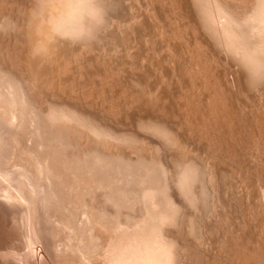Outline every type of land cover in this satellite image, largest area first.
<instances>
[{"label":"bare ground","instance_id":"6f19581e","mask_svg":"<svg viewBox=\"0 0 264 264\" xmlns=\"http://www.w3.org/2000/svg\"><path fill=\"white\" fill-rule=\"evenodd\" d=\"M114 1L115 0H15V1H13L14 3L12 4V5H10L11 4V0H10V2H9V0H0V30H2L3 31V29H6V30H4L6 33H7V31H10L9 33H13V37H15L14 39H13V41L15 40L16 41V44H14V46L13 47H11L10 45V47L8 46L7 48H5V49H7L6 50V55H5V58H7V60L6 61H8L9 62V64L7 65V64H5V66H6V68L4 67V66H2L3 65V63H1L2 61H0V199L2 200V199H4V200H26L30 195H31V197L30 198H32V194H35L36 192H38L39 193V191L41 190L42 191V188H40L38 185H41V182H39L38 183V181H37V179H38V174H40V173H44L45 171H47L46 169H48V167H49V170L50 169H52V170H50L51 172L50 173H48V174H51V175H49V176H51V177H53V172H58V169L57 170H55L54 169V166L55 165H52L53 166V168H52V166H51V163L53 162V159H54V161H56V159L55 158H53L52 159V161H51V159L50 158H52V157H50V158H46L45 157V154H44V157H45V160L46 159H48L49 161H43V160H41L42 159V156H41V159L39 158L40 157V155L38 154V158L40 159V161H42V163H38V162H36L37 160H38V158L35 156V157H33V154L30 152V151H35V149H34V147L35 148H37V149H39V145L41 144V143H43L42 141L40 142H37L36 141V143L38 144L39 143V145H37V146H39V147H37V146H35L34 144H33V146H31V149H28L29 150V153H28V156L26 155V154H23L24 156V158H25V155H26V157H28V159H29V161L28 162H30L29 164L28 163H26V168H28V167H32V161H33V163H34V161L36 162V166H40V168H38L39 170L41 169V170H43L44 169V172H38L39 170L38 169H36L35 168V166L33 165V167L31 168V170L32 169H34L33 171H30L31 172V174L34 172H36V175H37V177H35V179H36V183H35V179L33 178H31V174L29 175V173H28V171L30 170H28V169H25L24 168V170H22L21 172V176H19L18 174H16V176H15V169H14V172L12 171L11 172V170L10 169H8V168H13V167H15V166H18L17 165V160L19 161V156L17 157V155H15L14 153L13 154H10L11 156H15V157H17V158H15L14 156V158L13 157H11L12 158V160L13 159H17V160H11L12 162L11 163H9V161H8V163L6 162L7 161V158H5L4 156H3V151H4V138L6 137L5 136V134H3V132L5 133L6 131L5 130H3L2 128L4 127H2V124L4 123V125H5V123H6V121H7V125H8V122H9V126L11 127V125H10V123H12V126L14 127V126H18V125H20L21 123H22V120H20L21 122H19L18 123V121H19V119H23V121L24 120H28V121H25V122H23V124L24 125H22L21 124V126H25L26 127V124L28 125V127H29V125L30 124H32L33 123V121H35L34 119L31 121V119L32 118H34V115L32 116V118H31V114H29V116H30V119H29V116L27 117V116H25L24 115V112H25V110H27V109H24L23 107H24V105L27 103V102H29V96H32L33 95V97H36L37 95H39L40 96V93L42 92V90H43V92H45V90H44V88H48V87H50V90H52L53 91V89L55 88V87H61V89L63 90V88L62 87H67L66 85V81L69 79V77H71V67H73V63L75 62L76 64L74 65L76 68L74 69L75 71H73V69H72V71L75 73L74 75H72L73 77H71V80H72V83L74 84V82L76 81L77 82V79L79 80V78L85 73V74H87L86 75V77L88 76V74H89V72L90 71H92L91 69H93V70H95V68L97 69V68H100L101 69V67H102V64H101V67H96V65H99L100 66V64H95V67L92 65V67H94V68H91L90 70L88 69L89 67H90V65L92 64V63H96V56H94L95 55V53L97 52H95V51H92V50H95V49H92L93 47H92V44L91 43H93V41L96 39H98V41H104V40H102L103 39V37H106L107 39L109 38V36H112V35H114L113 33H114V30H113V32H112V29L113 28H118V31H116V32H118V34H120V33H122L121 35L123 36V38H122V36L120 35V37L119 36H117V37H119V38H121V40H128V38L129 37H132L133 35H134V32H137L136 31V29H138V31H139V27H140V25H141V27L142 26H144L145 24L143 23L144 21V19L146 18V16H145V18H143V20H141L142 19V17L144 16L143 14H146L145 12V10L146 9H144L143 11H141V10H139V11H141V13H143L144 11V13L141 15V13L138 15H132V11H135V9L136 8H131V7H133V6H131L128 2H130V1H127V3H126V0H121V2L122 1H125V3L127 4V5H129L128 7H130V10L131 9H133L132 11H130L131 12V14H129V16L130 15H132V17L130 16H128L129 18H130V20L127 22V19L128 18H126V21L124 20H122L123 22H118L119 21V18H118V21H114L112 18L114 17V19L116 20V18H115V16L116 15H114V13L113 14H111V11L115 8L114 6H115V4H118V3H120L119 2V0H117V2L118 3H116L115 2V4H114ZM135 1H137V0H134V1H132V2H135ZM138 1H140V0H138ZM149 1H151V0H149ZM148 1V2H149ZM159 1V0H158ZM164 2H165V0H163ZM171 1V0H170ZM175 1H178V0H175ZM186 1V0H185ZM197 1H200V3H199V5H201V4H203V5H201L202 7L204 6V9L202 10L201 9V11L203 12V14L202 15H198V17H202L203 16V18L204 19H202L201 17V19H202V21L204 20V22H203V24L205 25L204 27H207V29H210V28H212V30H210V31H213L215 34H217V35H214V36H218L217 38L218 39H220V38H222L223 39V41H225L224 42V46H226V47H228V48H225V47H223L222 49L224 50V51H227L228 52V50L229 49H232L233 51L232 52H230V50H229V52L227 53L226 52V54H232V56H233V54H234V58H236L235 60H237L236 61V63L238 62V61H243V62H239V65L241 64L243 67H245V69L247 70V68H246V66L248 67V69L249 70H247V71H250L251 72V75H249L250 74V72L249 73H247V75H249L247 78V80H248V82H249V84H251V86L253 87H255L256 85H258L259 84V82H261V81H263V77H264V0H252V1H250V2H248V4L246 5V4H244V6L242 5V7H240L241 5L240 4H242V3H240V4H238V5H240V6H236L235 5V2L233 3V1H235V0H233L232 1V3L236 6L235 8H232V5H230L231 3H230V1H226V0H222V1H220V0H197ZM204 1V2H203ZM223 1H226V3L227 4H229V6H231L229 9L227 8V7H229L227 4H224V2ZM240 1H243V0H236V2H240ZM245 1H248V0H245ZM17 4H16V3ZM144 2V1H143ZM146 2V1H145ZM152 2H154L153 0H152ZM151 2V3H152ZM156 2V1H155ZM167 2L168 3H166V5H173V6H175V4L174 3H169V1L167 0ZM172 2H174V1H172ZM179 2V1H178ZM177 2V3H178ZM181 2V6L182 7H184V5L186 4H182V1H180ZM180 2H179V6L178 7H181L180 6ZM183 2H184V0H183ZM187 2V1H186ZM193 1L191 0V3H192ZM195 3H196V1H194ZM202 2V3H201ZM244 2V1H243ZM10 3V4H9ZM124 3V4H125ZM131 3V2H130ZM140 3H142V2H140ZM150 3V2H149ZM187 3H189V1L187 2ZM198 3H197V5H198ZM247 3V2H246ZM14 4H16V6L14 5ZM124 4H122V5H124ZM134 4H137L136 2L134 3ZM157 4V3H156ZM190 4V3H189ZM121 5V4H120ZM120 6V7H123V6ZM127 5H124V6H127ZM143 5V7H144V4H142ZM148 5H151V4H148ZM148 5H146V3H145V6H147L148 7ZM165 5V4H164ZM163 5V6H164ZM178 5V4H177ZM198 5V7H200ZM225 5H227V7L225 6ZM138 6H141V5H139L138 4ZM137 6V7H138ZM153 6H155V4L153 5ZM151 7V8H153L154 10L155 9H157V8H154V7ZM173 6H169L170 8L171 7H173ZM186 6V5H185ZM194 6V5H193ZM114 7V8H113ZM119 7V5L117 6V8ZM119 7V10L121 9ZM128 7H126V8H128ZM135 7H136V5H135ZM142 6L140 7V8H138V9H141V8H143ZM156 7V6H155ZM188 7V9H189V6H187ZM191 8H192V4H191V6H190ZM196 8H197V6H195ZM234 7V6H233ZM113 8V9H112ZM159 8H161V7H159ZM164 8H166V7H164ZM175 9L177 8V7H174ZM173 8V11L175 12H177L178 14H179V16H177V17H180V16H182V15H180L181 13L183 14L184 12H182L183 10L186 12L187 10H186V8L185 9H179V10H181L180 11V13H179V11H177V10H175ZM194 8V7H193ZM123 10H124V7L122 8ZM129 9V8H128ZM138 9L136 10V11H138ZM168 9V8H167ZM230 9H233V10H230ZM239 9V10H238ZM241 9V10H240ZM123 10H122V12L120 11V13H118V12H115V14L116 13H118V14H122L123 13ZM154 10L152 11V10H150L151 12H154ZM164 10H166V9H164ZM170 10V9H169ZM172 10V9H171ZM170 10V11H171ZM190 10V9H189ZM187 11V13H186V15L185 14H183L184 16H183V18H184V20H181V19H183V18H179L180 19V21L179 22H181V21H183V23H184V21L185 20H187V17H185V16H187L188 15V20H189V14H188V12L189 13H192V12H190V11ZM195 10V9H194ZM196 10H198L199 11V8L198 9H196ZM116 11H118V10H116ZM126 11H128L127 9H126ZM138 11V12H139ZM149 11V12H150ZM159 11V10H158ZM167 11V10H166ZM13 12H16V14H18V15H13ZM148 12V13H149ZM156 12V11H155ZM175 12V14H177ZM195 12H197V11H195ZM195 12L193 11V13L195 14ZM147 13V14H148ZM160 13V12H159ZM165 13V12H164ZM171 13L172 14H174L172 11H171ZM124 14V13H123ZM122 14V15H123ZM133 14H136L135 12L133 13ZM152 14V13H151ZM150 14V15H151ZM155 14H157V12L156 13H154V15ZM177 14V15H178ZM199 14H200V12H199ZM110 15H114V16H110ZM122 15H120V16H116V17H120L121 18V16ZM142 17H141V16ZM150 15H148V16H150ZM153 15V14H152ZM158 15V14H157ZM156 15V16H157ZM160 15H161V13H160ZM168 15V14H167ZM124 16H125V14H124ZM170 16H172L171 14H170ZM173 16H176V15H173ZM193 16V15H192ZM111 17V18H110ZM141 17V18H140ZM151 17H153V16H150V17H148V19H146V20H152V19H149V18H151ZM166 17V16H165ZM168 17V16H167ZM166 17V18H167ZM177 17H175L176 19H178ZM194 17H196V16H194ZM156 18V17H155ZM154 18V19H155ZM174 18V19H175ZM192 18V17H191ZM122 19H123V17H122ZM163 19H164V17H163ZM168 19H169V17H168ZM172 19H173V17H172ZM173 19V20H174ZM175 19V20H176ZM157 20H158V18H157ZM174 20V21H175ZM194 20V19H193ZM196 20V19H195ZM198 20V19H197ZM200 20V19H199ZM120 21H121V19H120ZM143 21V22H142ZM148 21V22H149ZM152 21H154V20H152ZM156 21V20H155ZM154 21V23H155V25H156V22L158 23V21H156L155 22ZM163 21V20H162ZM171 21V20H170ZM177 21V20H176ZM126 22V23H125ZM142 22V23H141ZM146 22V21H145ZM159 22H161V20L159 21ZM168 22V21H167ZM185 22H187L188 23V21H185ZM195 22H198V21H194L193 23L195 24ZM162 23V22H161ZM164 23H166V22H164ZM169 23V22H168ZM182 23V22H181ZM190 23H192V20L190 19ZM202 23V22H201ZM115 24V26L113 27V25ZM134 24L136 25V27L134 26ZM143 24V25H142ZM153 24V23H152ZM176 24V23H175ZM197 24V23H196ZM200 24V23H199ZM148 25H150V24H148ZM148 25H146V26H148ZM165 24H163V26H164ZM181 26V24H178L177 26ZM183 25H185V24H183ZM187 25V24H186ZM139 26V27H138ZM146 26H144V28L146 27ZM152 26H154V24L153 25H151V29H153L152 28ZM157 26H159V25H156V27ZM163 26H161V27H163ZM188 26H190L189 25V23H188ZM197 26V25H196ZM113 27V28H112ZM134 27V28H133ZM140 27V28H141ZM161 27H159V28H161ZM165 27V26H164ZM166 27H167V25H166ZM182 27V26H181ZM191 27V26H190ZM189 27V28H190ZM195 27V26H194ZM194 27H192V28H194ZM203 27V28H204ZM112 28V29H111ZM135 30H133V29ZM173 28V27H172ZM179 28V27H178ZM184 28H186V26L184 27ZM192 28L190 29L191 31H194V30H197V28L196 29H194V30H192ZM201 28H202V26H201ZM141 29H143V27L141 28ZM141 29H140V31H141ZM146 29V28H145ZM150 29V30H151ZM156 29V28H155ZM155 29H153L154 30V33H156V31H155ZM157 29H158V27H157ZM156 29V30H157ZM165 28H163V29H161V30H159L158 29V35L160 36L163 32H165V33H167V31H165L164 30ZM169 29V28H168ZM171 29V28H170ZM177 29V28H176ZM176 29L174 28V30H175V32H176ZM214 29V30H213ZM116 30V29H115ZM131 30H133V35L132 34H130V33H132V31ZM149 30V29H148ZM164 30V31H163ZM178 30V29H177ZM184 30V29H183ZM182 30V31H183ZM131 31V32H130ZM147 31V30H146ZM145 31V32H146ZM159 31H161L162 33H160ZM188 31H189V29H188ZM209 31V30H208ZM1 32V31H0ZM112 32V35H110V33ZM151 32V31H150ZM174 32V33H175ZM199 32V31H198ZM202 32H206V31H203L202 30ZM9 33H7V36H8V34ZM142 33H143V31H142ZM171 33V32H170ZM182 33V32H181ZM187 33V32H186ZM189 33L191 34V32L189 31ZM193 33V32H192ZM194 33H196V35H197V32L195 31ZM207 33V32H206ZM206 33H204V34H206ZM211 33V32H210ZM5 34V33H4ZM3 34V35H4ZM109 34V35H108ZM116 34V33H115ZM137 34H139V33H137ZM137 34H135V35H137ZM145 34V33H144ZM200 34V33H199ZM198 34V35H199ZM207 34H209V33H207ZM2 34L0 33V36H1ZM6 35V34H5ZM131 35V36H130ZM134 35V36H135ZM141 35V34H140ZM147 35V34H146ZM153 35V34H152ZM156 35H157V33H156ZM163 35L164 34H162V37H163ZM181 34H179V37L181 38V36H180ZM185 35H188V34H185ZM184 35V36H185ZM195 35V34H194ZM197 35V36H198ZM201 35V34H200ZM144 36V35H143ZM151 36V35H150ZM154 36V35H153ZM167 36H168V34H167ZM166 36V34H165V37H167ZM190 36H192V34L190 35ZM185 37L186 39H189V38H191V37ZM196 36V37H197ZM206 36V35H205ZM212 36H213V33H212ZM115 37V36H114ZM114 37H112V39L114 38ZM141 37V40H142V35L140 36ZM139 37V38H140ZM164 37V38H165ZM171 37H173V36H171ZM178 37V38H179ZM192 37H194V36H192ZM195 37V38H196ZM201 37H204V36H201ZM208 37V36H207ZM2 38H4V37H1V39ZM6 38V37H5ZM116 38V37H115ZM138 38V37H137ZM153 37L151 36V39H152ZM156 38V37H155ZM154 38V39H155ZM175 38V37H174ZM177 38V39H178ZM198 39H200L199 37H197ZM210 38V37H209ZM216 38V39H217ZM9 39V38H8ZM105 39V38H104ZM106 39V40H107ZM111 39V38H110ZM118 39V38H117ZM132 39V38H131ZM134 39H136V36L134 37ZM134 39H132V42H131V40H129L131 43H133V41H135ZM147 39H149L148 41H151L150 40V38L148 37ZM157 39V38H156ZM169 39H170V37L168 36V38H166V40H168V43H169V45H171L170 44V41H169ZM182 39V38H181ZM208 39V38H207ZM211 40H212V38H210ZM215 39V38H214ZM215 39V40H216ZM5 40V39H4ZM6 40H7V38H6ZM121 40H118V41H120V42H123V41H121ZM140 39H138V41H139ZM146 40V39H145ZM162 40H165V39H163L162 38ZM175 40V39H174ZM192 40H193V38H192ZM195 40V39H194ZM197 40V39H196ZM210 40V41H211ZM1 41H3V39L1 40ZM112 41V40H111ZM116 41V40H115ZM114 41V42H115ZM138 41H136L137 43H138ZM142 41H144V40H142ZM141 41V43H144L145 44V42H142ZM161 41V40H160ZM173 41V40H172ZM187 41H191L190 39L189 40H187ZM207 41V40H206ZM223 41H220L219 43H221V44H223L222 42ZM128 42V41H127ZM123 42V45L124 46H126V49H128L127 47L128 46H130L129 48H131V49H133L134 47H132V45L133 46H135L134 44H136V42H134V44H131L130 45V42ZM140 42V41H139ZM158 42V41H157ZM156 42V43H157ZM167 42V41H166ZM166 42H165V44H166ZM2 43V42H1ZM0 43V44H1ZM4 43H5V41H4ZM3 43V44H4ZM10 43V42H9ZM106 43H108V42H106ZM128 44V46H127V44ZM156 43H155V45H156ZM163 45H164V43L163 42H161ZM167 43V44H168ZM175 43V42H174ZM190 43V42H189ZM191 43H194L195 45L196 44H198V43H196V41L194 42H192L191 41ZM188 44V45H191L189 48L190 49H192L193 47H195V46H193L192 44ZM203 43V42H202ZM219 43H217V44H219ZM11 44V43H10ZM19 44V45H18ZM98 44V43H97ZM101 44V43H100ZM100 44H98V45H100ZM102 44H104V42L102 43ZM110 44V43H109ZM116 43H113V45H115ZM122 44V43H121ZM126 44V45H125ZM144 44H142L143 46H144ZM147 44H149V43H147ZM151 44H152V42H151ZM151 44H150V46H151ZM162 44H161V46H162ZM180 44V43H179ZM178 44V45H179ZM186 44V43H185ZM208 44H210V43H208ZM216 44V45H217ZM73 45H76V46H73ZM110 45H112V44H110ZM123 45H121V47L123 46ZM138 45H139V43H138ZM137 44H136V46H138ZM155 45H153V46H155ZM159 45V44H158ZM174 45V44H173ZM173 45H171L170 47L171 48H173ZM177 45V46H178ZM203 45V44H202ZM207 45V44H206ZM215 45V46H216ZM3 45L1 44V47H0V53H3V54H5L4 52H1V48H2V51H5V50H3L4 48L2 47ZM6 46V45H5ZM101 46H103V45H101ZM108 46V45H107ZM107 46H105V44H104V48L105 47H107ZM123 46V47H124ZM139 46H141V45H139ZM149 46V47H150ZM161 46H158V47H161ZM167 45H164L163 47H165L164 48V50L163 51H167L168 49H166L167 47H166ZM176 46V45H175ZM180 46H181V44H180ZM186 46V47H187ZM193 46V47H192ZM199 46V45H198ZM214 46V47H215ZM218 46V45H217ZM222 46V45H221ZM99 47V46H98ZM112 47V46H111ZM117 47H118V50H120V49H122V50H120V51H122V52H124L123 54H125V53H130V52H128V50H124L125 48H120L119 49V46H115V47H113V48H111V50L109 51V49L108 48H110V47H108L107 49L105 48V51H104V53L107 51H109V56H112L113 54L111 53V55H110V52L113 50V49H116L117 50ZM162 47V48H163ZM169 47V46H168ZM187 47V48H188ZM192 47V48H191ZM12 48V49H11ZM101 48V47H100ZM99 48V49H100ZM137 48V47H136ZM146 48V47H145ZM155 48V47H154ZM161 48V49H162ZM171 48H169V49H171ZM178 48H180L179 46H178ZM178 48H177V50H178ZM182 48V47H181ZM188 48V49H189ZM197 48V47H196ZM210 48H212L211 46H210ZM216 48V47H215ZM88 49H92L91 51L92 52H94V55L91 53V56L93 55L94 57H95V59L93 58V56H92V58L94 59H91V58H89V57H86V58H89L90 60H87L86 58H85V56H84V54H86L87 53V55L89 56V53H90V50H89V52H87V50ZM103 49V48H102ZM102 49H101V51H102ZM138 49V48H137ZM150 49H152L151 47H150ZM166 49V50H165ZM174 49V48H173ZM189 49V50H190ZM195 49V48H194ZM209 49V48H208ZM218 49H220L219 48V46H218ZM217 49V50H218ZM226 49H228V50H226ZM116 50H113V51H115V52H117V53H115L114 55L116 56V57H110L109 58V56H107L108 58L107 59H110V60H114V58H117V57H121V56H117V54H119V52L120 51H116ZM130 50V49H129ZM134 50V49H133ZM136 50V49H135ZM139 51H140V49H138ZM137 50V51H138ZM142 50H143V48H142ZM155 50H156V48H155ZM184 50H185V48H184ZM216 50V51H217ZM223 50H221V51H223ZM97 52V58H99L98 56L100 55V54H98V53H103V52ZM112 51V52H113ZM131 51V50H130ZM149 51V50H148ZM169 52H170V50H168ZM173 51V50H172ZM210 51V50H209ZM215 51V50H214ZM106 52V53H107ZM122 52H120L121 54H122ZM133 51H131V53H132ZM136 52V51H135ZM135 52H134V54H135ZM141 52V51H140ZM144 52V51H143ZM142 52V53H143ZM151 52V51H150ZM158 52H160V50L158 51ZM158 52H156L157 53V57H158ZM169 52H167V53H169ZM176 52V50H174V53ZM178 52V51H177ZM185 52V51H184ZM191 52V55H190V59L188 60V63H183L184 65L183 66H185V64H186V67H187V72H188V76L191 78V80L189 79L188 81L189 82H194V80L197 78H199L200 76V74H199V72L198 71H200V70H202V69H200L201 67H203V66H201L200 68H199V70H197V68H196V65L198 66V64H197V62L196 61H193V58L194 57H192V51H190ZM208 52V51H207ZM213 52V51H212ZM137 54H139L138 52H136ZM146 53V52H145ZM164 53V52H163ZM173 53V56H172V53L170 52V56H172V58H170V56H169V59L171 60H173V62L175 61L174 59H176L177 60V58H176V53L174 54ZM178 53H180V52H178ZM195 53V52H194ZM214 53V52H213ZM212 53V54H213ZM217 53V52H216ZM218 53H219V51H218ZM221 53V52H220ZM223 53V52H222ZM121 54H119V55H121ZM122 54V55H123ZM134 54H133V56H134ZM141 54V53H140ZM144 54V53H143ZM146 54H155V52L154 53H146ZM162 53H160V55H161ZM165 54V53H164ZM181 54V53H180ZM179 54V55H180ZM203 54H205V53H203ZM104 55V54H103ZM106 55L107 54H105L104 56H105V59H102L103 58V56H102V60H101V62L100 63H104V65H103V69L102 70H95L96 71V73H95V71L94 72H90V74L92 73V75H93V73H94V76H95V74H102V75H100L101 77L100 78H102L101 80L100 79H98L97 77H95V78H93L90 74V78H91V80L90 81H92V82H94V81H97V80H99V82H101V83H99L98 81L95 83L96 85H97V83H99L100 85H97L98 87H96L97 88V90L94 88H92L93 86H94V84L91 82V84H89L90 86L92 85V87H90L91 88V93L93 94V96L94 97H92V98H96L97 97V95L99 96V97H97V98H100V96H101V94H102V92L101 91H99V89L98 88H101V89H103L102 91L104 92L105 91V89H106V91H108L107 89H111L112 90V92H113V90H115L114 88H115V86H116V88L118 87V89H120V87H121V89H120V92H118V90H115L116 92H114V94L115 93H118V94H115V95H117L118 96V98L115 96L114 97V95L112 94V92H111V94L113 95L111 98L113 99V101L111 100V98L109 97V96H111V95H106V96H108L107 98H106V96H104L103 94V96H101V98H100V100H97V99H93V101H95V103L96 102H98L97 103V105L99 106V105H101L100 103H102V105L100 106V107H98V108H100V110L102 111V112H105V111H107L108 109H103V108H108V107H114V108H117V107H119V106H117V107H115L116 105V102H117V104H121L122 105V107H120V108H123L122 110L120 109V111H121V113L123 112V114H124V116H122V117H124V118H120L119 116L120 115H122V114H118L117 116V118H118V120L119 119H122V122H121V120H120V122L119 123H117L118 125H119V127L121 128L120 130H119V128H117V130H115V128H114V130H112L113 128H110V127H108L109 126V124H108V126L107 125H105L106 124V122H105V124H103L102 122H104V120H106V119H102L101 117V121L102 122H100V123H98V121H95L94 122V119L93 118H95L94 116H91L92 114H91V112H90V115L89 116H85V113L86 114H88L87 112H88V110L85 112V110H82V111H80L82 108H81V105L79 104V106L78 105H76V103H75V105H68L69 103H72L74 100H75V102H77V101H79V100H77L76 101V99H75V97H74V95L72 94V93H74V94H76L77 96H76V98L78 97V95H79V99H80V96L82 95L83 97H84V99L82 100V98L83 97H81V104L83 103V102H85L86 103V105L87 106H89V107H93L94 106V104L92 103L93 101H92V99L91 100H88V101H86L87 100V97H89L88 99H90L91 98V96H92V94L90 93V91H89V85L87 84V85H85L86 83H87V81H86V83L85 82H83L84 81V78H82V80L80 79V81H82V82H80V81H78L79 83H75V85H73L71 82V84L73 85V86H71V90H69V88H67L69 91H68V93L70 92V94H71V96H72V98H73V101L71 102L70 100H69V102L66 104L65 102H63L62 104L60 103H55V104H51V108L50 107H47V105H46V107L49 109V111L48 112H46V110H48V109H46V107L44 108L43 106L44 105H41L40 104V101H41V98L40 99H37V98H35V99H37V100H40L39 101V103L38 104H40L41 106H42V109L45 111L44 113H43V110L41 111V106H40V108H39V106L37 107L36 106V103H34L31 99H30V104H31V101L33 102L32 104H33V107H32V109H33V111L35 110H38L39 109V112L40 113H43V114H40V113H36V112H38V111H34L35 112V115H37V116H35V117H39V114L41 115V118H39L40 120L42 119V116L45 114V117H47L46 118V120L45 121H47V124L49 123V121L48 120H51L50 121V124H51V122H55V123H53V124H56L57 125V129H59V132L62 134V130L65 128L66 129V127H69L70 125H72V124H74L73 126H71V129L70 128H67L66 129V133L68 134V130H71L70 132H72L74 129L73 128H76V135H78V143H77V138L75 139V138H73V137H76L75 135H73V133L71 134V135H73L72 136V138L71 139H75V140H73V141H76V143H77V145H76V150H78V151H74V152H78L76 155H74L75 157H76V159H73L74 160V162H75V160L76 161H78V162H81V160L83 159L84 161H86L85 159H87V161L89 160L88 158H87V156L88 157H90V160L91 159H93V157H94V161L92 160V161H88V162H90V164H87L88 166L89 165H91V162H92V164L94 163V162H98L97 164H99V163H101V166L103 167V165L106 167V170L109 168L108 167V165L109 166H111L112 164L114 165V167L115 168H117L116 166H122V170L124 171V169H125V171L124 172H127L128 171V173L130 172V170H132L129 174H130V178H128L129 177V175H127V174H124V175H121L122 177H126V176H128V177H126V179L128 180V181H130L131 183H134L135 185H136V183H139L140 181H137V180H139V179H143V177H144V179L146 178V176H143L144 174H145V172L143 171V170H145V169H143V168H150V169H146V172H147V170H150V171H148V172H151V173H149V174H151L150 176H152L153 175V173H156L155 171L158 169V170H160L159 171V175H160V173H161V175H160V178H161V176H162V178H161V181H163L164 180V182L162 183L163 184V186L161 187V190H158L157 188H158V186H161V185H158V183L160 182V179H159V175L156 173V175H157V179H159V182H157V184H156V181H154L153 183H154V185L155 186H157V188H155L154 189V187L152 186L153 185V183H152V185L150 186V185H148L149 183H147L145 180H149V179H145L144 181V183H145V185H144V183L143 184H137L136 185V188H134V184L131 186V185H129V184H131V183H129L128 181H125L121 176H120V179H119V181H121L122 179V181H125V184L123 185V186H126L128 183V185L127 186H131V188H129V190H131V191H129L128 190V192H127V188L126 187H123V189L125 188L126 190H123L122 189V192H118V191H120L121 189L120 188H122V187H120V184H119V187H117V189L116 188H114V189H116V190H113V191H115V192H112V193H114V195L112 196V198H115L114 200H116L117 198L119 199V200H116L115 202L117 203V201L119 202L121 199H123L124 198V196L127 194V193H129V195H131L132 194V192H133V190H137V193L134 191L133 193V198L135 199V197H134V195L135 194H138L139 193V191H138V185H141V187L142 188H140L139 187V189H141V195H142V201L144 200V202H145V199H146V201L149 199L151 202H152V204H151V202H150V204H151V206H149L148 204H149V201H148V203L147 202H145L146 203V212H144L145 214H142V212L143 211H145L144 209H143V211H140L141 212V214L139 215L138 213H136V214H138L139 216H136V214H135V219L133 218L134 216H128L127 215V213L125 214L126 215V221L125 220H123V221H125L126 223H127V226H125L124 224L122 225V226H125L126 228L127 227H132L134 230H137V229H141L140 231H142L143 232V230L144 229H148V228H145L144 227V221L145 220H147L146 221V223L148 224V219H149V221L151 222V220H152V222H151V228L150 229H152V223H153V221L154 220H159L158 222L160 223L161 221L162 222H164L165 223V225H164V223H163V225H164V227L166 226V223H167V220L169 219V221L168 222H170L171 221V219H176L175 221V223H174V220L173 221H171V222H173L174 223V225L176 224V226H174V227H176V232H177V234H176V232H175V235H173V234H171V232H170V236L171 235H173L172 237H174V236H176L177 235V238L180 240H178L177 241V243H179V244H173V241H172V244L173 245H176V247H177V245H178V247H177V249H178V251L175 249L176 247L175 246H173L174 247V249H175V252H173V251H171V249H172V247H171V243H169L168 242V240H169V232L167 231H165L164 230V228H163V226H158V227H153V229H154V231H153V229H152V231L153 232H155V237L156 238H154V233L150 230V232H149V230L148 231H145V233L144 234H140L139 232H138V234H137V231H134L132 228L131 229H126V228H124V227H121L120 226V228H124L123 230L125 231H123L122 229H120L118 226H119V223L120 222H122V221H120L119 220V218H120V216H118L117 214H121V212L120 213H114V215L111 213L110 214V212H111V210H109L108 208H110V209H114V207L113 208H111V206H108V208L107 207H105V206H107L106 204L107 203H110V198H111V196L110 195H112V193L109 195V188H111V191H112V186L111 187H109V184H111L112 183V181L110 182V183H107L108 184V190H107V196L105 197V198H108L109 196V198L108 199H105V198H103V200L105 199V201L104 202H106V204H105V206L103 205V207L102 208H105V210L106 209H108V210H106V213L108 214H106V216L108 217V216H110V215H112L111 217L113 218V220H115L114 219V217L116 218L117 216L119 217H117L118 218V224H115L116 222H117V220H115L116 222L115 223H113L115 226L116 225H118V226H116V227H112V229L113 230H117V229H114V228H119L120 229V232L122 233V235L123 236H127L128 234V230H129V236H127V237H120V236H122L121 234H119L118 233V231H119V229L117 230V233L120 235V236H118V235H116L114 232H113V235L115 234L117 237H119V238H117L115 235V237L117 238H113L114 240H118V239H120L121 240V238H126V242L125 243H127V241H129V245H131V244H133V245H131V247L130 246H126V244L123 246V244H121V243H124V242H122V240L120 241V245H119V248H117L118 249V255H113V254H109V252L110 251H112L111 249H113V247H114V245L116 244V245H118L117 243L118 242H115V244L113 245L112 244V242H114V241H111L110 239H112V238H110L109 239V241H107V239H106V242H108V243H106L105 241L104 242H101L99 239L100 238H102V237H98V236H95V234H93V236L91 235V237H94L95 236V238H99L98 240L100 241H98L97 243H102V244H100V245H103L104 243H106L105 245H107L106 247H107V249H104L103 248V250H107V251H102V252H104L105 253V255L107 254V257H108V260H107V258H105L104 256V254H103V256H102V253H101V255H100V258H102L103 257V259H106V260H102V262L104 263L105 261V263L104 264H106L107 263V261H108V263L107 264H264V183L262 184V182L264 181L263 179L261 180V174H258L257 175V178H256V180L258 181V182H255L254 181V177L252 176V175H254L255 176V173H253V172H251L250 171V174H248V175H246V174H241L240 172H238V170L237 171H233L232 169L230 170V171H232L231 172V174H230V171H225V169H227V168H223L224 166V164L223 163H226V161L224 162V158H225V156H223V153H225L223 150H225V148L227 147V149L229 148V150H232L233 149V152L235 153V149L237 150L238 148H236V147H238V145H240V144H242V142H241V140H243V142L245 141L244 140V138H243V136L245 137V139H247L246 138V136H247V133L245 134V132H244V130L246 129V123H247V121H248V110L246 111V113H247V117L245 118V119H247L245 122H244V117L245 116H243L242 114H240L239 112L237 113V111L238 110H234V109H232V108H234L233 106H234V104H235V102H233V97H231V98H227V97H229V96H231L232 95V91H234L233 90V86L232 85H234L233 83L231 84L230 82H229V77L231 78V76L232 75H234V74H236V71H233L232 70V68H231V70L230 69H228V71H220V70H222V69H220L219 70V68L217 69L216 67H215V69L217 70L216 72L217 73H215V71H213L214 69L212 68V69H209V70H211V73L213 74V76L216 74L217 75V77H216V75L214 76V78L216 77V79H218L217 81H218V83L216 84V83H210V82H208V80H204V82H203V80H202V78H201V84H202V86L201 85H199L200 83L199 82H197L196 84H198L199 85V87H201V88H203V89H201L202 91H204V92H206L205 91V89L204 88H206V90L208 89V91L210 90V93H206V94H203V97L202 98H200V99H198V102H199V100H201L200 101V104H201V102L203 101H208V100H210V102L208 101V103L207 104H205V102H204V106H207V110H206V108L205 107H202L201 105V107L199 106V108H200V110H198V107L196 106V105H194V103L191 101V99L192 98H194V97H192L191 99L190 98H188L189 96H190V94L188 95L187 94V90L186 89H188L187 87H186V89H185V87H184V91H186V93L185 94H187L188 96H185V95H183V96H185V98L187 97V99H186V101H184L185 99H184V97H183V99L180 97V99H181V101H184V104H183V113H185V116H186V118H187V120H184V119H186L185 118V116H183V114H182V116L184 117L183 118V120L184 121H186V123L187 122H190V124L189 123H185L186 125L185 126H189V125H191V127L190 128H192V125H193V121L194 120H196V117L195 118H193L194 116H197L196 114H194V111H198V112H200L201 111V108H202V113H198V115L199 116H201V119L200 118H198L196 121H194V122H197L198 120H202L203 121V124H201L202 122H200V123H198V124H201L200 126L198 125V129H200V128H202L201 130H204L205 129V131L208 133V135L210 136H212V138H213V141H210V142H208V144H212L213 143V145H208L207 144V141H206V144L209 146L208 148H205L204 147V149H206V150H204L203 148H200V149H203L205 152L207 151V149H209L210 148V152H206L207 153V155H203L204 156V158L202 159V158H200V159H202V160H204V163L203 162H201L200 161V163H203V169H200V167L199 166H201V165H199L198 163V165L196 164V163H194V161L196 162V160H193V158L192 157H194V156H190L192 159H190V158H188L189 156V153H187L186 151V154H184L183 153V155H181V153L180 154H178L179 156H180V158H178V159H174L175 160V164L177 165L178 163V166H179V171H178V166L177 167H173V168H176L177 169V174H175V173H173V174H175V176H173V175H171V174H169V173H171V172H169V171H172L173 172V170L174 169H172V167L169 165V163L170 162H172V161H170L171 159H169V158H171L174 154H172V152H169L168 150H170V149H168L167 151L169 152V154L171 153L172 154V156L171 157H169V158H167V156H166V159L168 160V162L169 163H166L165 162V160H163L162 158L160 159H158L157 157H156V155H155V157L153 156H151V155H149L150 157H148V154H149V150L150 149H148V151H146V153L148 152V154L146 155H143V153H141V157L139 156L140 155V152H138V154H136L138 157V160H134L133 161V159L131 158H127L126 157V154H124V152H123V150H122V147L123 146H125V144L126 145H128L129 143H130V141H131V144L133 143L132 141L134 140V137L138 140V138L140 137L141 138V136H139L138 137V135L137 136H135V134H134V132H131V130H133V131H136L135 130V128L133 129H131V126H132V124H133V126H135L136 124H134V123H132L133 121H135L136 123L138 122L139 124V126H138V128L140 129V128H143L142 130H148L147 132H151V133H154L155 135H159V136H161L163 139H161V137H160V139L161 140H163L162 141V143L164 142H166V145H167V147L169 146V148H176V149H181V148H183L184 150H185V148L187 147V145H185V142H184V140H185V138L182 136V135H180L182 132H184L187 128H189V127H187V128H185V130L183 129H178V127H176V128H174L173 126H175V125H173V126H171L170 125V123L168 122L169 120H167V118H165V116L167 115H170V114H167L168 113V111H167V109H168V107L169 108H172V106H170V105H168V102L169 101H167V100H169V99H167L168 98V96H167V94H169V95H171L170 93H167L166 91H162V92H158V94L157 93H154L155 92V89L153 90H149V91H147V93L145 94V92H146V88H150V85H149V87H147L148 86V84L150 83V82H148L147 80H146V78H148V77H146L147 76V74H149L148 72V68L150 67L149 65V67L147 68V67H145V68H147V73L146 74H144L143 72H146V69L142 72L139 68L140 67H137V66H135L134 67V65L137 63L136 61V63L134 62V65L132 64V62H131V64L133 65H131V64H127L128 66H131V68L132 67H134V68H138L139 70H140V72H142L143 73V75H146V76H144V77H146L145 78V80L148 82V84H147V86H143V84H145L144 82H143V84L141 83V85L143 86V88L145 87V92H144V90L142 91V92H144V94L142 93H138L137 91V89H136V91L134 90V88H132L133 90L131 91V90H129L130 89V84L132 83V81L130 82L129 81V85H127L126 84V78H125V74H124V78H125V82H124V80H121L122 78V75H119V76H117V74H120L121 73V70H120V73H119V70L117 71V70H115V71H117V72H115L114 70H112V69H114L115 68V66H117V67H119V66H121V65H116V64H118V63H116L115 65L114 64H112V65H114L113 67H112V69L110 70V63L108 62V61H105V60H107L106 59ZM113 55V56H114ZM129 56L131 55V57H133L132 56V54H128ZM169 55V54H168ZM168 55H167V57H168ZM176 55V56H175ZM193 55H195L196 56V54H193ZM214 55V54H213ZM212 55V56H213ZM218 55V57L220 56L219 54H217ZM239 56L240 58L239 59H237L238 57H236V56ZM136 56V55H135ZM142 56V55H141ZM152 56V55H151ZM150 56V57H151ZM174 56H175V58H174ZM181 56H183V55H181ZM186 56H187V54H186ZM207 56V55H206ZM215 56V55H214ZM223 56H226V55H223ZM1 57V56H0ZM131 57H127L126 55L124 56V58H129V59H131ZM139 56H137V58H138ZM142 57H144L145 58V56H142ZM152 57H154V56H152ZM164 57V56H163ZM166 56H165V58L167 59V60H169L168 58H167ZM180 57V56H179ZM228 57V56H227ZM86 60H85V59ZM183 58V57H182ZM213 58V57H212ZM215 58V57H214ZM213 58V59H214ZM230 58V57H229ZM122 59V58H121ZM125 59V61L127 62V60ZM140 59H142V58H140ZM153 59V58H152ZM164 59V58H163ZM179 59V58H178ZM195 59V58H194ZM207 59H208V57H207ZM212 59V60H213ZM220 59H221V57H220ZM222 59H223V57H222ZM221 59V60H222ZM1 60V59H0ZM3 61L5 60V59H2ZM92 60H93V62H92ZM116 60H119V59H115L114 61H116ZM131 60H133L134 61V58H132ZM148 60V63H149V60L150 59H147ZM153 60H156V59H153ZM152 60V61H153ZM158 60V59H157ZM160 60V59H159ZM166 60V61H167ZM184 60H186L185 58H184ZM196 60V59H195ZM201 60V59H200ZM204 60V59H203ZM202 60V61H203ZM205 60H206V57H205ZM204 60V61H205ZM216 60H218V58L216 59ZM215 60V61H216ZM230 60V59H229ZM234 59H233V61H235ZM95 61V62H94ZM97 61H98V59H97ZM113 61V62H114ZM121 61H123V60H120V63H121ZM145 61H146V59H145ZM145 61H144V59L143 60H141V62L143 63V67L146 65V64H144L145 63ZM178 61H181V60H178ZM208 61V60H207ZM223 61H225V60H223ZM223 61L221 62V64L223 63ZM227 61V60H226ZM7 62V63H8ZM111 62V61H110ZM117 62V61H116ZM119 62V61H118ZM129 62V63H130ZM147 62V61H146ZM154 62H157V61H154ZM160 62V61H159ZM158 62V63H159ZM169 62V61H168ZM172 61H170V63H171ZM172 62V63H173ZM196 62V63H195ZM213 62H214V60H213ZM218 62H220V60L218 61ZM228 62V61H227ZM227 62H224V63H226L225 65L227 66ZM72 63V64H71ZM125 63V62H124ZM142 63H141V67H142ZM150 63H152V62H150ZM157 63V64H158ZM164 63H166L165 61H164ZM169 63V64H170ZM172 63L170 64L171 65V67L169 66V68L170 69H172V70H175L178 66H176V64H177V62H175L173 65H175L176 67H173L172 68ZM208 63V62H207ZM211 63V62H210ZM209 63V64H210ZM235 63V62H234ZM243 63V64H242ZM110 64V65H109ZM159 64H161V63H159ZM168 64V65H169ZM200 64V63H199ZM205 64V63H204ZM216 64V63H215ZM218 64V63H217ZM220 64V65H221ZM229 64V63H228ZM232 64V63H231ZM238 64V63H237ZM236 64V65H237ZM111 65V66H112ZM124 65L125 64H123V66H121V67H119V69H123V68H125L124 67ZM151 65V64H150ZM154 65H156V63L154 64ZM153 65V66H154ZM165 65V64H164ZM168 65L166 66V67H168ZM180 65V64H179ZM207 65V64H206ZM206 65H204V66H206ZM211 65V64H210ZM209 65V66H210ZM224 65V64H223ZM223 65H221V66H223ZM230 65V64H229ZM233 65V64H232ZM244 65H246V66H244ZM7 66H9V67H11V70L12 71H10V68L9 69H7ZM109 68H108V67ZM212 66H214V65H212ZM220 66V67H221ZM142 67V68H143ZM151 67H152V65H151ZM150 67V68H151ZM155 67H157V65L155 66ZM155 67H154V69H155ZM158 67H159V65H158ZM162 67H163V63H162ZM180 67V66H179ZM199 67V66H198ZM231 67V66H230ZM229 67V68H230ZM3 68H5V69H7V70H9L10 72H12V73H14L15 74V77H11L10 79H7L8 80V83H7V80H6V78H8V77H10V76H12V75H14V74H11L10 75V73H8V77H7V75H6V73L7 72H9V71H6L5 69L3 70ZM74 68V67H73ZM130 68V67H129ZM153 68V67H152ZM151 68V69H152ZM160 68H161V66H160ZM160 68H159V70H160ZM208 68V67H207ZM210 68H211V66H210ZM225 68H228V67H225L224 66V69ZM239 69L241 68L242 69V67H238ZM237 68V70H239ZM115 69H117V68H115ZM162 69H164V68H162ZM168 69V68H167ZM170 69L168 70L169 72H170ZM196 69V70H195ZM234 69V68H233ZM245 69H244V71H245ZM89 70V71H88ZM124 71H125V69H123ZM157 70V69H156ZM178 70H181V68L179 69H177V71ZM203 70H206V69H204L203 68ZM230 70V71H229ZM243 70V69H242ZM4 71H6V73L4 72ZM124 71H122V73L124 72ZM127 71V70H126ZM129 72H130V74H131V71L130 70H128ZM153 71H155V70H153ZM153 71H151V73L153 72ZM158 71V70H157ZM162 71H164L165 72V70H162ZM176 70L175 71H173V73L175 72H177ZM185 71V70H184ZM206 71H208V70H206ZM244 71H242L243 73H244ZM72 72V73H73ZM132 72H133V70H132ZM138 72V70L136 71V73ZM164 72H162V74L163 75H161V77H164L165 76V73ZM180 72V71H179ZM183 72V71H182ZM203 72V71H202ZM205 72V71H204ZM238 72V71H237ZM69 74V77L68 78H65V76H66V74ZM128 73V72H127ZM126 73V74H127ZM139 73V72H138ZM154 73V72H153ZM156 73V72H155ZM161 73V72H160ZM168 73V72H167ZM166 73V76L168 75ZM173 74V76H171V77H176V81H177V75L176 74ZM185 73H186V71H185ZM201 73V72H200ZM206 73V72H205ZM246 73H245V75H246ZM5 74V75H4ZM141 74V73H140ZM171 74V73H170ZM199 74V75H198ZM202 74V73H201ZM207 74V73H206ZM206 74H205V76H206ZM231 74V75H230ZM241 74V73H240ZM240 74H236V75H234V79H236L235 81H237V82H235V83H237L236 85H235V87L236 86H238L237 87V91H236V93H235V91H234V93L233 94H236V95H238V92H239V90H245L244 88H246V86L244 87V84L242 85L241 83H239L240 82V80L238 81V77H239V75ZM17 75V76H16ZM96 75V76H97ZM104 75V76H103ZM155 75V74H154ZM153 75V76H154ZM156 75H159L158 73L156 74ZM174 75H176V76H174ZM180 75V74H179ZM184 75V74H183ZM207 75H209V77L211 78L212 76H210V73L209 74H207ZM230 75V76H229ZM243 76H244V74H242ZM241 75V76H242ZM254 75V76H253ZM5 76V77H4ZM76 76H78L77 77V79H76ZM80 76V77H79ZM85 76V75H84ZM103 76V77H102ZM121 76V77H120ZM131 76V75H130ZM138 78H139V80H141L140 78V75L138 76V74L136 75ZM135 76V77H136ZM151 76V75H150ZM149 76V77H150ZM152 76V77H153ZM165 76V77H166ZM187 76V78H189ZM240 76V77H241ZM243 76H242V79L244 80V78H246V77H244L243 78ZM251 76H252V78H251ZM3 77H4V79L5 80H2L3 79ZM18 77V79H16ZM67 77V76H66ZM98 77H99V75H98ZM118 77V78H117ZM120 77V78H119ZM129 77V76H128ZM132 77H133V75H132ZM132 77H129L130 79L132 78ZM143 77V76H142ZM143 77V78H144ZM151 77V78H152ZM157 77V76H156ZM158 77H160V76H158ZM169 78V77H167V79L168 80H172V78ZM183 77V76H182ZM203 78H204V74H203V76H202ZM262 77V78H261ZM89 78V79H90ZM93 78V79H92ZM129 78H127V79H129ZM150 78V79H151ZM154 78V77H153ZM185 78V77H184ZM207 78V77H206ZM238 78V79H237ZM259 79V80H261V81H255V85H253L252 83L254 82V81H251V80H253V79ZM89 79L88 78H86V80H88L89 81ZM94 79H97V80H94ZM129 79V80H130ZM135 79H137V78H135ZM134 79V80H135ZM160 79V78H159ZM162 79H164V78H162ZM166 79V78H165ZM179 79H181V75H180V78ZM178 79V83H179V80ZM196 79V81H198ZM205 79V78H204ZM208 79V78H207ZM233 79V78H232ZM70 80V79H69ZM73 80H74V82H73ZM132 80V79H131ZM144 80V81H145ZM149 80V79H148ZM152 80V79H151ZM170 80V81H171ZM187 80V79H186ZM186 80H184L185 82H186ZM214 79H212L211 81H213ZM246 80V79H245ZM244 80V81H245ZM4 81H6V83H5V85L3 86V82ZM89 81V82H90ZM123 81V82H122ZM155 81H158V80H155ZM154 81V82H155ZM161 80H159V82H160ZM181 81H183V79H181ZM181 81H180V83H181ZM183 81V82H184ZM188 81H187V83H188ZM244 81H243V83H244ZM127 82H128V80H127ZM139 82H141V81H139ZM172 82V81H171ZM184 82V83H185ZM214 82H215V80H214ZM248 82H245L246 84L248 83ZM68 83V82H67ZM69 83V84H70ZM83 83H85V84H83ZM161 83V82H160ZM166 83V82H165ZM169 83V81L165 84L166 85V88L167 87H169V86H167V84ZM172 83H175L174 81L172 82ZM230 83V84H229ZM257 83V84H256ZM262 83V82H261ZM68 84V85H69ZM70 84V85H71ZM151 84V83H150ZM159 84V83H158ZM195 83H190V85H188V86H190L189 88L191 89V86L192 85H194ZM245 84V85H246ZM263 84H264V81H263ZM8 85V86H7ZM70 85L68 86V87H70ZM118 85H120V87L118 86ZM137 85H139V84H137ZM141 85H139L138 86V88L141 86ZM153 85H154V83H153ZM156 86H154L155 88H157V86H158V88H160V90L162 89V87H164L163 86V84L161 83V84H159V85H157V84H155ZM160 85H162L161 87H160ZM175 85V84H174ZM176 85H177V83H176ZM175 85V86H176ZM179 85V84H178ZM181 86H183L182 84H180ZM260 85V84H259ZM2 86L3 87H5L4 89L2 88ZM6 86H7V88L8 89H6ZM54 88H53V87ZM86 86H88V89H86L87 87ZM127 86H129V88L127 87ZM131 86H132V84H131ZM136 86V85H135ZM134 86V87H135ZM141 86V87H142ZM174 86V87H175ZM186 86H187V84H186ZM225 86H227L228 88H226ZM232 86V87H231ZM243 86V87H242ZM250 86V87H251ZM260 86H262V85H260ZM264 86V85H263ZM51 87L53 88V89H51ZM77 87V88H76ZM86 87V88H85ZM95 87V86H94ZM114 87V88H113ZM193 87H195V85L193 86ZM229 87H230V89H229ZM251 87V88H252ZM172 88H173V86H172ZM179 87H177V89H178ZM196 88H198V86L196 85ZM231 88H232V91H231ZM243 88V89H242ZM248 88V87H247ZM260 88L261 89H263V87H259V86H256L255 87V90H257V92H259V97H260V94H262L263 93V91L262 90H260ZM49 89V88H48ZM57 89V88H56ZM88 90L89 92L87 93V95H86V91L84 92V91H82V90ZM92 89L93 90H95V92H92ZM100 89V90H101ZM165 88H163V90H164ZM170 89V88H169ZM180 89V88H179ZM190 89H188L189 90V92H193L192 91V89H194L195 90V88H192L191 90ZM218 89L220 90L219 92H217L218 91ZM8 90V91H7ZM16 90H18V91H16ZM57 90H59V89H57ZM56 90V91H57ZM62 90H60V91H62ZM65 90H66V88H65ZM65 90H63V92H64V94L63 95H65L66 94V96H68V93H65ZM110 90V91H111ZM158 90V89H157ZM173 90H175V89H173ZM181 90H183V88L181 89ZM198 90V89H197ZM200 90V91H201ZM227 90H229L226 94L224 93V92H226ZM236 90V89H235ZM250 90H252V89H250ZM254 90V91H255ZM5 91V92H4ZM6 91H7V93H6ZM14 91H16V93H19V94H17L18 95V97H15V96H17L15 93H14ZM82 91V92H81ZM96 91L98 92V93H96ZM133 91H135V92H133ZM141 91V90H140ZM153 91V92H152ZM172 91V90H171ZM246 91V90H245ZM244 91V92H245ZM253 91V92H254ZM262 91V92H261ZM5 93V95L6 94H12L11 92H13V94H15V95H13V98H16V100H19V99H21L19 102H20V104L22 103V107H21V105H19L18 103V101H16L15 99H12V97L10 96L9 97V99L10 100H8L3 94ZM47 92V91H46ZM48 92H49V90H48ZM66 92H67V90H66ZM83 92H84V94L86 95V96H84V94H83ZM99 92H101V93H99ZM137 92V93H136ZM173 92V91H172ZM175 92H176V90H175ZM175 92H174V94H175ZM182 92V91H181ZM188 92V93H189ZM196 92V91H195ZM204 92H201V93H204ZM224 93V94H222V93ZM243 92V93H244ZM249 92V91H248ZM251 92V91H250ZM256 91H255V93H257ZM28 93H29V95H28ZM53 93H54V91H53ZM96 93V97H95V94ZM105 93V92H104ZM239 93H241V92H239ZM245 93H247V92H245ZM244 93V94H245ZM27 94V95H26ZM32 94V95H31ZM43 95H44V93H42ZM41 94V95H42ZM47 94L48 93H45V95L47 96ZM55 94H56V92H55ZM57 94H58V92H57ZM56 94V95H57ZM148 94V95H147ZM177 94H181V93H177ZM192 94V93H191ZM198 94H200V92H198ZM210 94V95H209ZM218 94H220V95H222V96H219ZM227 94L229 95V96H227ZM250 94V93H249ZM252 94L253 93H251V96H252ZM8 95H6V96H8ZM52 95H54V94H51V96ZM56 95H54V96H56ZM60 95V94H59ZM89 95V96H88ZM176 95V94H175ZM195 95H196V93H195ZM201 95V94H200ZM205 95H206V97H205ZM208 95L210 96L209 98L210 99H208L207 97H208ZM246 95V94H245ZM244 95V96H245ZM256 96H257V94H255ZM264 95V93L261 95V96H263ZM26 96H28L27 98H28V101H27V98H26ZM39 96H38V98H39ZM49 96V95H48ZM119 96H121V99H119ZM197 96V95H196ZM202 96V95H201ZM233 96V95H232ZM241 96V95H240ZM242 96H243V94H242ZM247 96V97H246ZM245 97L246 98H248V93H247V95H246ZM6 98V102L5 103H7V102H9V104L11 103V105H13L14 107V109H12V112H11V117H9L8 116V114L6 115L5 113H4V111L6 110H8V113H10L9 112V110H11L10 109V105H6V104H4V103H2V100H3V98ZM43 97V96H42ZM53 97V96H52ZM60 97V96H59ZM58 97V98H59ZM64 97V96H63ZM102 97H103V99H102ZM176 97V96H175ZM199 97V96H198ZM205 97V98H204ZM219 99H218V98ZM253 97V96H252ZM255 97V96H254ZM32 98V97H31ZM47 98H49V97H46V99ZM55 98V97H54ZM61 98V97H60ZM59 98V99H60ZM69 98V97H68ZM71 98V97H70ZM108 98H110V101L109 100H107ZM116 98H117V100H116ZM170 98H172V97H170ZM207 98V99H206ZM249 98H250V96H249ZM248 98V99H249ZM258 98V97H257ZM32 99H34V98H32ZM44 99V98H43ZM65 100V98H62V100ZM86 99V100H85ZM106 100V102L108 101V102H110L111 104H113V103H115V104H113V105H108L107 106V104H106V106L105 105H103V103L105 102V100ZM115 99V100H114ZM173 99H174V95H173ZM172 99V100H173ZM188 99H190L189 101H188ZM204 99V100H203ZM206 99V100H205ZM231 99V100H230ZM235 99V98H234ZM251 100H253L252 98H250ZM249 99V100H250ZM264 99V98H263ZM48 100V99H47ZM68 100V99H67ZM101 100H103L102 102H101ZM175 100V99H174ZM173 100V101H174ZM177 101H178V96H177V99H176ZM195 99H193V101H194ZM237 100H238V97H237ZM236 100V103L240 100V98H239V100L237 101ZM242 101H243V99H241ZM255 100V99H254ZM253 100V101H254ZM258 100H260V98L258 99ZM3 101H5V100H3ZM52 101V100H51ZM54 101V100H53ZM61 101V100H60ZM59 101V102H60ZM92 101V102H91ZM173 101H170V103H172ZM180 101V102H181ZM191 101V102H190ZM195 101H197V100H195ZM194 101V102H195ZM242 101H240V102H242ZM18 102V103H17ZM35 102H36V100H35ZM44 102H46V101H44ZM44 102H43V104H44ZM56 102H58V101H56ZM198 102H197V104H198ZM234 104H233V103ZM240 102H238V103H240ZM261 102V101H260ZM264 102V101H263ZM262 102V103H263ZM25 103V104H24ZM48 103V102H47ZM54 103V102H53ZM74 103V102H73ZM79 103V102H78ZM176 103H178V102H176ZM176 103L174 102V105H176ZM191 103H192V105H194L196 108H197V110H194V106L192 107V105H191ZM238 103H237V105H238ZM244 103L246 104L247 103V100H246V102H245V98H244ZM243 103V104H244ZM248 103H250L249 101H248ZM252 103V102H251ZM254 103L256 104V102L254 101ZM254 103H252L253 104V107H255V106H257V105H255ZM259 103V102H258ZM16 104H17V106L19 105V107L18 108H22V110H20V109H18V110H20L21 111V113H22V115L23 116H20L19 117V115H21V114H19V113H17V112H15V111H18V110H15L16 109ZM32 104H31V106H32ZM37 104V105H38ZM88 104H91V105H88ZM173 104V103H172ZM180 104H182V103H180ZM179 103H178V105H180ZM195 104H196V102H195ZM233 104V105H232ZM85 105V104H84ZM96 104H95V106H97ZM120 105V106H121ZM173 105V106H174ZM231 105V106H230ZM236 105V104H235ZM241 105V104H240ZM255 105V106H254ZM258 105H260V103L258 104ZM5 106V107H4ZM10 106V107H9ZM26 106V108H28V107H31L28 103L25 105ZM76 106H78L79 108H77ZM87 106H86V108H87ZM94 106V107H95ZM103 106V107H102ZM105 106V107H104ZM230 106V107H229ZM239 106V105H238ZM248 106V105H247ZM262 106V104L260 105V107ZM6 107H8L9 109H6ZM76 107V108H75ZM83 107V106H82ZM174 107H176V106H174ZM177 107H179V106H177ZM232 107V108H231ZM241 107V106H240ZM243 107V106H242ZM4 108V111L2 110ZM98 108H95L96 110H98L97 112H99V109ZM102 108V109H101ZM179 108H181V107H179ZM179 108H177V109H179ZM195 108V109H196ZM236 108V107H235ZM238 108V107H237ZM252 108V105H251V107H250V109ZM257 108H259V106L257 107ZM31 109V108H30ZM30 109H28V110H30ZM31 109V110H32ZM79 109V110H78ZM91 109V108H90ZM118 109V108H117ZM117 109H115V110H117ZM118 109V110H119ZM174 109V108H173ZM173 109H172V111H173ZM176 109V110H177ZM241 109V108H240ZM250 109H249V111H250ZM252 109H254V108H252ZM251 109V112H253V110ZM261 109V108H260ZM24 110V111H23ZM29 111V112H27V113H32L33 111ZM93 110H94V108H93ZM95 110V111H96ZM115 110L114 109H111V108H109V110H108V112H109V114L110 115H113V116H110V119H112L111 121H113V119L114 120H116V117H115V115L117 114V111L115 112ZM194 110V111H193ZM255 110H256V108H255ZM262 110H263V107H262ZM262 110H261V112H262ZM5 111V112H6ZM23 111V112H22ZM100 111V112H101ZM119 111V112H120ZM160 111H163V112H165V111H167V112H165L166 113V115L165 114H163V112H161V114H162V116L161 115H159V113H160ZM178 111V110H177ZM180 111V110H179ZM178 111V112H179ZM257 111H260V110H257ZM33 112V113H34ZM95 113V114H99V113ZM108 112H107V116L109 115L108 114ZM118 112V113H119ZM180 112H182V110L180 111ZM250 112V113H251ZM256 112V111H255ZM260 112V113H261ZM7 113V112H6ZM26 113V114H27ZM32 113V114H33ZM171 113V112H170ZM177 113V112H176ZM195 113H197V112H195ZM254 113V112H253ZM252 113V114H253ZM95 114H93V115H95ZM103 114H105V113H103ZM102 114V115H103ZM115 114V115H114ZM193 114H194V116H193ZM257 114V113H256ZM256 114H254V115H256ZM262 114V113H261ZM163 115H165V116H163ZM172 115V114H171ZM170 115V116H171ZM173 115H174V113H173ZM178 115V114H177ZM177 115H174V119H176V118H180V117H175V116H177ZM250 115V114H249ZM259 115V114H258ZM257 115V116H258ZM2 116L4 117L5 116V118H6V121L3 119V121H2ZM7 116H8V118H7ZM27 118H25V117ZM98 116V115H97ZM96 116V118H99V117H97ZM104 117L106 116V115H103ZM169 116V117H170ZM263 116V115H262ZM24 117V118H23ZM45 117H43L44 119H45ZM90 117H92V118H90ZM112 117V118H111ZM172 117V116H171ZM260 117H261V115H260ZM264 117V116H263ZM95 118V120H97ZM108 118H109V116H108ZM173 118H171V119H173ZM182 118V117H181ZM35 119H37V118H35ZM91 119H92V121H91ZM109 119V120H110ZM123 119L124 120H133L132 122H130V123H128V121L126 122H123ZM169 119V118H168ZM170 119V121L172 122V120ZM194 119V120H193ZM252 119V118H251ZM263 119V118H262ZM108 120V119H107ZM106 120V121H107ZM108 120V121H109ZM250 120V119H249ZM258 120H260V122L259 123H262L261 122V119L260 118H258ZM5 121V122H4ZM29 121H31V123L29 122ZM43 121V120H42ZM56 121H61V122H63L62 124H63V126L65 125V123H69L68 124V126H64L63 127V129L61 130L60 129V122H56ZM65 121V122H64ZM174 121V120H173ZM176 121H179L178 119L176 120ZM175 121V122H176ZM35 122H37V120L35 121ZM39 122V121H38ZM110 122V121H109ZM118 122V121H117ZM250 122V121H249ZM252 122V121H251ZM255 122H257V119H256V121ZM15 123H17V124H15ZM30 123V124H29ZM59 125H58V124ZM108 123V122H107ZM184 123V122H183ZM205 123H207V124H205ZM245 123V124H244ZM253 123V122H252ZM252 123H250V126H251V124ZM15 124V125H14ZM36 125L38 124V123H35ZM44 124H46V122L45 123H43V125ZM47 124H46V126H47ZM77 124V125H76ZM112 124H114L113 122H112ZM112 124H110V126L112 125ZM177 124V123H176ZM247 124H249V123H247ZM253 124H255V123H253ZM252 124V125H253ZM258 124V123H257ZM6 125V126H7ZM35 125V126H36ZM55 125V126H56ZM181 125V124H180ZM195 125V124H194ZM193 125V127H196V126H194ZM260 125V124H259ZM263 125V124H262ZM262 125H260V127L262 126ZM8 126V128H10ZM17 126L14 128V129H16L17 130ZM20 126V127H21ZM33 126V125H32ZM32 126H31V131H33L34 133L36 132V134H38V133H40V132H38L37 133V131H42V127L40 128V127H38L40 130H37V131H35L36 129H38V128H36L35 126L32 128ZM38 126V125H37ZM40 126V125H39ZM45 126V127H46ZM48 126H49V124H48ZM51 126V125H50ZM75 126H77V127H75ZM114 126V125H113ZM132 126V127H133ZM178 126H179V124H178ZM202 126V127H201ZM250 126H248V127H250ZM254 126V125H253ZM24 127V128H25ZM115 127V126H114ZM117 127V126H116ZM124 127H126V128H124ZM200 127V128H199ZM255 127V126H254ZM258 127V126H257ZM256 127V128H257ZM260 127H258V128H260ZM19 128V127H18ZM36 128V129H35ZM49 128V127H48ZM51 128V127H50ZM49 128V130H52V129H50ZM56 128V127H55ZM55 128H54V130H55ZM77 128H79V129H77ZM179 128H181L180 126H179ZM188 129V135H191V134H189V131H191V129ZM204 128V129H203ZM251 128V127H250ZM257 128V129H258ZM21 129V128H20ZM22 129H23V127H22ZM27 128H25V130L23 129V132L24 131H26V133H27V131H29V130H26ZM45 129H47V128H45ZM177 130V132L179 133L180 132V136H181V139L183 140L182 142H181V140H180V136L178 135V133L176 132V130ZM196 131H197V129L196 128H194ZM193 129V130H194ZM11 130V129H10ZM44 130V129H43ZM54 130H53V132H54ZM61 130V131H60ZM130 130V131H129ZM142 130H140V132L142 131ZM208 130H209V132H208ZM246 130H248V129H246ZM251 129H249V131H250ZM260 130H262V127H261V129ZM9 131V130H8ZM7 131V132H8ZM31 131H29L28 133H29V136L31 137L32 135H34V133H32ZM48 131V130H47ZM63 131H65V130H63ZM200 131V130H199ZM211 131V132H210ZM252 131V130H251ZM6 132V133H7ZM30 132L32 133L31 135H30ZM45 132V131H44ZM52 132V131H51ZM50 132V133H51ZM74 132H75V130H74ZM137 132V131H136ZM139 132V131H138ZM144 132V131H143ZM146 132V133H147ZM193 132V131H192ZM204 131H200V133H202L201 135L202 136H206V134L204 135V133H203ZM205 132V133H206ZM243 132H244V134H243ZM254 132V131H253ZM258 132H261V131H258ZM25 133V134H26ZM56 133L57 134H59L58 133V131L56 130V132L55 133H53V134H55L54 136H56L57 138H54V139H51L52 141H54V142H56V139H58V136L59 135H56ZM187 134V130H186V132H184V133H182L183 135L184 134ZM195 133V132H194ZM196 133H198V134H200L199 132H196ZM251 133V132H250ZM249 132H248V134H250ZM263 133V132H262ZM13 134V133H12ZM18 134H19V132H18ZM24 134V135H25ZM34 135V136H37V135ZM48 134V133H47ZM65 134V133H64ZM63 134V135H64ZM66 134V135H67ZM75 134V133H74ZM139 134V133H138ZM142 134V133H141ZM149 134V133H148ZM254 134V133H253ZM7 135H9V133L7 134ZM22 135V134H21ZM39 135V134H38ZM41 135V134H40ZM43 135H44V133H43ZM45 135H46V133H45ZM50 135V134H49ZM62 135V136H63ZM68 135H70V134H68ZM133 137H132V136ZM193 135L195 136V135H197V134H193L192 133V138H193ZM201 135H199V137L201 136ZM259 135V134H258ZM261 135V134H260ZM263 135H264V133H263ZM5 136V137H4ZM12 136V135H11ZM28 136V135H27ZM48 136V135H47ZM46 136V137H47ZM52 136V135H51ZM54 136H52V137H54ZM146 136V135H145ZM151 136H154V135H151ZM159 136H157V137H159ZM185 136V135H184ZM250 136V135H249ZM248 136V137H249ZM255 136V135H254ZM262 136V135H261ZM19 137V136H18ZM30 137H28V138H30ZM33 137V136H32ZM39 137V136H38ZM50 137V136H49ZM70 137V136H69ZM67 138L68 139V142H70V143H72V141H69V139L70 138ZM142 137H144V136H142ZM149 137V136H148ZM147 137V138H148ZM155 137V136H154ZM184 139H183V138ZM188 136H186V138H187ZM196 137H198V136H196ZM195 137V138H196ZM208 137V136H207ZM226 138V139H224V138ZM262 137H264V136H262ZM7 138V137H6ZM21 138V137H20ZM23 138V137H22ZM27 138V139H28ZM34 138V137H33ZM33 138H31V139H33ZM43 137H41V139H42ZM188 138H190V137H188ZM211 137H210V140L212 139ZM223 138V139H222ZM251 136H250V139L249 140H251ZM258 138V137H257ZM257 138H255V140L257 139ZM31 139H29V141L31 140ZM49 138H47V140H48ZM63 139L64 138H62V140H61V135H60V140L62 141V144H64L63 142ZM70 139V140H71ZM90 139H91V142H95V143H97V145H98V148L99 149H97L96 148V150H93V149H91V148H88L89 150L91 149L92 151H88L87 152V154L86 153H84L83 154V152H82V154H81V152L79 151L81 148H82V146H84L85 144H87V143H90L89 141H90ZM133 139V140H132ZM143 139V138H142ZM158 139V138H157ZM159 139V140H160ZM191 139V138H190ZM189 139V143H190V141H193L194 142V140H190ZM198 139H200V138H197V140ZM201 139H202V137H201ZM201 139L200 140H198V141H201ZM206 138L204 137V140H205ZM263 139V138H262ZM11 140H12V138H11ZM21 140V139H20ZM20 140H18V142L20 141ZM35 140V139H34ZM33 140V141H34ZM43 141H44V139H42ZM51 140H49V143H51L50 141ZM59 140V141H60ZM65 140H66V136H65ZM93 140V141H92ZM140 140V139H139ZM160 140V141H161ZM204 140H202V144H203V141ZM207 140H208V138H207ZM229 140V141H228ZM254 140V138H253V140L252 141H255ZM260 140V139H259ZM258 140V141H259ZM264 140V139H263ZM6 141H8V138H7V140ZM5 141V142H6ZM25 141H26V138H25ZM25 141H21V142H25ZM28 141V140H27ZM28 141V142H29ZM58 141V140H57ZM58 141V142H59ZM60 141V142H61ZM146 141V140H145ZM148 141H150V140H148ZM248 141V140H247ZM247 141L245 142V144H247ZM258 141H256V142H254V143H252L254 146V153H256V154H260V153H262L261 155H262V158H260V159H264L263 157V153H264V142H262L261 144H260V142H258ZM21 142H20V144H21ZM31 142H32V140H31ZM29 142L30 143V145L32 144V143H34V142ZM58 142H56V143H53L52 145H54V144H56L55 146H56V148H57V143ZM59 142V145L61 144ZM66 142H67V140H66ZM68 142H67V144H68ZM86 142V143H85ZM142 142V141H141ZM140 142V143H141ZM144 142V141H143ZM205 142V141H204ZM250 142V141H249ZM7 143V145H9L8 143H9V141L8 142H6ZM12 143V142H11ZM26 143V142H25ZM24 143V144H25ZM35 143V144H36ZM45 143V142H44ZM43 143V144H44ZM76 143H74L73 142V145L74 144H76ZM134 143H136L135 145H137V141L135 142L134 141ZM140 143H138V144H140ZM157 143H159V142H157ZM157 143H154V145L155 144H157ZM183 145V143H184V145L186 146H183L182 147V145ZM189 143H187V144H189ZM196 143V142H195ZM199 143V142H198ZM226 143V147H224L223 145ZM251 143V142H250ZM19 144V143H18ZM42 144V147H46V145L45 144H47V143H45L44 145ZM66 143L64 144V145H66V146H64V147H68V145L70 146V144H68L67 145ZM94 144V143H93ZM123 144V146L122 147H120L121 145ZM147 144V143H146ZM148 144H151V142L150 143H148ZM194 144V143H193ZM6 145V146H7ZM11 145H13V144H11ZM15 145V144H14ZM30 145H25V146H30ZM50 145V144H49ZM90 145H91V143H90ZM89 145V146H90ZM95 145V144H94ZM120 145V146H119ZM141 145V144H140ZM160 145V144H159ZM158 144L157 145H155V147L157 146H159ZM163 145V144H162ZM161 145V146H162ZM261 145H263V147L261 146ZM5 146V147H6ZM19 146V145H18ZM24 146V145H23ZM61 146V145H60ZM59 146V147H60ZM63 146V145H62ZM61 146V148H57V149H62L63 147ZM88 146V147H89ZM128 146H130V145H128ZM153 146V145H152ZM164 146H165V144H164ZM191 146H192V144H191ZM190 146V147H191ZM199 146H200V144H199ZM199 146L197 147L198 149H199ZM205 146V145H204ZM213 146V150H211V147ZM245 146V145H244ZM247 146V149L249 148L248 147V144L246 145ZM251 146V145H250ZM10 147V146H9ZM8 147V148H9ZM27 147H24V148H27ZM41 147V148H42ZM54 147V146H53ZM53 147H51V149L53 148ZM85 147H87V145L85 146ZM85 147H83L82 149L84 150V148ZM132 147V146H131ZM131 147H130V149H131ZM133 147H134V145H133ZM139 147V146H138ZM144 147V146H143ZM147 146H145V148H146ZM163 147V146H162ZM195 148H196V144H195V146H194ZM201 147V146H200ZM239 147H241V146H239ZM7 148V149H8ZM29 148V147H28ZM47 148H49V147H47ZM69 148V147H68ZM67 148V149H68ZM128 148V147H127ZM161 148V147H160ZM165 148V147H164ZM187 148H189V147H187ZM246 148V147H245ZM14 149V148H13ZM36 149V150H37ZM51 149H49V150H51ZM55 149V148H54ZM53 149V150H54ZM66 152L68 151V150H66L65 148H63ZM63 149H62V153H63ZM70 149H71V146H70ZM88 149H86V150H88ZM123 149H124V147H123ZM129 149V148H128ZM134 149H136V148H134ZM141 149H143V148H141ZM152 149V148H151ZM154 149H156V148H154ZM192 149V151H193V147L191 148ZM244 150L243 149V151H247L246 153H245V155L247 156V154H248V150ZM10 149H8V151H9ZM16 150V149H15ZM15 150H14V152H15ZM21 150V149H20ZM19 150V151H20ZM41 150V149H40ZM39 150V151H40ZM85 150V151H86ZM174 150V149H173ZM172 150V151H173ZM183 150V151H184ZM229 150H228V152H229ZM242 149L240 148V151H241ZM6 151V150H5ZM18 151V150H17ZM44 151H45V148H44ZM70 151H72V150H70ZM126 151V150H125ZM128 151V150H127ZM137 151H139V149L137 150ZM136 151V152H137ZM141 151V150H140ZM144 151V153H145V150H142V152ZM156 151H157V149H156ZM158 151H160V149L158 150ZM157 151V152H158ZM163 151V150H162ZM164 151H166V148L164 149ZM163 151V152H164ZM181 151H182V149H181ZM189 151H190V149H189ZM191 151V152H192ZM222 151H223V153H222ZM238 151H239V149H238ZM251 151V150H250ZM21 152V154L20 155H22V152L23 151H20ZM36 152H38V151H35V153ZM41 152H43L42 150H41ZM51 152V151H50ZM50 152L48 151V149L44 152V153H49L50 154ZM53 152V151H52ZM55 152H56V149H55ZM54 152V153H55ZM65 152V153H66ZM80 152V153H79ZM154 152V151H153ZM153 152H150L151 154H153ZM174 152V151H173ZM176 152H178V151H176ZM227 152V151H226ZM242 152V151H241ZM241 152L239 153V154H241ZM7 153V152H6ZM11 153V152H10ZM34 153V154H35ZM128 153V152H127ZM129 153H131V152H129ZM133 153V152H132ZM167 152H165V154H166ZM193 154H194V152H192ZM191 153V154H192ZM201 153V152H200ZM199 153V154H200ZM236 153H238V152H236ZM250 153V152H249ZM252 154V155H254L255 156V154ZM43 154V153H42ZM57 154H59L58 152H57ZM66 154H68V153H66ZM70 154V153H69ZM71 154H73L72 152H71ZM75 154V153H74ZM158 154H161V151H160V153H158ZM168 154V153H167ZM170 154V155H171ZM190 154V155H191ZM192 154V155H193ZM199 154H196V155H199ZM231 155L233 154V153H230ZM9 154H7V156H8ZM31 155H32V157L34 158V159H32V157H31ZM36 155V154H35ZM53 155V154H52ZM55 155V154H54ZM59 155H61V158H64V160L66 159V157L68 158V156H62V154H59ZM63 155H64V153H63ZM85 155V156H84ZM130 155V154H129ZM136 155H134V157L136 156ZM177 155V156H178ZM195 155V156H196ZM226 155V154H225ZM237 155V154H236ZM251 155V154H250ZM251 155V156H252ZM261 155H258V157H257V159H256V161H258L259 159V157H261ZM56 156V155H55ZM73 156V155H72ZM71 156V157H72ZM84 156V157H83ZM158 156V155H157ZM178 156V157H179ZM227 156H228V154H227ZM226 156V158H228ZM235 156V155H234ZM238 156V155H237ZM246 156H244L243 158H244V160H247L246 159ZM254 156H252V157H254ZM257 156V155H256ZM22 157V156H21ZM22 157V158H23ZM31 157V158H30ZM47 157H48V154H47ZM57 157H60V156H58L57 155ZM56 157V158H57ZM70 157V156H69ZM92 157V158H91ZM161 157H163L162 156V154H161ZM197 158H198V156H196ZM202 157V156H201ZM4 158V159H3ZM8 158H10V156L8 157ZM36 158H37V160H36ZM61 158H57V159H61ZM72 158H74V157H72ZM78 158V159H77ZM174 158H177V157H174ZM195 158V157H194ZM196 158V159H197ZM229 158H231V157H229ZM238 158V157H237ZM249 158H251L250 156H249ZM25 159H27V158H25ZM27 159V160H28ZM30 159L32 160V161H30ZM44 159V158H43ZM165 159V158H164ZM232 159H234V157H232ZM240 159V158H239ZM242 159V158H241ZM254 161H255V157L254 158H252ZM252 159H250V160H252ZM24 160V159H23ZM23 160H22V162H23ZM27 160H26V162H27ZM63 160V159H62ZM70 160H72V159H70ZM70 160L69 161H67L66 163H68V162H70ZM72 160V161H73ZM140 160H142L143 161V164H145L144 165V167L143 168H141L142 166H143V164H142V162L140 161ZM166 160V161H167ZM173 160V159H172ZM179 161V162H177V161ZM198 160V159H197ZM227 160V159H226ZM229 160V159H228ZM227 160V161H228ZM234 160H236V157H235V159ZM244 160L242 159V162H244ZM249 160V159H248ZM4 161H5V164H4ZM39 161V160H38ZM66 161V160H65ZM86 161V162H87ZM137 161L139 162L140 161V165L142 164V166H138V167H136V165H138V163H137ZM230 161V160H229ZM240 161V160H239ZM44 162V163H43ZM46 162L48 163V162H50V164H49V166L47 167L46 165ZM57 162H58V160H57ZM60 162V163H59ZM58 163L61 165L62 164V166H63V163H61V161H59ZM77 162V165H78V167L80 168H82V166H80L81 164H83V163H85L86 164V162H81V163H78ZM115 164H114V163ZM197 162H199V161H197ZM233 162V161H232ZM235 162V161H234ZM236 162H237V160H236ZM246 162V161H245ZM251 162V161H250ZM263 162V161H262ZM13 163L15 164V166H13ZM19 163V162H18ZM37 163H38V165H37ZM70 163H72V162H70ZM70 163H68V164H70ZM112 163V164H111ZM117 163V164H116ZM134 163H136V164H134ZM173 164H174V162H172ZM229 163V162H228ZM228 163H226V165L228 164ZM247 163H248V161H247ZM258 163H260V162H258ZM12 165V166H10V167H6V168H4V165ZM21 164V163H20ZM31 165V166H28V165ZM35 164V163H34ZM55 164V163H54ZM68 164L66 165V167L68 168ZM80 164V165H79ZM84 164V165H85ZM103 164V165H102ZM119 164V165H118ZM128 164H129V167L131 166V167H133V166H135V167H133V168H135V172H138L139 170L141 171H139V173H144V174H139V175H137L138 173H135V172H133V169H127V171H126V168L125 167H128ZM130 164H133V166L132 165H130ZM171 164V163H170ZM230 164V163H229ZM233 164V163H232ZM231 164V165H232ZM235 164V163H234ZM240 164H241V162H240ZM239 164V162H237V164L236 165H240ZM244 164V163H243ZM255 164H257L256 162H255ZM262 164H264V163H262ZM22 165H25L24 163H22ZM41 165H42V167H41ZM58 164H56V166H57ZM72 166V168L69 170V169H67V170H69V171H71V170H73V166L75 165H73V164H71ZM77 165H76V167H77ZM84 165H83V167H84ZM116 165V166H115ZM124 165H126L125 167H124ZM197 165V166H196ZM230 165V168L232 167ZM261 164H258V167L257 168H259V167H262V169H264L263 168V165H261ZM51 166V167H50ZM59 166V165H58ZM58 166H57V168H58ZM62 166H60L61 168H62ZM93 166V165H92ZM95 166H97V165H94L93 167H94V169L96 170V168H97V171H98V168H100L99 170H101V166L99 167H96L95 168ZM170 166V167H169ZM175 166V165H174ZM234 166V165H233ZM21 167H23V166H21L20 165V169H21ZM59 167V168H60ZM65 166H63V168H64ZM85 167H87L86 165H85ZM105 167H103L104 169H105ZM124 167V168H123ZM128 167V168H129ZM197 167H199V169L200 170H198V168ZM227 167H228V165H227ZM238 168L240 167V166H237ZM248 167H249V165H248ZM252 167V166H251ZM254 167V166H253ZM63 168H62V171H64L63 170ZM81 168H80V170L79 171H81ZM87 168H89V171L91 172L92 170H94L93 168L90 170V168H91V166H89V167H87ZM86 168V169H87ZM102 168V169H103ZM111 169L110 170H112V168H113V166H111L110 167ZM115 168H113V169H115ZM121 168V167H120ZM119 168V169H120ZM137 168L139 169V170H137ZM141 168V169H140ZM170 168V169H169ZM235 168V167H234ZM233 168V169H234ZM237 168V169H238ZM241 168H243L244 170H245V168L242 166ZM85 169V168H84ZM103 169V170H104ZM119 169H116V171H117V173L119 172ZM143 169V170H142ZM151 169L153 170H155V171H151ZM243 169H242V172H243ZM255 169V168H254ZM260 169V168H259ZM258 169V171H260ZM19 170V169H18ZM36 170H38V171H36ZM49 170L47 171V172H49ZM53 170H55V171H53ZM94 170V171H95ZM121 170V169H120ZM121 170V171H122ZM227 170H229V169H227ZM248 170H249V168H248ZM250 170H252V169H250ZM61 171V170H60ZM66 171V170H65ZM86 171H88V170H86ZM109 171V170H108ZM107 171V172H108ZM114 171V170H113ZM115 171V172H116ZM123 171L122 172H119V174L121 173V174H123ZM174 171V172H175ZM199 171V172H198ZM202 173H201V172ZM252 171H254V170H252ZM256 171V170H255ZM254 171V172H255ZM261 171H263V170H261ZM37 172H38V174H37ZM46 172V173H47ZM68 172V171H67ZM77 173H78V171H76ZM82 172V171H81ZM101 172H103V171H101ZM112 172V171H111ZM115 172H113V174H115ZM132 172H133V174H135L134 176V178L136 179H134L135 180V182H132L133 181V178H132V176H133V174H132ZM147 172V173H148ZM158 172V171H157ZM247 172H249V171H247ZM33 173V174H34ZM64 173H66V172H64ZM74 173H75V170H74ZM76 173V174H77ZM85 172L83 171V174H84ZM86 173H88V172H86ZM95 173H96V171H95ZM109 173V172H108ZM107 173V174H108ZM146 173V174H147ZM168 173V174H167ZM200 173V174H199ZM246 173V172H245ZM251 173H253L252 175H251ZM258 173V172H257ZM259 173H261V172H259ZM262 173H264V172H262ZM14 174V175H13ZM42 174H40V176L42 175ZM48 174H46V176L45 175H43V176H45L46 178H48V179H50L49 181L48 180H46L47 182H48V185L50 184V182H52V183H55V182H53L55 179H56V177L57 176H59L60 175V173H59V175H57L56 177H54V180H52L53 178H50V177H48L47 175ZM55 175L56 174H58V173H54ZM62 174V173H61ZM67 174V173H66ZM79 174V173H78ZM78 174H77V177L79 178V176H78ZM81 175H82V173H80ZM79 174V175H80ZM94 174V173H93ZM99 174H101L100 172H99ZM98 174V175H99ZM103 174V173H102ZM101 174V175H102ZM145 174V175H146ZM18 175V176H17ZM35 175V174H34ZM34 175H32V176H34ZM72 175H73V173H72ZM90 175V174H89ZM96 175V174H95ZM112 174H110V176H111ZM116 175H118V174H116ZM132 175V176H131ZM148 175V174H147ZM166 175H171L170 177H167ZM177 175V176H176ZM198 175H200L199 176V178H198ZM201 175H203V176H201ZM228 175H230V176H233L232 178L234 179V177L236 178V182L234 181V182H232L231 184L229 183L230 182V178H229V176ZM235 175V176H234ZM250 175V176H249ZM262 175H264V174H262ZM62 176V175H61ZM65 176V175H64ZM63 176V177H64ZM66 176H68V175H66ZM85 174H84V177H82L83 179L85 178ZM104 176V175H103ZM106 176V175H105ZM139 176H143L142 178H139L138 179V177ZM252 176V179L250 178ZM16 177V178H15ZM62 177V178H63ZM81 177V176H80ZM88 177L89 176H87L86 177V179L88 180ZM94 177V176H93ZM96 177V176H95ZM102 176H100V178H101ZM114 177V176H113ZM124 177V178H125ZM149 177V175L147 176V178ZM155 177V176H154ZM174 177L176 178L175 180H171V178L172 179H174ZM200 177L202 178V182L203 183H198V181H199V179H200ZM227 177L230 179L228 182H227ZM43 178V177H42ZM45 178V179H46ZM61 178V177H60ZM68 179H69V177H67ZM66 178V179H67ZM73 178H75V177H73ZM77 178V179H78ZM92 178V177H91ZM91 178H90V180H91ZM106 178H108V177H106ZM112 178V177H111ZM116 178H118L117 176H116ZM131 178H132V181H131ZM151 178H153V177H151ZM167 178H170V180L168 179L167 180ZM254 178V179H253ZM17 181H16V180ZM66 179H64V180H59V177L56 179L57 181L59 180L60 181V183L62 184V182H64V181H66L67 182V180ZM77 179H74L75 180V183H76V185L78 184V182L80 181V179L79 180H77ZM85 179V180H86ZM99 179V178H98ZM104 179V178H103ZM108 179H110V178H108ZM113 179H115V178H113ZM112 179V180H113ZM155 179H156V177H155ZM198 179V181L197 182H195L196 180ZM55 180V181H56ZM85 180H83V181H85ZM90 180H88V181H90ZM93 180H95V179H93ZM101 180V179H100ZM261 180V181H260ZM13 181H16V182H13ZM34 181V182H33ZM39 181H42V179H40ZM44 181V180H43ZM56 181V182H57ZM73 181V180H72ZM71 181V182H72ZM114 181V180H113ZM116 181V180H115ZM118 181V180H117ZM116 181V182H117ZM118 181V182H119ZM150 181V180H149ZM148 181V182H149ZM158 181V180H157ZM175 181V185H174V187L172 186H170L173 182ZM261 183H260V182ZM45 182V181H44ZM68 182H70V181H68ZM67 182V184H69ZM85 182H87V181H85ZM90 182H92V180L90 181ZM90 182H88L89 184H91ZM94 182V181H93ZM96 182V181H95ZM102 182H104V180L102 181ZM105 182H106V179H105ZM108 182V181H107ZM128 182V183H127ZM143 182V181H142ZM141 182V183H142ZM171 182V183H170ZM194 182H195V184H194ZM200 182V181H199ZM254 182H255V184H254ZM51 183V184H52ZM75 183H73V184H75ZM81 183H83V182H81ZM150 183H151V181H150ZM160 183V184H161ZM169 183V184H168ZM196 183H197V186L196 187H198V184H200L201 185V187H204L203 189L205 190V192L203 191H200L201 190V188H200V190L198 189V190H196L195 192L197 193V191L199 192L200 191V194H199V196H201V195H203V194H201V193H206V194H208V196H206V195H203V196H201V197H203V199L206 201V200H208V202L207 203H209V201L211 200V202H210V204H206V208H207V210L208 209H210V212H209V210H208V212L207 213H209V217L210 218H208L209 220L211 219V218H216L217 219V216L219 215V212H221V211H219V206H222V207H224V204H226V202H224V204H223V198H222V196L224 195V197H228V195L230 196L231 195V197H230V200H232L233 198V196L235 197L236 196V198H235V200H237L238 198H240L242 201H244V202H247V207H246V205H245V208H247L248 210H247V212H245L246 210H244V212L245 213H248L249 215H248V217H249V220L248 221H245L246 219H248V217L246 218L245 217V215L242 217V218H246L245 220H244V222H243V224H241V225H239V228L238 227H236V228H238V229H236L235 228V230L236 231H234V229H233V232H229V231H222L224 234V236H223V238H222V242H220L221 241V238L218 240V243H220L221 245L220 246H218V248H220L219 250V252L217 253H213V249L212 248H214V246H216L215 244H214V246L213 247H211V249H210V247H209V249L210 250H212V253L211 254H214V255H211V257H204V254L206 253L205 252V249H204V254H203V252H200V253H198V251L195 253V251H192L196 246L195 245H198L199 244V241L198 242H196L197 244H194V248L193 249H191V250H189L190 248H191V246H190V248H188V246L186 245L188 242V240L186 239L185 241L187 242H185L184 243V239L186 238V237H184V235L185 234H183V233H186V232H184L185 230H186V225L187 224H185V222H186V220L188 221V222H190L191 221V227L189 226V224L187 225V226H189L191 229L193 228V223L194 224H196L197 226H198V228L196 227V225L194 226V228L196 229H199L200 228V226L201 225H199L200 223H199V221H201V223L204 225L205 224V222L208 220V219H206V217H208L206 214H205V212L207 211H205L204 213H203V211H202V209H201V211H202V213L203 214H200L198 211H196V209H198V208H201V207H198V199L197 198H199L198 197V194L197 195H195L196 193L194 192V190L195 189H197L196 187H195V185H196ZM227 183H229V185H227ZM234 183V185H232ZM38 184V185H37ZM43 184H45V187H46V182L45 183H43ZM50 184V185H51ZM84 184L85 183H83L82 185L84 186ZM87 184V183H86ZM85 184V185H86ZM95 184V183H94ZM93 184V185H94ZM97 184V183H96ZM99 184V183H98ZM97 184V185H98ZM101 184V183H100ZM99 184V185H100ZM104 184V183H103ZM107 184H105V185H107ZM114 184V183H113ZM123 184V183H122ZM121 184V185H122ZM165 184V185H164ZM194 184V185H193ZM16 185H18V187H16ZM55 185H56V183H55ZM60 185V184H59ZM72 185V184H71ZM99 185L98 186H95V188L97 189V187L98 188H100V187H102V186H100L99 187ZM115 185L116 184H114V187H115ZM117 185H118V183H117ZM143 185V186H142ZM148 185V186H147ZM203 185V186H202ZM52 186L54 187V184H52ZM51 186V187H52ZM62 186H63V184H62ZM65 186V185H64ZM67 186V185H66ZM74 186V185H73ZM80 187V183L77 185V187L76 186H74V188L72 187V190L73 189H75L74 191L76 192V190ZM93 186V187H94ZM145 186V187H144ZM194 186V187H193ZM256 186V187H255ZM50 186L48 187V188H51ZM56 188H58V189H60L59 187H57V186H55ZM70 187V186H69ZM68 187V188H69ZM85 188L87 187V186H84ZM90 187H92V186H90ZM92 187V188H93ZM200 187V186H199ZM198 187V188H199ZM64 189H65V187H63ZM67 188V187H66ZM82 188V187H81ZM89 188V187H88ZM88 188H86V189H88ZM160 188V187H159ZM193 188H195L194 190H193ZM46 189V188H45ZM53 189V188H52ZM95 189V190H96ZM101 189H103V187L101 188ZM104 189V190H105ZM202 189V190H203ZM54 190H55V188H54ZM52 191V192H54L55 193V191ZM69 191H68V193L69 192H71L70 190L71 189H68ZM81 189H79V191H80ZM84 189L82 188V191H83ZM89 190V192H87V193H89L90 195L91 194H93V192L91 193L90 191V188L88 189ZM87 190V191H88ZM93 190V189H92ZM100 190V189H99ZM45 191V190H44ZM50 191V190H49ZM59 191H61V190H59ZM58 190H56V192L58 193L59 192ZM73 191V192H74ZM79 191H77V192H79ZM81 191V193H82V196H83V192ZM86 191V190H85ZM97 191V190H96ZM95 191V192H96ZM102 191V190H101ZM125 191V192H124ZM46 192H48V191H46ZM64 191H62V193H63ZM67 192V191H66ZM73 192L71 193V194H73ZM100 192V191H99ZM98 192V193H99ZM104 192V191H103ZM106 192V191H105ZM195 194H194V193ZM230 192H231V194H230ZM51 193V192H50ZM50 193H47V194H50ZM67 193V194H68ZM85 193V192H84ZM102 193V192H101ZM117 195H116V194ZM224 193V194H223ZM229 193V194H228ZM256 193V194H255ZM40 194H42L41 192H40ZM39 194V195H40ZM43 194H45V193H43ZM59 195H60V193H58ZM66 194V193H65ZM64 194V195H65ZM66 194V195H67ZM78 194V195H77ZM79 194L80 193H76V195H77V197L79 196ZM97 194V193H96ZM104 194V193H103ZM125 194V195H124ZM54 195V194H53ZM53 195L51 196V194L50 195H48V196H50L49 198H48V200L49 199H51L52 197H53ZM57 195V194H56ZM75 195V194H74ZM75 195V196H76ZM94 195V194H93ZM105 195V194H104ZM139 195V194H138ZM138 195H136V198H137V196ZM162 195H163V197H164V201L163 202H165L166 204H164L163 202H160L161 203V205L159 204V205H156L155 203V200L156 201H158L157 199H158V196H159V198H160V196L162 197ZM211 197H210V196ZM36 196V195H35ZM47 195L46 196H44V197H42L43 199L45 198V199H47L46 197H48ZM58 196V195H57ZM56 196V197H57ZM74 196V197H75ZM82 196H79L78 198H81ZM85 196V195H84ZM92 196V195H91ZM95 196H97V195H95ZM99 196V195H98ZM101 196H103V195H101ZM115 196V197H114ZM116 196H118L117 198H116ZM123 197V198H121V197ZM128 195H126L125 196V198L127 197ZM131 196V197H132ZM188 196H189V198H188ZM205 196H206V199H205ZM27 197V198H26ZM37 197V196H36ZM58 197H60V196H58ZM63 197V196H62ZM61 197V198H62ZM65 197V196H64ZM71 197V196H70ZM76 197V198H77ZM93 197V196H92ZM156 197H157V199H156ZM208 197V198H207ZM238 197V198H237ZM54 198H55V196H54ZM68 198V197H67ZM83 199H84V197H82ZM100 198H102V197H100ZM121 198V199H120ZM129 198H130V196H129ZM128 198V199H129ZM140 198H141V196H140ZM33 199V198H32ZM36 199H38V198H36ZM44 199V200H45ZM64 199V198H63ZM72 199V198H71ZM96 199H98V198H96V197H94V198H92V200L95 202V200ZM110 199V200H109ZM185 199H189L188 201L189 202H187ZM201 198H199V201H201L200 200ZM210 199V200H209ZM228 199V198H227ZM239 199V200H240ZM3 200V201H4ZM7 200H6V202H7ZM33 200H35V198L33 199ZM39 201H41V199H38ZM43 200V201H44ZM57 200H58V198H57ZM73 200V199H72ZM82 199H80V201H81ZM91 200V199H90ZM90 200H88V201H90ZM107 200L109 201V202H107ZM113 200V199H112ZM111 200V201H112ZM124 200V199H123ZM132 200V199H131ZM137 200V199H136ZM190 200H191V202H190ZM226 200V199H225ZM224 200V201H225ZM239 200L237 201V203H239ZM9 201V202H10ZM27 202H25V203H28V201H31V199H28V200H26ZM52 201V200H51ZM60 201H62V200H60ZM67 201H69V199L68 200H66V202L65 203H68ZM77 201H79V199H77ZM86 201H87V199H86ZM125 201V200H124ZM126 201H127V199H126ZM125 201V202H126ZM133 201V200H132ZM141 201V200H140ZM196 201H197V203H196ZM203 201V200H202ZM204 201V202H205ZM20 203V201H17V203ZM22 202H24V201H22ZM33 203H37V202H34V201H32ZM32 202H31V204H32ZM42 202V201H41ZM49 202V201H48ZM59 202V201H58ZM74 202V201H73ZM75 202H76V200H75ZM74 202V203H75ZM83 202H85L84 200L82 201V203ZM98 202H100V199L98 200ZM115 202H111L110 204H114ZM121 202H123L122 200H121ZM124 202V203H125ZM129 202V201H128ZM139 202V201H138ZM143 202V203H144ZM185 202H187V203H190L192 206H193V203H194V205L197 207V208H194V206L192 207L190 204H189V208H190V206H191V208H194L195 209V212H194V216L196 215V212H197V215H203V217H205V219H197V215L195 216V220L197 221V220H199L198 221V223L196 222H194L193 220H194V217L193 216H191L193 213H190L191 211H189V213H190V215L187 213V209H189L188 207H187V203H185ZM234 202H236V201H234ZM244 202H242V203H244ZM13 203V202H12ZM16 203V204H17ZM30 203V202H29ZM82 203H80L82 206H80V204L77 206V207H85L84 206V204H82ZM133 203V202H132ZM196 203V204H195ZM230 203V202H229ZM228 202H227V206H228V204H229ZM232 203V202H231ZM236 203V204H237ZM242 203H241V205H242ZM1 204V203H0ZM3 204V203H2ZM9 204V203H8ZM30 204V205H31ZM38 204V203H37ZM45 204V203H44ZM50 204V203H49ZM60 204H62V203H60ZM69 204V203H68ZM70 204H71V202H70ZM73 204V203H72ZM89 204H91V203H89ZM99 204V203H98ZM112 204V205H113ZM120 202L118 203V205L117 206H119V207H121L120 205ZM137 204V203H136ZM142 204V203H141ZM164 204V209H162L161 208V206ZM187 204V205H186ZM200 204L201 205H203L204 203H202V202H200ZM235 204V203H234ZM22 205V204H21ZM34 205V204H33ZM32 205V206H33ZM36 205V204H35ZM47 205V204H46ZM57 205V204H56ZM66 205V204H65ZM65 205H64V208L65 209H62V210H66V207H65ZM101 205V206H102ZM122 205V204H121ZM128 205V204H127ZM145 204H142V207L144 206ZM168 206V208H167V206ZM208 205H210L209 207H208ZM233 204H231V206H232ZM244 205H243V207H244ZM40 206H41V204H40ZM49 206V205H48ZM55 205H52V207H54ZM61 206V205H60ZM92 206V205H91ZM95 206L96 205H94L93 204V207L95 208ZM100 206V205H99ZM114 206H116V205H114ZM116 206V207H117ZM123 207H124V205H122ZM129 206V205H128ZM127 206V207H128ZM159 206V207H158ZM200 206V205H199ZM230 206V205H229ZM9 207V206H8ZM18 207V206H17ZM35 207V206H34ZM58 207V206H57ZM56 207V208H57ZM67 207H69V206H67ZM87 207H88V204H86V208L84 209V210H86L87 209ZM89 207H90V205H89ZM89 207H88V209H89ZM92 207V208H93ZM123 207L121 208V209H123ZM135 207V206H134ZM141 207V206H140ZM142 207H141V210H142ZM170 207V208H169ZM233 207H234V205H233ZM236 207H238V206H236ZM236 207H234V208H236ZM242 207V208H243ZM26 208V207H25ZM33 208V207H32ZM45 208H47V207H45ZM49 208H50V206H49ZM55 208V207H54ZM62 208H63V206H62ZM98 208V207H97ZM130 208V209H129ZM128 209L129 210H131V208L132 207H129ZM136 208V207H135ZM159 208H161V209H159ZM191 208H190V210H191ZM202 208H204V207H202ZM227 209L228 208H230V207H226ZM240 208V207H239ZM1 209H3V208H1ZM38 209V208H37ZM36 209V210H37ZM60 210H61V207L59 208ZM71 210V209H73V208H68L67 210ZM80 209V208H79ZM86 210V212L88 211H90V213L92 212V211H94V214H93V216L95 217V210H96V212L99 210V209H101V208H98V210L97 209H94V210H91V208L89 209V210ZM120 208H119V210H121ZM166 209V210H165ZM171 209V210H170ZM194 209H192V210H194ZM218 209V210H217ZM220 209H221V207H220ZM223 209V208H222ZM238 209V208H237ZM18 210H20V209H18ZM40 210V209H39ZM43 210V209H42ZM61 210V211H62ZM83 209H80L79 211L81 212ZM83 210V212H84V214H87L85 211ZM104 210V209H103ZM116 210V209H115ZM140 210V209H139ZM169 210H170V212H169ZM199 210V209H198ZM219 211V212H217V211ZM243 210V209H242ZM15 211V210H14ZM35 211V210H34ZM44 211V210H43ZM42 211V212H43ZM54 211V210H53ZM108 211V212H107ZM110 211V212H109ZM117 211H118V209H117ZM123 211V210H122ZM133 211V210H132ZM171 211H172V213H171ZM226 211V210H225ZM231 211H233V209H232V207H231V209H230V212ZM235 211V210H234ZM237 211V210H236ZM5 212V211H4ZM48 212V211H47ZM72 212H73V210H72ZM75 212V211H74ZM99 212V211H98ZM102 212V211H101ZM100 212V213H101ZM112 212H114V210H112ZM136 212H137V210H136ZM193 212V211H192ZM216 212L218 213V214H216ZM229 212V211H228ZM243 212V213H244ZM3 213V212H2ZM19 213H21V212H19ZM28 213V212H27ZM43 213H45V212H43ZM42 213V214H43ZM51 213H52V211H51ZM54 213V212H53ZM62 213V212H61ZM76 213V212H75ZM90 213H88L87 215L88 216H90ZM93 213V212H92ZM100 213L97 215L96 214V216H97V218H98V216L100 215ZM130 213V212H129ZM132 214H133V212H131ZM129 214V215H132V214ZM169 213H171V214H169ZM199 213V214H198ZM224 213V212H223ZM223 213L222 214H220V215H222V217H223ZM239 213H241L240 211H239ZM1 214V213H0ZM16 214V213H15ZM14 214V215H15ZM33 214H34V212H33ZM41 214V213H40ZM55 214V213H54ZM54 214H52V215H54ZM62 214H64V213H62ZM72 214V213H71ZM82 215V212L79 214L78 213V211H77V213L74 215V216H76V215ZM102 214V213H101ZM103 214H104V212H103ZM102 214V215H103ZM110 214V215H109ZM123 214V213H122ZM173 214V215H172ZM236 214V213H235ZM237 214H238V211H237ZM236 214V215H237ZM261 215V218L258 216V215ZM4 215V214H3ZM13 215V216H14ZM24 215H25V212H24ZM30 215V214H29ZM36 215V214H35ZM38 215V214H37ZM47 215V214H46ZM51 215V214H50ZM61 215V214H60ZM67 215H69V212H68V214H65V216H67ZM87 215H84V216H87ZM124 215V214H123ZM144 217H143V216ZM187 215H189V216H191V217H193V220H192V218L191 219H189L188 220V218H187ZM228 213H227V217H228ZM230 215H231V213H230ZM229 215V216H230ZM240 215V214H239ZM256 215L260 218H258V219H256ZM1 216V215H0ZM28 216V215H27ZM31 216V215H30ZM30 216H28V217H30ZM41 216V215H40ZM45 216V215H44ZM64 216V215H63ZM72 216V215H71ZM74 216H72L71 218H73V219H75V218H78V217H80V216H76V217H74ZM83 216V215H82ZM92 216V215H91ZM93 216H92V218H93ZM104 217V219H105V215H103ZM114 216V217H113ZM225 216V215H224ZM242 216V215H241ZM247 216V215H246ZM8 217V216H7ZM19 217H20V215H19ZM24 217V216H23ZM38 217V216H37ZM42 217V216H41ZM48 217V216H47ZM62 217V216H61ZM70 217V216H69ZM100 217H102L101 215H100ZM128 217H132L131 219L132 220H134V222L132 221V223H131V226H129V224H128V222H131V221H129L130 220V218H129V220H128ZM136 217H138V218H144V219H141L142 220V222H140V221H137V218ZM202 216H200V218H201ZM231 217V216H230ZM238 217H240V216H238ZM12 218V217H11ZM32 218V217H31ZM52 218V217H51ZM51 218H50V220H51ZM58 218H60V217H58ZM58 218L56 219L57 221H58ZM65 218V217H64ZM85 217H82V222L85 220L84 219ZM88 218V217H87ZM86 218V219H87ZM124 218H125V216H124ZM198 218H199V216H198ZM219 218V221H220V219L221 220H225L224 219V217L223 218H220V217H218ZM232 218H233V214H232ZM241 218V217H240ZM2 219V218H1ZM20 219V218H19ZM17 220V219H13V221H11V223L13 224V226L12 225H10V227H14V228H11L12 229V231H14L15 232V234H13V235H15L14 237L15 238H17V239H19L20 240V243L23 245V247H22V251H21V246H20V250H19V248H18V246H17V248L16 247H14V246H5V247H8V248H6L7 249V251H5L6 249L5 248H2L1 247V243H0V256H2L1 254L2 253H4V252H6V255L7 254H10L13 258H14V260L16 261V264H38V263H36L37 262V257H35V256H37L36 255V252H34V249H36L37 248V246H35L37 243H38V241L39 240H41V242H44L45 241V239L40 235V234H38L37 232L39 231H36L35 229L34 230H32L31 231V228H30V231H29V235L30 236H27L26 235V233H25V235H24V231H25V229H26V231L25 232H27V234H28V231H27V227L26 226H22V224L20 225L19 224V222H20V220ZM22 219V218H21ZM34 219V218H33ZM61 219V218H60ZM59 219V220H60ZM63 219V218H62ZM91 218H89V220H90ZM94 219V218H93ZM110 218L108 217V221H110L109 220ZM121 219V218H120ZM154 219V220H153ZM164 219L166 220V222L164 221ZM216 219H215V223L216 224H218V223H220V222H216ZM236 219V218H235ZM8 220V219H7ZM32 220V219H31ZM30 220V221H31ZM44 220H46V219H44ZM44 220H43V222H44ZM55 220V221H56ZM79 220V219H78ZM88 220V219H87ZM87 220H85L84 221V223H86L87 224V222H89V221H87ZM101 220V219H100ZM99 220V221H100ZM103 220V219H102ZM122 220V219H121ZM205 220V221H204ZM211 220H213V219H211ZM218 220V219H217ZM227 220V219H226ZM225 220V221H226ZM229 220V219H228ZM234 220V219H233ZM231 221V222H234V221ZM242 220V219H241ZM260 220V221H259ZM3 221V220H2ZM5 221H6V219H5ZM4 221V222H5ZM34 221V220H33ZM39 221V219L37 218V219H35V222H38ZM40 221H41V219H40ZM54 221V220H53ZM70 221H71V219H70ZM68 222V217H67V220L65 219V221L63 222V224L64 223H71V222ZM74 221H76V223L77 224H75V222H72V224H68L70 227L74 224V226H75V228H76V230L75 231H73V229H75L73 226H72V228H70V229H72V230H70L71 231V235L72 236H67V235H69V233H70V231H67L68 233H67V235H66V233H65V235H66V238L71 242V239H73V244H74V239H75V235L77 236V234L79 235V236H77V238L76 239H78V238H81L82 239V241H83V239L86 237V236H84V237H82L81 236V234H85V232H87L88 233V231L90 230V228H91V226L93 227V224L92 223H90V225L91 226H88V231H86L85 230V228L87 229V226L86 227H80L81 225H79L78 223L80 222V220L77 222V219H75ZM87 221V222H86ZM92 221V220H91ZM99 221L98 222H95V223H97V224H95L94 225V227H96V228H98L96 225H99ZM104 221H105V223H104ZM102 223H104L103 225H106V224H108L106 221H107V219L106 220H104ZM112 221V220H111ZM110 221V222H111ZM128 221V222H127ZM157 221H155L153 224H154V226H156V222ZM192 221H193V223H192ZM237 221V220H236ZM239 221V220H238ZM259 221V222H258ZM29 222V221H28ZM35 222H34V224H35ZM52 222V221H51ZM60 222L62 223V220H60ZM81 222V224H84V223H82ZM113 222V221H112ZM125 222H122V223H125ZM137 222H138V224H137ZM161 222V223H162ZM171 222H170V224H171ZM187 222V223H188ZM208 222V221H207ZM210 222V221H209ZM212 222V221H211ZM210 222V224H213V223H211ZM222 222H224V221H222ZM221 222V223H222ZM229 222V221H228ZM242 222V221H241ZM10 223V224H11ZM40 223H42V221L40 222ZM39 222L37 223V224H40ZM58 223H59V221H58ZM58 223H57V225H58ZM101 223V222H100ZM101 223V224H102ZM121 223V224H122ZM125 223V224H126ZM135 224V225H133L132 226V224ZM142 223V224H141ZM144 223V224H143ZM159 223H157V225L159 224ZM230 223V222H229ZM228 223V224H229ZM237 223V222H236ZM259 223V224H258ZM25 224H26V221H25ZM29 224V223H28ZM34 224H32V225H34ZM44 224V223H43ZM43 224H42V226H43ZM54 224H56V222H54ZM53 224V225H54ZM112 224V225H113ZM145 224V226L147 227V226H150V224ZM168 224V223H167ZM184 224H185V227H184ZM227 224V225H228ZM233 224V223H232ZM235 224V223H234ZM5 225V224H4ZM6 225H8L7 224V221H6ZM27 225V224H26ZM60 225V224H59ZM62 225V224H61ZM67 225V224H66ZM66 225H65V229H66ZM76 225H79V227L80 228H82L83 230H85V231H83V230H81L80 228H78ZM89 225V224H88ZM137 225V226H136ZM140 225L142 226L141 228H140ZM172 225V224H171ZM206 226H207V224H205ZM204 225V226H205ZM213 225H215V224H213ZM219 225V224H218ZM217 225V226H218ZM221 225H223V224H221ZM220 225V226H221ZM29 226V225H28ZM38 226V225H37ZM41 226V225H40ZM39 226V227H40ZM47 226V225H46ZM63 226V225H62ZM82 226H84V225H82ZM109 226H110V224H109ZM108 226V227H109ZM137 228H136V227ZM170 226V225H169ZM173 226V225H172ZM205 226V228H208V227H206ZM209 226V225H208ZM216 226V227H217ZM232 227H230V229L228 228V226H227V228H226V226H224L227 230L229 229V230H232L231 228H233L234 226L233 225H231ZM235 226H237V224L235 225ZM24 227H26L25 229H23ZM31 227H33V226H31ZM55 228H56V226H54ZM54 227H52V228H54ZM60 227V226H59ZM91 228V230L93 231L94 229V231H96V228ZM104 227V226H103ZM102 226H101V229L103 228ZM108 227H107V231H108ZM111 227H109L110 229H111ZM139 227V228H138ZM143 227H144V229H143ZM163 228V230L168 234L167 236H166V233H163V230H162V228ZM202 227V226H201ZM210 227H212V226H210ZM209 227V228H210ZM9 228V227H8ZM36 228V227H35ZM41 228V227H40ZM50 228V227H49ZM54 228V229H55ZM105 228V227H104ZM173 228V227H172ZM190 228H187V229H190ZM203 228V227H202ZM205 228H203V230L200 228V230L198 231L197 229L195 230H191V231H198L199 233H200V231L202 232L201 234H203L204 232V229ZM213 228V227H212ZM219 228H221V227H219ZM247 228V229H246ZM249 228V229H248ZM4 229V228H3ZM14 229V230H13ZM48 229V228H47ZM62 229V228H61ZM77 229H79V230H77ZM109 229V230H110ZM165 229H167V228H165ZM169 229V228H168ZM171 229V228H170ZM170 229H169V231H170ZM174 229V228H173ZM173 229H171V230H173ZM185 229V230H184ZM250 229H259V231L257 230V233H258V235H252L253 233L255 234L256 233V231H251ZM46 230V229H45ZM52 230V229H51ZM57 230V229H56ZM69 230V229H68ZM98 230V229H97ZM105 229H103V230H101L102 232L104 231ZM112 230V231H113ZM130 230L131 231H133V232H130ZM184 230V231H183ZM206 230V229H205ZM210 230H212V229H210ZM8 230H6V232H7ZM11 231V232H12ZM61 231H63V230H61ZM78 232V233H76V234H74V232ZM81 231H82V233H81ZM100 231V230H99ZM207 231H209L208 229H207ZM215 231H216V233H215ZM10 232V231H9ZM11 232H10V234H11ZM31 232V233H30ZM40 232V231H39ZM52 232V231H51ZM91 232V231H90ZM98 232V231H97ZM105 232V231H104ZM108 232H110V231H108ZM124 232V233H123ZM148 232H149V234H152V236H153V238H154V240H156V243H155V241L153 240V238L151 239V237H149V234H148ZM173 232V233H174ZM197 232V233H198ZM206 232V231H205ZM220 232H221V230H220ZM252 232V233H251ZM1 233V232H0ZM5 233V232H4ZM8 233V232H7ZM33 233V234H32ZM43 233H44V231H43ZM47 233H48V230H47ZM53 233H55V232H53ZM57 233V232H56ZM59 233V232H58ZM99 233V232H98ZM111 233V232H110ZM197 234V233H195V232H192V234ZM198 233V234H199ZM208 233H210V232H208ZM207 233V234H208ZM212 235H215L216 234V236H220L219 235V232H217V230H214V232L212 231ZM249 234V236H248V234ZM256 233V234H257ZM10 234H7V236L8 235H10ZM52 234V233H51ZM60 234H61V232H60ZM101 234V233H100ZM99 234V235H100ZM106 234H107V232H106ZM124 234H127V235H124ZM131 234L133 235V234H136L135 236L138 238H135L134 236L132 237L133 239H134V243H131L132 242V238H130L131 237ZM189 234V233H188ZM191 234V233H190ZM193 234V235H194ZM201 234L198 236H196V237H199V239L201 238H206V234L204 235L203 234V236L204 237H202L201 236ZM220 234H222V233H220ZM32 235V236H31ZM38 235H40V236H38ZM44 235H46V234H44ZM56 235V234H55ZM74 235V236H73ZM86 235V234H85ZM88 235V234H87ZM90 235H88V237H86L87 238V243H85L84 241V243L85 244H88L89 243V245L86 247H84L83 245H84V243L83 242H81L80 240L81 239H78L79 241L78 242H81V244L82 245H78V244H80V243H78V244H76V245H78L79 246V248H80V246L82 247V249H83V247L85 248L84 250H86V252H88V250H89V246H95V244L92 242H89L90 240H92L89 236ZM104 236L103 237H105L106 238V235L105 234H103ZM111 235H112V233H111ZM113 235H112V237H113ZM140 236V237H138V236ZM143 235H144V237H143ZM12 235H10V237H11ZM81 236V237H80ZM107 236H108V234H107ZM145 236H148V238H150L149 240H148V238H145ZM166 236V237H165ZM186 236V235H185ZM208 236V235H207ZM209 236H211V234L209 235ZM254 236V237H253ZM4 237H6V236H4ZM13 237V236H12ZM11 237V238H12ZM14 237H13V240H14ZM40 237H42L43 239H40ZM62 238H63V236H61ZM74 237V238H73ZM110 237V236H109ZM129 237V238H128ZM144 238V239H147L148 241H147V243H145L144 244V242H142V241H146V240H141V239H139V238ZM172 237L170 238L171 240H174L175 238H173L172 239ZM196 237L194 236V238H195V241H196ZM212 237V236H211ZM211 237H210V239H211ZM2 238V237H1ZM7 238H9V237H7ZM51 238V237H50ZM61 238V239H62ZM65 238V239H66ZM95 238H93V239H95ZM168 238V239H167ZM190 238H192V236L191 237H189V240H190ZM205 238H204V240H202V241H205ZM209 238V237H208ZM207 238V239H208ZM213 238V237H212ZM216 238V237H215ZM5 239V238H4ZM16 239V241H18L19 242V240H17ZM60 239V240H61ZM64 239V238H63ZM66 239V240H67ZM76 239H75V241H76ZM88 239H90V240H88ZM104 238H102V240H103ZM129 239H131V240H129ZM137 239V242H138V244L140 243H142L141 245H146V246H141L140 244V246H138L137 245V243H136V245H135V247H133V249H137V251H134V250H131L132 249V246H134V244H135V240ZM160 239L161 241H162V244L164 245V246H166L165 244H171L169 247L171 248H168V246H166L167 248H162V246L160 245V240L158 241V240ZM193 239V238H192ZM198 238H197V240H199ZM200 239V240H201ZM207 239H206V241H207ZM244 240L243 242H242V240ZM2 240V239H1ZM1 240H0V242H1ZM12 239H11V241H13ZM43 240V241H42ZM52 240V239H51ZM66 240H64V241H66ZM96 240V239H95ZM170 240V241H171ZM177 240V239H176ZM176 240H174V241H176ZM194 240V239H193ZM209 240V239H208ZM212 240V239H211ZM211 240H210V242H211ZM213 240H214V238H213ZM212 240V241H213ZM216 240V239H215ZM214 240V241H215ZM8 241H10V240H8ZM10 241V242H11ZM36 241V242H35ZM64 241H61V242H64ZM94 241V240H93ZM97 241V240H96ZM151 242V241H153V244L151 245H149L148 244V242ZM157 241L159 242V244H157ZM194 241V242H195ZM205 241V242H206ZM3 242V241H2ZM34 242L36 243V244H34ZM41 242H39V245L40 246H42V244H40ZM46 243H47V241H45ZM50 242V241H49ZM52 242V241H51ZM54 242V241H53ZM52 242V243H53ZM55 242L56 243H58L56 240H55ZM54 242V243H55ZM70 242H68L69 244H70ZM5 243V242H4ZM54 243H53V245H54ZM67 243V244H68ZM96 243V242H95ZM152 243V242H151ZM176 243V242H175ZM190 243H192V241H190ZM190 243H188V244H190ZM207 243V242H206ZM206 243L204 244L205 246V248H206ZM211 243H213V242H211ZM253 243V244H252ZM8 244V243H7ZM11 244H13V243H11ZM34 244V245H33ZM66 244V243H65ZM64 244V245H65ZM66 244V245H67ZM91 244V245H90ZM93 244V245H92ZM128 244V243H127ZM155 244H157L156 245V247H157V249H156V247L154 246ZM208 244L209 245H211L210 243H209V241H208ZM17 245H18V243H17ZM20 245V244H19ZM44 245V244H43ZM46 245V244H45ZM48 245H50V244H48ZM53 245H52V247H53ZM56 245V244H55ZM60 245V244H59ZM76 245H72L71 244V246L70 245H68L69 246V250L71 249V250H73L72 248H75L76 249V252L77 251H79V250H77V249H79L78 248V246H76ZM112 245H113V247H112ZM158 245H160L159 247L161 248H159L158 247ZM200 246H197V247H202L203 245L200 243L199 244ZM208 245V246H209ZM213 245V244H212ZM219 245V244H218ZM4 246V245H3ZM32 246H33V249H32ZM35 246V247H34ZM68 246H67V249H68ZM77 248H76V247ZM96 246H99L98 244L96 245ZM95 246V247H96ZM125 247V250H128V251H130V252H124L125 250H123V248L122 247ZM137 246H138V248H137ZM147 246H150L149 248H146V250L147 251H149V250H151L150 252H146L145 250L142 252V250L140 249L139 250V248L141 247H147ZM10 247V248H9ZM14 247V248H13ZM56 247V246H55ZM59 246L57 245V247H56V249L58 248ZM63 247V246H62ZM70 247H72V248H70ZM91 247V248H92ZM95 247H93V249L95 248ZM100 247V246H99ZM102 247H104V245L102 246ZM105 247V248H106ZM115 247H117V246H115ZM114 247V250L116 251V253H114V252H111V253H114V254H117V249ZM121 247V248H120ZM128 247V249H126ZM153 247H155V248H153ZM204 247H202V249L204 248ZM240 247H241V249H240ZM43 248V247H42ZM46 248V247H45ZM49 248H51V246L49 247ZM66 248V247H65ZM87 248H88V250H87ZM91 248H90V250H91ZM152 248V249H151ZM158 248H159V251H160V253H158L159 251H158ZM208 248V247H207ZM17 249V250H16ZM47 249V248H46ZM56 249H54L53 248V250H55V251H57ZM59 249H60V247H59ZM63 249V248H62ZM62 249H60V250H62ZM92 249V250H93ZM97 249V248H96ZM100 249H101V247H100ZM100 249H99V251H100ZM119 249H121V250H119ZM156 249V250H155ZM163 249V250H162ZM196 250L198 249V248H195ZM37 250V249H36ZM45 250V249H44ZM49 250V249H48ZM65 250V249H64ZM70 250V251H71ZM80 250H81V248H80ZM84 250H81L82 252H84ZM198 250H200V249H198ZM209 250V251H210ZM218 249L216 248V251H217ZM242 251V252H239V251ZM4 251V252H3ZM40 251V250H39ZM66 251V250H65ZM75 250H73V252H74ZM119 251H121V252H119ZM131 251H133V252H131ZM193 253H192V252ZM201 251H203V250H201ZM206 251H208V250H206ZM209 251L207 252V254H210L209 253ZM41 252V251H40ZM45 252V251H44ZM72 252V251H71ZM81 252V253H82ZM86 252L85 253H83L84 255H82V254H78V255H82V256H88L89 254V252L86 254ZM96 252H98V249L96 250ZM211 252V251H210ZM42 253V252H41ZM40 253V254H41ZM48 253V252H47ZM47 253H44V254H47ZM61 253H62V251H61ZM70 253V252H69ZM80 253V252H79ZM100 253V252H99ZM120 253V254H119ZM238 253H239V255H238ZM35 256H34V255ZM38 254H39V252H38ZM52 254V253H51ZM64 254H66V253H64ZM71 254V253H70ZM92 254V253H91ZM203 254V255H202ZM242 256H241V255ZM5 255V254H4ZM50 255V254H49ZM53 255V254H52ZM76 255V254H75ZM94 255V254H93ZM90 256L89 257V259L91 258L92 259V257H95V256ZM111 255H113V257H115V258H112V256ZM206 255V254H205ZM10 256V257H11ZM41 256V255H40ZM86 256V257H87ZM239 256H241L242 258L240 259L239 258ZM42 257V256H41ZM46 257H49V256H46ZM72 257H74V256H72ZM76 257V256H75ZM99 257V256H98ZM4 258V257H3ZM2 258V259H3ZM43 258V257H42ZM45 258V257H44ZM79 258V257H78ZM88 258V257H87ZM111 258L112 259H114V260H112L111 261ZM8 259V258H7ZM10 259V258H9ZM41 259V258H40ZM85 260H88V259H86V258H84ZM95 259V258H94ZM97 259V258H96ZM99 259V258H98ZM97 259V260H98ZM12 260V259H11ZM64 260H66V258L64 259ZM63 260V262H65ZM68 260L70 261V259L68 258ZM78 260V259H77ZM80 261H81V258L79 259ZM85 260H83V258H82V261H83V263L85 262ZM100 260V261H101ZM8 261V260H7ZM72 261V260H71ZM90 261H92V260H90ZM89 260L88 261H86V262H90ZM99 261V260H98ZM97 261V262H98ZM6 262V261H5ZM4 262V263H5ZM43 262H44V260H43ZM55 262V261H54ZM58 262V261H57ZM73 262V261H72ZM96 262V261H95ZM95 262H92V263H90V264H95ZM12 263V262H11ZM10 263V264H11ZM46 264H47V261L45 262ZM49 263V262H48ZM66 264H68V262H65ZM82 263V262H81ZM82 263V264H83ZM103 263H101V262H98V264H103ZM0 264H1V261H0ZM60 264V263H59ZM70 264V263H69ZM72 264V263H71ZM79 264V263H78ZM86 264V263H85Z\"/></svg>","mask_w":264,"mask_h":264},{"label":"rangeland","instance_id":"374dc122","mask_svg":"<svg viewBox=\"0 0 264 264\" xmlns=\"http://www.w3.org/2000/svg\"><path fill=\"white\" fill-rule=\"evenodd\" d=\"M13 1H15V0H11V4H10V3H9V4L12 5V4L14 3ZM127 1H130V2H131V3L128 2L130 5L133 3V4L131 5V6H133V7H131V8H136L135 11H132L133 9L130 10V7H128L129 5L126 4ZM132 1H134V0H126V3H125V1H122V2H121V0H119L120 3H118L117 0H115V1H114V4H115V2L118 3V4H115V6H114L115 8L113 7L114 9L112 8L113 10L111 11V14L114 13V15H116V16H120V15H122V14L124 13L125 16H124V14H123V15L121 16V18L115 16L116 20L114 19V17H113L112 19L116 22V21H118V18H119V21H118V22H123L124 20L126 21V18H128V19H127V22H128V21L130 20V18H129L130 16L132 17V15H137V14L139 15V14L141 13V11H143L144 9H146V10H145L146 12L144 11L146 14H143V13H144V12H143V13H141V15L143 14L144 16H143V15H142L143 17H142L141 15H140V16L142 17L141 20H143V18H145V16H146V18L143 20L144 22L142 21V22L145 24L144 26H146V25H148V24H150V25L146 26V27H145L146 29L144 28V26H142L143 29H141V28H142L141 25H140L141 28L138 26V27H139V31H138V29H136L137 32H134V35L137 34V33H139V34L135 35V36H136V39H134L135 36L133 35V30H134V29H133L134 27H133V28H132L133 30H131L132 33H130V34H132L133 36H132V37H129L128 40H127L128 42H130L129 40H131V42H132V39L135 40V41H133V43L130 42V45H131V44H134V42L138 41V39H140V40H139L140 42L138 41V43H139V45H141V46H139L138 43L136 42V44H137L138 46H136V44H134L135 46L132 45V47H134V48H133L134 50L131 49V48H129V47H130V46H128L129 43H128L126 40L123 41V40H121V38H119L120 35H121L122 33L118 34V32H116V31H118V28H113V27L115 26V24H114L113 27H112L113 29L111 28V29H112V32H113V30H114V33H113L114 35H112V32H111L110 35H112V36H109L108 39H107L106 37H103L102 40H104V41H101V40L98 41V39H97V40L95 39V40L93 41V43H91V44H92V47H93L92 49H95V48H96V49H95V50L88 49L87 52H89V50H90L89 56L87 55V53L84 54L85 58H86V57H89V58H91V59H93V58L95 59L94 56H96V60H95L96 63H92L88 69L90 70L91 68H94V67H95V64H100V66H99V65H96V67H101V64H102L101 69H100V68H97V69L95 68L96 71L99 70V69L102 70V69H103V65H104V63H100V62H101L102 59H105V56H104V55L107 54V55H106V59H107V58H108L107 56H109L108 54H109V51L111 50V48H113V47H115V46H119V49H120V48H122V47L124 46V45H123V42H124V43L127 42L128 44H127V43H126V44H127V46H128V47H127L128 49H126V46H124V47H123V48H125L124 50H125V51L128 50V52H130V53H128V54H132V56H133V54H134L135 51L138 52L139 54H137V53L135 52L134 56L131 57V55L129 56L127 53L123 54L124 52L120 51V50H122V49L118 50V47H117V50H116V49H113V50H116V51H120V52H122L123 55L119 52V54H121V55L117 54V56H121V57L114 58V60H115V59H119V60H116L117 62L113 60V61H114V62H113V61L110 60V59H111L112 57H116L114 54L117 53V52H115V51L112 50L113 52L111 51V52H110V55H111V53H112L114 56H113V55H112V56H109V58H110V57H111V58H110V59H107V60H105V61H108L110 64L112 63V64H114V65H115L116 63H118V64H116V65H118V66L121 65V64H122L121 66H123V64H125V65H124L125 68H123V69H125V71H124L122 68L119 69V67H121V66H119V67L115 66V68H117V69H115V68L112 69V67L114 66V65H112V64H111L112 66L109 64V65H110V70H111V69L114 70V71H115V70H117V71L119 70V73H120V70H121V73H120V74H117V76L122 75V77H121V76H120V77L122 78L121 80H124V82H125V78H126V77L129 78V77H132V75H133V77L131 78L132 80H131L130 78H129L130 80L126 78V84H127V85H129V84H128L129 81H130V82L132 81V83H131L132 86H131V84L129 85V86H130V89H129V90H131V91L133 90L132 88H134L135 91H136V89L138 90V91H137L138 93L140 92L141 94H142V93L144 94V92H145V87L143 88V86H144V85L147 86L148 82H150L151 84H150V83L148 84L147 87H149V85H150V88H146V92H145V94L147 93V91L152 90V89H153V90L155 89V92H154V93H157V94H158V92L160 93V92H162V91H166V90H167L166 92L171 94V95L167 94V96H168L167 99H169V100H167V101H169V102H168V105L171 104L170 106H172V108H169V107H168V109H167L168 113H167V114H170V115L172 114V115H171L172 117H171L170 115H168V116L166 115L165 112H167V111H165V112L160 111L159 115L162 116L161 112H163V114L166 115V116H165V115H163V116H165V118H167V117L169 118V119L167 118V120H169L168 122L170 123V125H171V126L175 125V126H173V127H174V128L178 127L179 130H180V129H182V130L184 129V130H185V128H187V127L190 128V127H191V125H189V126H185L187 123L190 124V122H187V123H186V121H184V120H187V118H186V116H185V113H183L184 111H183V108H182V107H183V104H184V101H186V99H187V97L185 98V96H188V95L190 94V96L188 97V98H190V99H191L192 97L195 96L194 98L191 99V101L194 103V105H196V106L198 107V110H200V108H199L200 105H201L202 107H205L206 110L208 109V108H207L208 105H207V106H204V102H205V104H207L208 101L210 102V100H208V101L206 100L207 98L210 99V98H209V97H210V96H209L210 94H209L208 97L205 99L206 101H204V102L202 101L201 104H200V101H201V100H199V102H198V99L202 98V97H203V94H206V93L208 94V93H210V90L208 91V89L206 90V88H204L205 91H206V92H204V91L201 90V89H203V88L199 87V85L202 86V84H201V81H202V80H203V82H204V80H208V82L213 83V84H214V83H216V84L218 83V81H217L218 79H216L217 75L215 74L216 77L214 78L215 75L213 76V74L211 73V70H209V69H212V68H213V69H214L213 71H215V73H217V72H216L217 70L215 69V67L217 66V67H216L217 69H218V68H219V70L222 69V70H220V71H224V70H225V71H228V69L231 70V68H232L233 71H236V74H237V73H238V74L241 73V74L239 75V77H238L239 79H238V78H237V79H238V81L241 79L239 83H241L242 85L244 84V87L246 86V88H244L246 91H245V90H242V91L239 90V92H241V93L238 92V95H236V94H237L236 91H237V87H238V86L235 87V85H236L238 82L235 81L236 79H234V75H236V74H234V75L231 76V78L229 77L228 80H229V82H230L231 84L234 82V83H233L234 85H232L233 87H232V86H231V87L233 88V90L235 91L236 94H233L234 91H232V88H231V91L233 92V93H232L233 96H232V95L229 96L230 94H229V95L227 94V96H229V97H227V98H231V97H233V98H232V99H233V102H235L236 105L232 102V103L234 104V106H233L234 108H232V107H231V108L234 109V110H235V109L238 110L237 113L239 112L240 114H242L243 116H245V117H244V122L247 120V119H245V118L247 117V113H246V111L248 110L247 112H248V116H249V117H248V121H247V123H249V124H247V123L245 124V123H244V124L247 126L246 129H248V130H246V129L244 130L245 134L247 133V136H246L247 139H245V137L243 136V138H244L245 141L243 142V140H241L242 144H240V145H238V147H236V148L239 149V151H238V149H237V150L235 149V150H234L235 153L233 152V149H232V150H229V148L227 149V147H226V143L223 145L224 147H226L225 150H223L225 153H223V151H222L223 156H225V158H224V159H225L224 162L226 161V163H228V162L230 163V164H229V163L227 164L228 167H227L226 163H223V164H224V165H223V166H224L223 168H227V169H229V170L225 169V171H227V172L230 171L231 169H232L233 171H234V170H235V171L238 170V172H240V173L243 174V175H244V174L248 175V174H250V171H251V172L255 173V176L252 175L253 173H251V175H252L254 178H255V177L257 178V175H258V174H261V175H260V176H261V180H262V179L264 180V175H262V174H264V173H262V172H264V169H262V167H259L260 169L257 168V167H258V164L263 165V168H264V164H262V163H264V159H260V158H262V155H261L262 153H260V154H259V153H258V154L254 153V152H255L254 149H253V148H254V147H253L254 145L252 144V143L258 141L259 139H260V140H259L258 142H260V144H261L262 142H264V140H263L264 137H262V136H264V135H263V133H264V117H263V116H264V102H263V101H264V99H263V98H264V95L261 96V95L264 93V86H263V85H264V84H263L264 79H263V81H261L262 79L259 80L260 78H259V79H255V78H254L253 80H251V81H254V82L252 83L253 85H255V84H254L255 81L257 82V81L259 80V81L262 82V83H261V82L258 81L259 84L262 85V86H260L259 84L256 85V86H259V87H263V89L260 88V90H262L263 93L260 94V97H259V96H258V95H259V92H257V90H255V87H256V86H255V87H254V86L252 87L251 84H249L250 81L248 82V80H247V79H248L247 77H248L249 75H251V72H250V71H247V70H249L248 67H247L246 65H244V66H246V68H247V70H246L245 67H243L241 64L239 65V62H243V61H238V62H237L238 64L236 63L237 60H235L236 58L233 57L235 53L233 54V56H232L231 53H230V54H226L227 51H224L225 49H224V50L222 49L223 47L228 48V47H226L227 45L224 46V45L226 44V43L224 44L225 41H223L222 38L218 39V38H217L218 36H217V37L214 36V35H217V34H215L213 31H210V30H212V28L207 29V27H204V26H205V25L203 24L204 20L202 21V19H204L203 16H202V17L200 16L202 19H201L200 17H198V15H202V14H203V12L201 11V9H202V8L204 9V6H205V5H204L203 7H202L201 5H203L204 3L201 4V5H199L200 1L192 0L193 2L191 3V0H186L187 2L189 1V3H190V4H189V3H187L185 0H184V2H183V0H178L179 2L182 1V4H185V3H186V4H185L186 6L184 5V7H182V6H181V2H180V6H181V7H178V6H179V2H178V1H175V0H171V1L168 0L169 3H171V4H172V3H174V4L176 3L175 6H173V5H169V4L166 5V3H168L167 0H165V2H164L163 0H159V1H158V0H153L154 2H152V0H151V1H149V0H140V1H138V0H137V1H135L137 4H134L135 2H132ZM143 1H144V2H143ZM145 1H146V2H145ZM148 1H149L150 3H149ZM155 1H156V2H155ZM172 1H174V2H172ZM194 1H196V3H195ZM205 1H206V0H205ZM220 1H222V0H220ZM226 1L228 2V1H230V0H226ZM226 1H223L224 4H227ZM232 1H233V0L230 1V3H231V4L229 3L230 5H232V4L235 2V5L237 4V5H236L237 7L240 6V5H241L240 7H242V5H243V6H244V4L247 5L248 2H250V1H252V0H248V1L243 0L244 2H243V1L236 2V0H235V1H233V3H232ZM9 2H10V0H9ZM140 2H142V3H140ZM151 2H152V3H151ZM177 2H178V3H177ZM198 2H199V3H198ZM203 2H204V1H203ZM246 2H247V3H246ZM15 3H16V2H15ZM124 3H125V4H124ZM145 3H146V5H148V4H151V5H148V7H147V6H145ZM156 3H157V4H156ZM197 3H198V5H199L200 7H198ZM201 3H202V2H201ZM240 3H242V4H240ZM16 4H17V3H16ZM16 4H14V5L16 6ZM120 4H121V5L124 4V5H127V6L122 5V6L124 7V10H123V9H122L123 7H120V6H121ZM138 4L141 5L142 7H143L142 4H144V7L141 8V9H138V8L141 7V6H138ZM154 4H155L156 7L153 6ZM164 4H165V5H164ZM177 4H178V5H177ZM191 4H192V8L190 7ZM229 4H227V5L229 6ZM238 4H240V5H238ZM118 5H119V7L121 8L120 10H119V7L117 8ZM135 5H136V7H135ZM163 5H164V6H163ZM193 5H194V6H193ZM227 5H225V6L227 7ZM235 5L233 4V5H232V8H235V7H236ZM248 5H249V4H248ZM137 6H138V7H137ZM152 6H153L154 8H157V9L154 10L153 8H151ZM169 6H173V7L170 8ZM187 6H189V9H190V10L188 9ZM195 6H197V8H196ZM233 6H234V7H233ZM126 7H128L129 9L126 8ZM159 7H161V8H159ZM164 7H166V8H164ZM174 7H177V8L175 9ZM193 7H194V8H193ZM201 7H202V8H201ZM230 7H231V6H229V7H227V8L229 9ZM167 8H168V9H167ZM173 8H174L175 10L178 9L177 11H179V13H180V11H181V10H179V9H182V8H183V9L186 8L187 11L189 10L190 12H192V13H189V12H188V14L190 15V16H189V17H190L189 20H188V15L185 16V17H187V20H185V21H188V23H189V25H190L191 27L188 26V23L185 22V21H184V23H183V21H181L182 23L179 22L180 19L183 18V16H184L183 14L186 15L187 11L185 12V11L182 9V10H183L182 12H184V13H183V14H182V13L180 14V15H182V16H180V17H181V18H180V17H177V16H179V14H178L176 11H175V12H176L178 15L175 14V12L173 11ZM198 8H199V11L196 10V9H198ZM238 8H239V7H238ZM126 9H127L128 11H126ZM137 9H138V11H139V10H141V11L138 12V11H136ZM164 9H166L167 11L164 10ZM169 9H170V10L172 9L171 11H172L174 14H172L171 11H170ZM194 9H195V10H194ZM203 9H202V10H203ZM116 10H118V11H116ZM122 10H123V13H122V14H118V13H120V11L122 12ZM150 10H152V11L154 10V12H151ZM158 10H159V11H158ZM230 10H233V9H230ZM238 10H239V9H238ZM240 10H241V9H240ZM130 11H132L133 13L135 12L136 14H133V13H132V15L129 16V14H131ZM149 11H150V12H149ZM155 11L157 12L158 15H157V14L154 15V13H156ZM193 11H194V12L197 11V12H195V14H194ZM115 12H118V13L115 14ZM148 12H149V13H148ZM159 12L161 13V15H160ZM164 12H165V13H164ZM199 12H200V14H199ZM147 13H148V14H147ZM151 13H152L153 15H152ZM201 13H202V14H201ZM150 14H151V15H150ZM167 14H168V15H167ZM170 14H171L172 16H170ZM13 15H18V14H16V12H13ZM114 15H110V16L112 17V16H114ZM148 15L153 16V17H151V18H149V19H152V20H154V21H155V20L158 21V23H157L156 21H155V22H156V25H159V26H157L159 30H161V29H163V28L166 29V30H165V29H164V30L167 31V33H165V32L162 33V32H161L162 30L159 31L160 33L164 34L163 37H162V34H161L160 36L158 35V29H157V27H156L154 21H152V20H150V21H149V20H146V19H148V17H150V16H148ZM156 15H157V16H156ZM173 15H176V16H173ZM192 15H193V16H192ZM128 16H129V17H128ZM165 16H166V17L168 16L169 19H168V17L166 18ZM194 16H196V17H194ZM111 17H110V18H111ZM122 17H123V19H122ZM141 17H140V18H141ZM155 17H156V18H155ZM163 17H164V19H163ZM172 17H173V19H174L175 17H177L178 19L175 18L177 21H176L175 19H174V20H175V21H174V20L172 19ZM191 17H192V18H191ZM154 18H155V19H154ZM157 18H158V20H157ZM179 18H180V19H179ZM120 19H121V21H120ZM190 19L192 20V23H190ZM193 19H194V20H193ZM195 19H196V20H195ZM197 19H198V20H197ZM199 19H200V20H199ZM122 20H123V21H122ZM160 20H161L162 23L159 22ZM162 20H163V21H162ZM170 20H171V21H170ZM178 20H179V21H178ZM181 20H184V18L181 19ZM145 21H146V22H145ZM148 21H149V22H148ZM167 21H168L169 23H168ZM194 21H198V22H195V24H194V23H193ZM142 22H141V23H142ZM164 22H166V23H164ZM201 22H202V23H201ZM123 23H124V22H123ZM125 23H126V22H125ZM152 23L154 24V26H152V28H153V29H155V28L157 29V30L155 29L157 35H156V33H154V30L150 28L151 25H153ZM175 23H176V24H175ZM196 23H197V24H196ZM199 23H200V24H199ZM163 24H165V25H164L165 27L163 26ZM178 24H181L182 27H181L180 25L177 26ZM183 24H185V25H183ZM186 24H187V25H186ZM136 25H137V24H136ZM136 25L134 24L135 27H136ZM142 25H143V24H142ZM166 25H167V27H166ZM196 25H197V26H196ZM161 26H163V27H161ZM185 26H186V28H184ZM194 26H195V27H194ZM201 26H202V28H201ZM115 27H116V26H115ZM159 27H161V28H159ZM172 27H173V28H172ZM178 27H179V28H178ZM189 27H190V28H189ZM192 27H194V28H192ZM197 27H198V28H197ZM203 27H204V28H203ZM168 28H169V29H168ZM170 28H171V29H170ZM174 28H175V29L177 28L178 30L176 29V32H175ZM191 28H192V30H194V29L197 28V30L191 31V30H190ZM115 29H116V30H115ZM140 29H141V31H140ZM148 29H149V30H148ZM150 29H151V30H150ZM183 29H184V30H183ZM188 29H189V31L191 32L192 36H194V37L190 36L191 34L189 33ZM4 30H6V29H3V31L0 30V31H1L0 33L2 34V35L0 36V43L2 42L1 44L3 45L2 47H3V48H4V47L7 48L9 45H10L11 47H13L14 44H16V41H15V40L13 41V39L15 38V37H13V36H14L13 33H9L10 31H7V33H9L8 36H7V33H6ZM146 30H147V31H146ZM164 30H163V31H164ZM182 30H183V31H182ZM202 30H203V31H206V32L209 33V34H207L206 32H202ZM208 30H209V31H208ZM213 30H214V29H213ZM131 31H130V32H131ZM134 31H135V30H134ZM142 31H143V33H142ZM145 31H146V32H145ZM150 31H151V32H150ZM195 31L197 32V35H198L199 33H200L201 35L199 34V35L197 36L196 33H194ZM198 31H199V32H198ZM170 32H171V33H170ZM174 32H175V33H174ZM181 32H182V33H181ZM186 32H187V33H186ZM192 32H193V33H192ZM210 32H211V33H210ZM4 33H5L6 35H5ZM115 33H116V34H115ZM144 33H145V34H144ZM204 33H206V34H204ZM212 33H213V36H212ZM3 34H4V35H3ZM140 34L142 35V40H144V41L141 40V37H140L141 35H140ZM146 34H147V35H146ZM152 34H153L154 36H153ZM165 34H166V36H167V34H168V36L170 37L169 41H170V44H171V45L174 44V45H173V48H174V49L170 47L171 45H169L168 40H166V38H168V36L165 37ZM179 34H181L180 36H181L182 39L179 37ZM185 34H188V35H185ZM194 34H195V35H194ZM108 35H109V34H108ZM143 35H144V36H143ZM150 35L153 37L152 39H151V36H150ZM184 35H185V36H184ZM205 35H206V36H205ZM114 36H115L116 38H115ZM117 36H119V37H117ZM121 36H122V35H121ZM130 36H131V35H130ZM171 36H173V37H171ZM189 36L191 37V38H189V39H190L192 42H193V41H194V42L196 41V43H198V44L195 45L194 43H191V41H187V40H189V39H186V38L189 37ZM196 36L199 37L200 39H198ZM201 36H204V37H201ZM207 36H208V37H207ZM1 37H4V38H2L3 41H1V40H2ZM5 37L7 38V40H6ZM112 37H114V38L112 39ZM137 37H138V38H137ZM139 37H140V38H139ZM148 37L150 38L151 41H148V40H149V39H147ZM155 37H156L157 39H156ZM164 37H165V38H164ZM174 37H175V38H174ZM178 37H179V38H178ZM185 37H186V38H185ZM195 37H196V38H195ZM209 37L212 38V40H211ZM8 38H9V39H8ZM12 38H13V39H12ZM104 38H105V39H104ZM110 38H111V39H110ZM117 38H118V39H117ZM122 38H123V36H122ZM131 38H132V39H131ZM154 38H155V39H154ZM162 38L165 39V40H162ZM177 38H178V39H177ZM192 38H193V40H192ZM207 38H208V39H207ZM214 38H215V39L217 38V39L215 40ZM4 39H5V40H4ZM106 39H107V40H106ZM145 39H146V40H145ZM174 39H175V40H174ZM194 39H195V40H194ZM196 39H197V40H196ZM111 40H112V41H111ZM115 40H116V41H115ZM118 40H121V41H123V42H120V41H118ZM160 40H161V41H160ZM172 40H173V41H172ZM206 40H207V41H206ZM210 40H211V41H210ZM4 41H5V43H4ZM114 41H115V42H114ZM141 41H142V42H145V44H144V43H141ZM157 41H158V42H157ZM166 41H167V42H166ZM220 41H223V42H222L223 44L219 43ZM9 42H10L11 44H10ZM103 42H104L105 46L108 45L107 47H105L106 49H107L108 47H110V48H108L109 51H108V52L106 51L107 53H106V52L104 53L105 48H104V44H102ZM106 42H108V43H106ZM151 42H152V44H151ZM156 42H157V43H156ZM161 42H163L164 45H167V46H166V47H167L166 49L170 50V52L172 53V56H173L174 50H176L175 53H176L177 56H176V55H175V56H176L177 60L174 59L175 61L173 62V60H172L173 58H172V56H170V52H169L168 50H167V51H163L165 47H163L164 45H163ZM165 42H166V44H165ZM174 42H175V43H174ZM189 42H190L193 46H195V47L192 46L193 48L191 47L192 49H190L189 47H190L191 45H188V44H190ZM202 42H203V43H202ZM3 43H4V44H3ZM13 43H14V44H13ZM97 43H98V44L101 43V44L98 45ZM109 43L112 44V45H110ZM113 43H116V44L113 45ZM121 43H122V44H121ZM147 43H149V44H147ZM155 43H156V45H155ZM167 43H168V44H167ZM179 43L181 44V46H180ZM185 43H186V44H185ZM208 43H210V44H208ZM217 43H219V44H217ZM1 44H0V47H1ZM126 44H125V45H126ZM142 44H144V46H143ZM150 44H151V46H150ZM158 44H159V45H158ZM161 44H162V46H161ZM178 44H179V45H178ZM202 44H203V45H202ZM206 44H207V45H206ZM216 44L219 46L220 49H218V46H217ZM5 45H6V46H5ZM18 45H19V44H18ZM101 45H103V46H101ZM121 45H123V46L121 47ZM153 45H155V46H153ZM175 45H176V46H175ZM177 45H178L180 48H178ZM187 45H188L189 47H188ZM198 45H199V46H198ZM215 45H216V46H215ZM221 45H222V46H221ZM10 46H9V47H10ZM73 46H76V45H73ZM98 46H99V47H98ZM111 46H112V47H111ZM149 46H150L152 49H150ZM158 46H161V47H158ZM168 46H169V47H168ZM186 46H187L190 50H189ZM210 46H211L212 48H210ZM214 46H215L216 48H215ZM100 47H101V48H100ZM136 47H137L138 49H140L141 52H140ZM145 47H146V48H145ZM154 47L156 48V50H155ZM162 47H163V48H162ZM181 47H182V48H181ZM196 47H197V48H196ZM5 48L3 49V50H5V51H2V48H1V52H4L5 54L0 53V56H1V57H0V59H1L0 61H2L1 63H3L2 66H4V67L6 68L5 64L8 65L9 62L6 61L7 58H5L6 50H7V49H5ZM99 48H100V49H99ZM102 48H103V49H102ZM142 48H143V50H142ZM161 48H162V49H161ZM169 48H171V49H169ZM177 48H178V50H177ZM184 48H185V50H184ZM194 48H195V49H194ZM208 48H209V49H208ZM11 49H12V48H11ZM101 49H102V51H101ZM108 49H107V50H108ZM129 49H130L131 51H133V52L131 53V51H130ZM135 49H136V50H135ZM166 49H165V50H166ZM217 49H218V50H217ZM91 50H92V51H95V52H96V51H97V52H100V51H101V52H103V53H98V54H100V55L98 56L99 58H97V52H96L95 55H94V52H92ZM137 50H138V51H137ZM148 50H149V51H148ZM159 50H160V52H158ZM172 50H173V51H172ZM209 50H210V51H209ZM214 50H215V51H214ZM216 50H217V51H216ZM221 50H223V51H221ZM226 50H228V49H226ZM229 50H230V52L233 51L232 49H229ZM229 50H228V52H229ZM143 51H144V52H143ZM150 51H151V52H150ZM177 51L180 52L181 54L178 53ZM184 51H185V52H184ZM190 51L193 52V53H192V57H194V58L196 59V60H195V59L193 58V61H196L197 64H198V66H199V67H198V66L196 65L197 70H199V68H200L201 66H203V67L200 68V69H202V70L198 71L199 74H200V75L198 74L200 77H199L198 79L196 78L198 81H196V79H195L194 82H192V81L189 82V81H188L189 79L191 80V78L188 76V72H187L188 69H187V67H186V64H185V66H183V65H184L183 63H185L186 61H187L186 63H188V60L190 59V58H189L190 55H191V52H190ZM207 51H208V52H207ZM212 51H213L214 53H213ZM218 51H219V53H218ZM114 52H115V53H114ZM142 52H143L144 54H143ZM145 52H146V53H147V52H148V53H154V52H155V54H146ZM156 52H158V57H157V53H156ZM163 52H164L165 54H164ZM167 52H169V53H167ZM194 52H195V53H194ZM216 52H217V53H216ZM220 52H221V53H220ZM222 52H223V53H222ZM228 52H227V53H228ZM91 53L94 55V56L92 55L93 58H92V56H91ZM140 53H141V54H140ZM160 53H162V54L160 55ZM175 53H174V54H175ZM203 53H205V54H203ZM212 53H213L215 56H214ZM103 54H104V55H103ZM168 54H169V55H168ZM179 54H180V55H179ZM186 54H187V56H186ZM193 54H196V56L193 55ZM217 54H219L220 56L218 57ZM125 55H126L127 57H131V59L134 58V61L131 60V59H129V58H127L128 60H127L126 58H124ZM135 55H136V56H135ZM141 55H142V56H145V58L142 57ZM151 55L154 56V57H152ZM167 55H168V57H167ZM181 55H183V56H181ZM206 55H207V56H206ZM212 55H213V56H212ZM223 55H226V56H223ZM102 56H103V58H102ZM137 56H139V57L137 58ZM150 56H151V57H150ZM163 56H164V57H163ZM165 56H166L168 59H169V56H170V58H172V59H171V60H170V59L167 60V59L165 58ZM175 56H174V58H175ZM179 56H180V57H179ZM188 56H189V57H188ZM227 56H228V57H227ZM235 56H236V55H235ZM182 57H183V58H182ZM205 57H206V60H205ZM207 57H208V59H207ZM212 57H213V58L215 57V58L213 59ZM220 57H221V59H222V57H223V59L221 60ZM229 57H230V58H229ZM236 57H238L237 59L240 58L239 56H236ZM85 58H84V59H85ZM89 58H86V59H87V60H90ZM101 58H102V59H101ZM121 58H122V59H121ZM140 58H142V59H140ZM152 58H153V59H156V60H153ZM163 58H164V59H163ZM178 58H179V59H178ZM184 58H185L186 60H184ZM217 58H218V60H216ZM2 59H5V60L3 61ZM86 59H85V60H86ZM94 59H93V60H94ZM97 59H98V61H97ZM112 59H113V58H112ZM125 59L127 60V62L125 61ZM143 59H144V61H145V59H146V61H147V62L145 61L144 64H146V65H145L144 67H143V63L141 62V60H143ZM147 59H150V60H149V63H148V60H147ZM157 59H158V60H157ZM159 59H160V60H159ZM200 59H201V60H200ZM203 59H204L205 61H204ZM212 59L214 60V62H213ZM229 59H230V60H229ZM233 59H234L235 61H233ZM240 59H241V58H240ZM93 60H92V62H93ZM120 60H123V61H121V63H120ZM129 60L132 62L133 65H134V62L137 60V61H136L137 63L135 62L136 64L134 65V67L137 66V65L140 63L137 67H140L139 69H140L142 72L146 69V72H143L144 74L147 73V68H148L149 66L151 67V65H152L153 68H152V67H151L152 69H151L150 67L148 68V71H149L148 73H149V74H147V76H146V75H143V73L140 72V70H139L138 68H134V67L131 68V66H128L129 64H131V62H130ZM152 60H153V61H152ZM166 60H167V61H166ZM178 60H181V61H178ZM202 60H203V61H202ZM207 60H208V61H207ZM215 60H216V61H215ZM219 60H220V62H218ZM223 60H225V61H223ZM226 60H227L228 62H227ZM95 61H94V62H95ZM99 61H100V62H99ZM110 61H111V62H110ZM118 61H119V62H118ZM154 61H157V62H154ZM159 61H160V62H159ZM164 61H165L166 63H164ZM168 61H169V62H168ZM170 61L173 62V63L171 62L172 65H173L175 62H177L176 66H178V67L175 69L176 71H177L178 68H179V69L181 68V70H178V71L176 72L178 75L174 72V73L177 75V77H178V78H177V81H176V77H175V78H174V77H171V76H173V74H174L173 71H175V70H172V69L169 68V66L171 67V65H170V64H171ZM222 61H223V63L221 64ZM7 62H8V63H7ZM124 62H125V63H124ZM129 62H130V63H129ZM150 62H152V63H150ZM158 62L161 63V64H159ZM196 62H195V63H196ZM207 62H208V63H207ZM210 62H211V63H210ZM224 62H227V66L225 65L226 63H224ZM234 62H235V63H234ZM4 63H5V64H4ZM126 63H127L128 65H127ZM141 63H142V67H143V68L141 67ZM155 63H156V65H157V67H155V66H156V65H154ZM157 63H158V64H157ZM162 63H163V67H162ZM169 63H170V64H169ZM199 63H200V64H199ZM204 63H205V64H204ZM209 63H210L211 65H210ZM215 63H216V64H215ZM217 63H218V64H217ZM228 63H229L230 65H229ZM231 63H232L233 65H232ZM71 64H72V63H71ZM75 64H76L75 62L72 64L74 68L71 67V68L73 69V71H75L74 69L76 68V67L74 66ZM132 64H131V65H132ZM150 64H151V65H150ZM164 64H165V65H164ZM168 64H169V65H168ZM179 64H180V65H179ZM206 64H207V65H206ZM220 64H221V65L224 64V65L221 66ZM236 64H237V65H236ZM242 64H243V63H242ZM92 65H93L94 67H92ZM133 65H132V66H133ZM148 65H149V66H148ZM153 65H154V66H153ZM158 65H159V67H158ZM167 65H168V67H166ZM200 65H201V66H200ZM204 65H206V66H204ZM209 65L211 66V68H210ZM212 65H214V66H212ZM160 66H161V68H160ZM176 66L173 65L172 68H173V67H176ZM179 66H180V67H179ZM220 66H221V67H220ZM224 66H225V67H228V68H225V69H224ZM230 66H231V67H230ZM107 67H108V66H107ZM129 67H130V68H129ZM145 67H147V68H145ZM154 67H155V69H154ZM207 67H208V68H207ZM229 67H230V68H229ZM238 67H242L243 70H242L241 68L239 69ZM5 68H3V70H4ZM9 68H10V71H12V70H11V67L7 66V69H9ZM108 68H109V67H108ZM159 68H160V70H159ZM162 68H164V69H162ZM167 68H168V69H167ZM203 68L206 69V70H208V71L203 70ZM233 68H234V69H233ZM237 68H238L239 70H237ZM7 69H5V70H6V71H9V70H7ZM72 69H71V71H70L71 74L69 73V74L71 75V77H73L72 75L75 74V73L72 71ZM156 69H157L158 71H157ZM169 69H170V72L168 71ZM186 69H187V70H186ZM244 69H245V71H244ZM89 70H88V71H89ZM91 70H92V71H90V72H94V71H95V70H93V69H91ZM100 70H99V71H100ZM126 70H127V71H126ZM128 70L131 71V74H130V72H129ZM132 70H133V72H132ZM137 70H138L139 73H138V72L136 73ZM153 70H155V71H153ZM162 70H165V72L162 71ZM184 70L186 71V73H185ZM195 70H196V69H195ZM230 70H229V71H230ZM6 71H4V72L6 73ZM10 71L6 73L7 77H8V73H10V75H11V74H14V73H12V72H10ZM96 71H95V73H96ZM117 71H115V72H117ZM122 71H124V72L122 73ZM151 71H153L154 73H153V72L151 73ZM179 71H180V72H179ZM182 71H183V72H182ZM202 71H203V72H202ZM204 71H205L207 74L210 73V76H212V77L210 78L209 75H207ZM237 71H238V72H237ZM242 71H244V73H243ZM72 72H73V73H72ZM90 72H89V74H90ZM127 72H128V73H127ZM155 72H156V73H155ZM160 72H161V73H160ZM162 72L165 73V76H166V73L168 72V73H167L168 75H167L166 77H165V76H164V77H161V75H163ZM200 72H201L202 74H201ZM246 72H247V73L250 72V74L247 75ZM126 73H127V74H126ZM140 73H141V74H140ZM157 73H158L159 75H156ZM170 73H171V74H170ZM245 73H246V75H245ZM69 74L67 73V74H66L67 77L65 76V78H68V77H69ZM89 74H88L87 77H86L87 74H85V73L82 75L83 77L81 76L82 78L85 77L83 82L86 83V81H87L86 84L83 83V84H85V85H87V84L89 85V84H91V82L93 81V80L90 81V80H91L90 75H91L93 78L97 77V78L100 79V80L102 79V78H100V77H101L100 75H102V74H98L99 77H98L97 74H95V76H94V73H93V75H92V73H91L90 75H89ZM124 74L126 75L125 78H124ZM137 74H138V76L140 75V77H141L140 79H141V80H139V78L136 76ZM154 74H155V75H154ZM179 74L181 75V79H183V81L187 79L186 82L184 81L185 83H184L183 81H181V79H179V78H180V75H179ZM183 74H184V75H183ZM203 74H204V78H205V79L202 77ZM205 74H206V76H205ZM242 74H244V76H243ZM4 75H5V74H4ZM84 75H85V76H84ZM96 75H97V76H96ZM130 75H131V76H130ZM150 75H151V76H150ZM153 75H154V76H153ZM176 75H174V76H176ZM230 75H231V74H230ZM230 75H229V76H230ZM241 75L243 76V78L246 77V78H244V80L246 79L245 81L242 79V76H241ZM16 76H17V75H16ZM103 76H104V75H103ZM103 76H102V77H103ZM128 76H129V77H128ZM135 76H136V77H135ZM142 76H143V77L146 76V77H148V78H146V77L143 78ZM149 76H150V77H149ZM152 76H153L154 78H153ZM156 76H157V77H156ZM158 76H160V77H158ZM182 76H183V77H182ZM187 76H188L189 78H187ZM240 76H241V77H240ZM253 76H254V75H253ZM4 77H5V76H4ZM4 77H3L2 80H5ZM11 77H15V74L12 75V76H10V77H8V78H6V80H7V79H10ZM71 77H69L70 80L68 79V80L66 81V84H67L66 86H67V87H62L63 90H65V88H66L67 92H66V90H65V93H68V91L72 89L71 86L75 85V83H79L78 81H80V79L82 80V78H81L80 76H79V77H80L79 80L77 79L78 76H76L77 82H76V81L74 82V80H73V82H74V84H73V83H72V80H71ZM120 77H119V78H120ZM151 77H152V78H151ZM167 77H169V78L171 77L172 80H171V79H170V80H171L172 82L174 81L175 83H172L170 80H168L169 78L167 79ZM184 77H185V78H184ZM206 77H207L208 79H207ZM86 78H88V79L90 78V79H89L90 82H89L88 80H86ZM93 78H92V79H93ZM117 78H118V77H117ZM135 78H137V79H135ZM145 78H146V80H147L148 82L145 80ZM150 78H151L152 80H151ZM159 78H160V79H159ZM162 78H164V79H162ZM165 78H166V79H165ZM201 78H202V80H201ZM232 78H233V79H232ZM251 78H252V76H251ZM261 78H262V77H261ZM263 78H264V77H263ZM16 79H18V77H17ZM134 79H135V80H134ZM148 79H149V80H148ZM178 79L181 81V83H180V81H179V83H178ZM199 79H200L201 81H200ZM212 79H214L215 82H214V80L211 81ZM18 80H19V79H18ZM94 80H97V79H94ZM127 80H128V82H127ZM144 80H145V81H144ZM155 80H158V81H155ZM159 80H161L160 82L163 84V86H164L168 81H169V83L167 84V86H169L170 84H171V85H170L169 87H167V88H166V85H165L164 87H162L161 90H160V88H158V86H157V88H155V87H154V86H156L155 84H157V85L161 84V83L159 82ZM233 80H234V81H233ZM97 81L99 82V80H97ZM97 81L92 82V83L94 84L95 87H94V86L92 87V85H91V86L89 85V91L91 90L90 87H92L93 89L95 88V89L97 90V88H96V87H98L97 85H100L99 83H101V82H99V83H97V85H96L95 83H96ZM139 81H141V82H139ZM154 81H155V82H154ZM187 81H188V83H187ZM232 81H233V82H232ZM243 81H244V83H243ZM2 82H3V81H2ZM67 82H68V83H67ZM70 82H71L73 85H72ZM80 82H82V81H80ZM122 82H123V81H122ZM143 82H144L145 84H143ZM165 82H166V83H165ZM197 82H199L200 84H199V83H198L199 85L196 84ZM235 82H237V83H235ZM245 82H248V83L246 84ZM258 82H257V83H258ZM5 83H6V81L3 82V86L5 85ZM7 83H8V80H7ZM69 83H70L71 85H70ZM141 83L143 84V86L141 85ZM153 83H154V85H153ZM158 83H159V84H158ZM176 83H177V85H176ZM190 83H192V84L195 83V84H194L195 87H193L194 85L191 86V89H192V88H195V90L192 89L193 92H189V90H188V89H190V88H189L190 86H188V85H190ZM230 83H229V84H230ZM257 83H256V84H257ZM68 84L70 85V87H68V86H69ZM137 84L141 85L142 87L140 86V87L138 88L139 85H137ZM174 84H175L176 86H175ZM178 84H179V85H178ZM180 84H182L183 86H181ZM186 84H187V86H186ZM245 84H246V85H245ZM135 85H136V86H135ZM196 85L198 86V88H196ZM3 86H2V88L4 89L5 87H3ZM7 86H8V85H7ZM7 86H6V89H8ZM118 86L120 87V85H118ZM129 86H127V87L129 88ZM134 86H135V87H134ZM161 86H162V85H160V87H161ZM172 86H173V88H172ZM174 86H175V87H174ZM250 86H251L252 88H251ZM52 87H53V86H52ZM52 87H51V89L54 88V87H53V88H52ZM86 87H87V88H86ZM86 87H85V88L88 89V86H86ZM177 87H179L180 89H179V88L177 89ZM184 87H185V89H186V87L188 88V89H186L188 95L185 94L186 91H184V90H185ZM225 87L228 88L227 86H225ZM242 87H243V86H242ZM247 87H248V88H247ZM48 88H49V89H48ZM48 88H44L45 92H43V90H42V92L40 93V96L37 95L36 97H33V95L31 94L32 96H29V97L26 96V98H27V97L29 98V102H30V99H31L34 103H36V106H37V107L41 104V105H44V106H43L44 108L46 107V105H47V107H50V108H51V104H55V103H59V104L61 103V104H62V103L65 102V101H66L65 103L67 104V103L69 102V100L72 102V101H73V98L75 97L76 101H77V100H79V101L75 102V100H74V101H73L74 103L72 102V103H69L68 105H70V106L72 105V106H73V105H75V103H76V105L79 106V104H80V105H81V108H82L80 111L85 110V112H86V111L88 110V112H87L88 114L85 113V116H89V115H90V112H91V114H92V113L95 114V113L98 111V110H96L95 108H98V107H100V106L102 105V103H100L101 105L98 106V105H97L98 102L95 103V101H93V99H94V100H95V99L100 100L101 96H103L104 94H105L104 96H106V95H111V96H109L110 98H111L113 95H114V97L116 96V97L118 98V96L115 95V94H118V93H115V94H114V92H116L115 90H118V92H120V89H121V87H120V89H118V87L116 88V86H115V88L113 87V88L115 89V90H113V92H112L111 89H110L111 91H110L109 89H107L108 91H106V89H105V91H104L105 93H104V92L102 91L103 89L98 88L99 91H101L102 94H103V95L101 94L100 98H97V97H99L98 95H97V97H96V93H98V92H97L98 90H97L96 93L94 94L96 98H92V97H94V96H93V94H92L91 91H90V93L92 94L91 98L88 99V98L90 97V96L88 95L89 97H87V100H86V99H85V100L88 101V100H91V99H92L93 102H92V101H91V102H92L93 104L95 103L97 106H95V104H94L95 107H94V106H93V107H92V106L89 107V106L86 105L85 102H83V103L81 104L82 101H81L80 99H81V97H83L82 95L80 96V99H79V98H78L79 95H78V97L76 98L77 95L74 94V93H72V94L74 95V97L72 98L73 95L71 96L70 92L68 93V96H66V94L63 95L64 92H63V90L61 89V87H55V88L53 89L54 93H53L52 90H50V87H48ZM56 88L59 89V90H57ZM67 88H69V90H68ZM70 88H71V89H70ZM76 88H77V87H76ZM163 88H165V89L163 90ZM169 88H170V89H169ZM182 88H183V90H181ZM200 88H201V89H200ZM93 89H92V92H95V90H93ZM100 89H101V90H100ZM148 89H149V90H148ZM157 89H158V90H157ZM173 89H175L176 92H175V90H173ZM191 89H190V90H191ZM197 89H198V90H197ZM229 89H230V87H229ZM235 89H236V90H235ZM242 89H243V88H242ZM250 89H252V90H250ZM4 90H5V89H4ZM48 90H49V92H48ZM56 90H57V91H56ZM60 90H62V91H60ZM81 90H82V89H81ZM140 90H141V91H140ZM143 90H144V92H142ZM171 90H172L173 92H172ZM200 90H201V91H200ZM220 90H221V89H220ZM220 90L218 89L217 92H219ZM254 90H255L257 93H255ZM7 91H8V90H7ZM7 91H6V93H7ZM16 91H18V90H16ZM16 91H14V93H15L16 95L19 94V93H16ZM46 91H47V92H46ZM82 91L85 92L86 90L84 89V90H82ZM82 91H81V92H82ZM89 91H88V90L86 91V95H87V93H88ZM135 91H133V92H135ZM181 91H182V92H181ZM195 91H196V92H195ZM225 91H226V90H225ZM228 91H229V90H227V91L224 92V93L226 94ZM244 91L248 93V98H249V96H250V98H252L253 100L255 99L254 101L256 102V104H255L254 101L251 100L250 98H249L250 100H249L248 98H246V97H247V96H246L247 93H245ZM248 91H249V92H248ZM250 91H251V92H250ZM253 91H254V92H253ZM262 91H261V92H262ZM4 92H5V91H4ZM4 92H3V93H4ZM55 92H56V94H57V92H58V94L56 95ZM84 92H83V94H84ZM101 92H99V93H101ZM111 92H112L113 95L111 94ZM137 92H136V93H137ZM152 92H153V91H152ZM174 92H175L176 95L174 94ZM178 92L181 93V94H177ZM188 92H189V93H188ZM198 92H200V94H201L202 96H201L200 94H198ZM201 92H204V93H201ZM229 92H230V91H229ZM229 92H228V93H229ZM243 92H244L246 95H245ZM11 93L13 94V92H11ZM42 93H44V95H43ZM45 93H48L47 96L45 95ZM62 93H63V94H62ZM191 93H192V94H191ZM195 93H196L197 96L195 95ZM221 93H222V92H221ZM224 93H222V94H224ZM249 93H250V94H249ZM251 93H253V94H252L253 97L251 96ZM12 94H9V95L6 94V95H8V96H6L5 93H4L3 95H4L6 98L8 97V98H7L8 100H10V99H9L10 96L12 97V99H15V100H16V98H13V95H15V94H13V95H12ZM41 94H42V95H41ZM51 94H54V95H56V96L52 95V96H53V97H52ZM59 94H60V95H59ZM207 94H206V95H207ZM242 94H243V96H242ZM255 94H257V96H256ZM26 95H27V94H26ZM28 95H29V93H28ZM48 95H49V96H48ZM86 95L84 94V96H86ZM147 95H148V94H147ZM173 95H174V99H175V100L173 99ZM180 95H181V96H180ZM183 95H185V96H183ZM193 95H194V96H193ZM206 95H205V97H206ZM218 95H219V96H222V95H220V94H218ZM240 95H241V96H240ZM244 95H245L246 97H245ZM38 96H39V98H38ZM42 96H43V97H42ZM59 96H60L61 98H60ZM63 96H64V97H63ZM175 96H176V97H175ZM177 96H178V101L176 100V99H177ZM179 96H180L182 99H183V97H184L185 100H184V101H181V99H180ZM191 96H192V97H191ZM198 96H199V97H198ZM254 96H255V97H254ZM5 97L3 98V100H5V101L2 100V103L6 104V105H7V104L10 105L11 107H10V106H9V107H10L11 110H9V112H10V111L12 112V109H14V108H13L14 106L11 105V103L9 104L10 101L7 102V103H5V102L7 101ZM15 97H18V95L15 96ZM31 97L34 98V99H32ZM46 97H49V98H47L48 100L46 99ZM54 97H55V98H54ZM58 97H59L60 99H59ZM68 97H69V98H68ZM70 97H71V98H70ZM107 97H108V96H106V98H107ZM170 97H172V98H170ZM205 97H204V98H205ZM237 97H238V100H239V98H240L239 101L237 100ZM257 97H258V98H257ZM28 98H27V101H28ZM35 98H37V99H40V98H41V101H40V100H37V99H35ZM43 98H44V99H43ZM62 98H65V100H64V99L62 100ZM110 98H108L107 100L110 101ZM112 98H113V97H112ZM112 98H111V100L113 101ZM117 98H116V100H117ZM217 98H218V97H217ZM234 98H235V99H234ZM244 98H245V102H246V100H247V103H246V104L244 103ZM259 98H260V100H258ZM67 99H68V100H67ZM83 99H84V97L82 98V100H83ZM102 99H103V97H102ZM119 99H121V96H119ZM172 99H173L174 101H173ZM190 99H188V101H189ZM193 99L197 100V101L194 100V101L196 102V104H195V102L193 101ZM218 99H219V98H218ZM241 99H243V101H242ZM20 100H21V99L16 100V101L19 102ZM35 100H36V102H35ZM51 100H52V101H51ZM53 100H54V101H53ZM60 100H61V101H60ZM104 100H105V99H104ZM114 100H115V99H114ZM203 100H204V99H203ZM230 100H231V99H230ZM236 100H237L238 102L242 101V102H240V103L237 102L239 106L237 105ZM32 101H31V104L33 103ZM39 101H40V104H38ZM44 101H46V102H44ZM56 101H58V102H56ZM59 101H60V102H59ZM80 101H81V102H80ZM102 101H103V100H101V102H102ZM170 101H173V102H172L173 104L170 103ZM180 101H181V102H180ZM191 101H190V102H191ZM248 101H249L250 103H248ZM260 101H261V102H260ZM18 102H17V103H18ZM29 102H27V103L31 106V104H30ZM37 102H38V103H37ZM43 102H44V104H43ZM47 102H48V103H47ZM51 102H52V103H51ZM53 102H54V103H53ZM78 102H79V103H78ZM174 102H175V103L178 102L179 104H180V103H182V104L178 105V103H176V105H174ZM197 102H198V104H197ZM251 102L254 103V104L257 105V106L254 105L255 107H253V104H252ZM258 102L260 103V105L262 104L261 107H260V105H258V104H259ZM262 102H263V103H262ZM22 103H23V102H22ZM22 103L20 104V102H19L18 104L21 105V107H22ZM27 103H26V104H27ZM50 103H51V104H50ZM107 103H108V104H107ZM243 103H244V104H243ZM24 104H25V103H24ZM26 104H25V105H26ZM37 104H38V105H37ZM84 104H85V105H84ZM106 104H107V106H108V105L110 106V105H113V104H115V103L111 104L110 102H108V101L106 102V100H105V102L103 103V105L106 106ZM233 104H232V105H233ZM240 104H241V105H240ZM8 105H7V106H8ZM19 105L17 106V104H16L17 107H16L15 110H18V109L22 110L21 107L18 108ZM25 105H24L23 108H24V109H27V110H25L24 115H25V116H27V115L29 116V114H31V118H32V116L34 115V118H32L31 121H32L33 119H34L35 121L37 120V122L33 121L32 124H30L31 121H29V122H30V123H29V124H30L29 127H28L27 124H26V127H25V126H21V124L24 125V124L26 123L25 121H28V120H24V121H23V119H19L18 123L21 122L20 120H22V123H21L20 125H18V126L16 125V126H17V130H16V129H14L16 126L13 127V126H12V123H10V125H11V127H10V126H9V122H8V125H7L6 123H7L8 120L6 121L5 116H4V117L2 116V121H3V119L6 121L5 125H4V123L2 124V127L4 126L2 129L5 130L6 132L9 130L7 133H6V132H5V133L3 132V134H5V136L8 138V141H9V143H8L9 145H7L6 142H8V141H6L7 138L4 136V137H5V138H4V148H5V149H4V151H3V156H4L5 158H7V161H6L7 163H8L9 160H10L9 163H11L13 160H17V159H13V160H12L11 157H13L14 155L11 156L10 154H13V153L15 154V153L17 152L15 155L18 154L17 157H18V156L20 157V158H19V161L17 160V165H18V166H15L16 163L13 161V162L15 163V164L13 163V166H15V167L11 168L10 166H12V165L9 166V165L6 164V165H4V168H6V167H10V168H8V169H10L11 172H12V171L14 172V169H15V172H14V173H15V176H16V174H18V175L20 174L19 176H21V173H22L21 171L24 170V168H25V169H28V170L30 169V170L28 171V173H29V175H30V174H31L30 171H33V170H34V169L31 170V168L33 167V165L35 166V168L37 167L36 169L40 168V166H36V162H38L39 164L42 163V161H40V159H41V156L43 155L41 160H43L44 162H45V161H49L48 159L45 160V157H46V158H50V157L53 156L52 158H50L51 161H52L53 158L56 159V161H54V159H53V162L51 163V166H52V165H55V166H54V169H55V168H56L55 170L58 169V172H57V171H56V172H53V177L49 176V175H51V174H48V173H50V172H51L50 170H52V169L49 170V167H48L49 164H50V162H48V163L46 162V164H47L46 166L48 167V169H46V170H47V171L49 170V172H47V171L44 172V169L41 170V169L43 168L42 165H41L42 168H41L40 170L38 169L39 171L36 170V171H38V172L41 171V172H44V173H43V174L40 173V174H42V175L40 176V174H38V172H37V174H38V179H37V178H36V179H37L38 183L41 182V185H38V184H37V185H38L40 188H42V191L40 190L39 193L36 192L35 194H32V198H33V199L35 198V200H33L32 198H30L31 195H30L28 198L26 197V198H27L26 200L31 199V201H28V203H25V202H27V201H26V200H23V199H22V200H15V201H14V200H11V201H10V200H7V199H6L7 202H6V200H4V199H2V200L0 199V203H1V204H0V213H1V214H0V215H1V216H0V232H1V233H0V240L2 239L1 242H0V243H1V247L6 249V248H8V247H5V246H14V247H16V248H17V246H18V248H19V250H20V246H21V251H22V247H23V245L20 243V240H19V239H17V238L14 237L15 235H13V234H15V232L12 231V229H11V228H14V227H10V225L13 226V224L11 223V221H13V219H17V220H18V219L20 218V219H19V220H20L19 224H20V225L22 224V226H26V227H27V231H28V234H27V232H25V231H26V229H25L26 227H24V228H23V229H25V231H24V235H25V233H26L27 236H30V235H29L30 228H31V231L34 230V229H35L36 231L39 230L40 232L38 231L37 233H38V234L41 233L40 235H41L42 237L44 236L43 238L45 239V241H47V243H46L45 241H44V242H41V240H39L37 244L35 243L36 241L34 242V244H36L35 246L38 245L37 248H36L37 250L34 249V252H36V255H37V256H35V255L33 254L35 257H37V258H36V259H37V262H36V263H38V264H46L45 262L47 261V264H59V263H60V264H66L65 262H68V264H69V263H70V264H71V263H72V264H78V263H79V264H82V263H83L82 258H83V260H85L84 258L88 259L89 261L92 260V261H90L89 263L86 262V261H88V260H85V262H84L83 264H85V263H86V264H90V263L95 262V261H96L95 264H98V262L103 263L102 260L104 261V260H106V259H103V257L100 258V255H101V253H102V256H103V254L105 255V253H106L105 251H107V250H103V248H104V249H107V247H106L107 245H105V244L108 243V242H106V239H107V241H109V239L112 238V239H110V240H111V241H114V242H112L113 245L115 244V242H118V243H117L118 245H116V244L114 245V247L117 246V247H115L116 249L119 248V245H120V241H121V240H122V242H124V241L126 242V238H125V239H124V238H121V240H120V239H118V240H114V239H113V238H116V237H117L116 235H118V236H120L119 234L122 235V233L120 232V229L123 230L124 228H126L125 226H127V223L125 222V221L127 220L125 214L127 213L128 216H134L133 218L135 219V214H136V213H138V214L140 213V214H141L140 211H143L144 208H145V209H144L145 211H143L142 214H145L144 212H146V207H147L145 202L148 203V201H149V204H148L149 206H151V204H152V202H151L149 199H148L147 201H146V199H145V202H144V200L142 201L141 189H139V187L142 188L141 185H138V186H139V187H138V191H139L138 194H139V195H138V194H135V195H134L135 199H134L133 196H132V195L134 194L133 192H134L135 190H133V192H132L131 195H129V193H127L126 195H128V196H127L126 198H125V196H126L125 194H124V195H125L124 198L120 196V197L123 198L125 201H126V199H127V201L125 202L123 199L120 198V199L123 201V202H121V200L119 201V202H120L119 205H120L121 207L117 206L118 203H119L118 201H117V203L115 202L116 200H119V199L117 198L118 196H116V198H117L116 200H114L115 198H112V196L114 195V193H112V192H115V191H113V190H116L117 187H119V184H120V183H121V184L123 183L122 185L120 184V187H122V186L125 184V181H128L127 179L130 178V174H131L130 172H131L132 170H130V172H129L130 174H129L128 171H127V169H128V170H129V169H133V172H135L134 170H135L136 167H138V166L140 165V161L142 162V164H143V161H142V160H140L139 162L137 161L138 165H136V167L133 166V164H130V165H132V166L135 167V168H133V167H131V166L129 167V164H128V167H129V168H128V167H125L126 165H124V167L126 168V171H127V172H124L125 169H124V171L122 170V166H121V165H120V166H116V165H115V166L117 167V168H115L114 165L111 163V164H112L111 166H113V168H115V169L112 168V170H110V169H111V168H110L111 166L108 165L109 168L106 170V167H107V166L105 167V166L102 164L103 167H105V169H104V168L101 166V163L97 164L98 162H97V163L94 162V163L92 164V162H91V165H89V166H91L90 170H91L92 168L94 169V167H93L94 165H97V166H95V168L98 167V166H99V167L101 166V170H99L100 168H98V171H97V168H96V170L94 169V170L96 171V173H95L94 170H92V171L90 172V171H89V168H87V167H89L87 164H90V162H88V161L90 160V157L87 156V158L89 159L88 161H87V159H85L87 162L84 161L83 159L81 160V162H82V161H83V162H86V164H85V163H83V164H81V165L79 164L80 166H82V168L80 167V168H81V171H82V172H81V171H79L80 168H79L78 165H77V162H78V161L75 160V162H74V160H73V159H76V157H75L74 155H76V154L78 153V152H77V153L74 152V151H78V150H76L75 147H76V145H77V143H78V141H79V140H78V135H76V128H73V129L75 130V132H74V130H73L72 132H70L71 130H68V131H67L68 134H70V135H68V134L66 133V129H67V128H70V129H71V126H73L74 124L70 125V124L68 123L70 126H69V127H66V129H65V128L63 129V127H64L65 125L68 126V124L65 123V125L63 126V124H64L63 122H61V121H56V122H60V125L57 123V124L60 126V129L62 128L63 130H65V131H63V130L61 129V130H62V134H61V133L59 132V129H57V128H58L57 125H56V124H53V123H55V122H51V124H50V121H51V120H48V121H49V123H48L49 126H48L47 121H45L46 118H47V117H45V114L42 116V119H41V120L39 119V118H41V115H40V114H43V113L45 112V111H44L45 109L43 110L41 105H40V106H41V111L43 110V113H40V112H39V109L36 110V111H38V112H36V111L34 110L36 113H40V114H39V117H35V116H37L38 114L35 115V112H34L33 109H32L33 104H32L31 107H28V108H26ZM88 105H91V104H88ZM115 105H116L115 107L119 106V107H117L118 109H119L120 107H122V105L120 104V105H121V106H120L119 104H117V102H116ZM173 105L176 106V107H174ZM191 105H192V103H191ZM194 105H192V107H193ZM247 105H248V106H247ZM251 105H252V108H254V109L251 108V109L253 110L254 113L251 112V109H250ZM40 106H39V108H40ZM78 106H76V107L79 108L80 106H79V107H78ZM82 106H83V107H82ZM86 106H87V108H86ZM105 106H104V107H105ZM177 106H179V107H181V108H179V107H177ZM201 106H200V107H201ZM230 106H231V105H230ZM230 106H229V107H230ZM240 106H241V107H240ZM242 106H243V107H242ZM258 106H259V108H257ZM4 107H5V106H4ZM47 107H46V109H48ZM73 107H74V106H73ZM76 107H75V108H76ZM102 107H103V106H102ZM235 107H236V108H235ZM237 107H238V108H237ZM262 107H263V110H262ZM30 108H31L32 110H31ZM50 108H49V109H50ZM90 108H91V109H90ZM93 108H94V110H93ZM109 108L114 109V110L117 109V108H114V107H112V106H111V107H108V108H103V109H108V110H109ZM173 108H174V109H173ZM177 108H179V109H177ZM195 108H196V107L194 106V110H197V108H196V109H195ZM240 108H241V109H240ZM255 108H256V110H255ZM260 108H261V109H260ZM6 109H9V108L6 107ZM28 109H30V110L33 111L34 113H33V112H32L33 114H32L31 112H30V113H27V112L30 111V110H28ZM49 109L46 110V112H48ZM86 109H87V110H86ZM98 109H99V112H97V113H99V114H95V115L92 114V115H91V116H94L95 118H96L97 115H98L97 117H99V118H96L97 120H95V118H93V119H94V122H95V121H98V123H100V122H102L104 119H106V120L108 119V120H109V119H110V116H113V115H110V114H109L108 110L105 111V112H102V111L100 110V108H98ZM101 109H102V108H101ZM118 109H117V110H118ZM120 109L122 110L123 108H120ZM120 109H119L118 111L115 110V112L117 111V114H116V115L114 114L115 117H116V120H114L115 118L113 119V121H111L112 119H110V120H109L110 122H109L108 120H107V121L104 120V122H102V123L105 124V122H106L105 125H107V126H108V124H109L108 127L113 128L112 130H114V128H115V130H117V128H119V130H120L121 128L119 127V125H118L117 123H119L120 120H121V122H122V119H119V120H118L117 117L119 116L118 114H122V115L119 116L120 118H121L122 116H124L123 112L121 113ZM172 109H173V111H172ZM176 109H177L178 111H179V110H180V111L182 110V112H180V111L178 112ZM246 109H247V110H246ZM249 109H250V111H249ZM2 110L4 111V108H3ZM20 110L15 111V112H17V113L20 112L19 114H21V115H19V117H20V116H23ZM78 110H79V109H78ZM95 110H96V111H95ZM194 110H193V111H194ZM236 110H235V111H236ZM257 110H260V111H257ZM261 110H262V112H261ZM5 111H6V110H5ZM5 111H4V113H5L6 115L8 114V116L11 117V112L8 113V110H7V111H6L7 113H6ZM23 111H24V110H23ZM23 111H22V112H23ZM26 111H27V112H26ZM100 111H101V112H100ZM119 111H120V112H119ZM122 111H123V110H122ZM201 111H202V108H201ZM201 111H200V112H198V111H194V114H196L197 116H194V114H193V116H194L193 118L196 117V120H197L198 118L201 119V116L198 115V113H202ZM255 111H256V112H255ZM107 112H108V114H109V115H108L109 118H108V116H107ZM118 112H119V113H118ZM170 112H171V113H170ZM176 112H177V113H176ZM195 112H197V113H195ZM250 112H251V113H250ZM260 112H261L262 114H261ZM26 113H27V114H26ZM103 113H105V114H103ZM173 113H174V115H177V114H178V115L175 116V117H180V118H176V119H174V118H173V117H174ZM252 113H253V114H252ZM256 113H257V114H256ZM102 114H103V115H106V116L104 117ZM182 114H183V116H185L186 119L183 120L184 117L182 116ZM249 114H250V115H249ZM254 114H256V115H254ZM258 114H259V115H258ZM117 115H118V116H117ZM257 115H258V116H257ZM260 115H261V117H260ZM262 115H263V116H262ZM8 116H7V118H8ZM25 116H24V117H25ZM28 116H27V117H28ZM169 116H170V117H169ZM24 117H23V118H24ZM43 117H45V119H44ZM100 117L103 119L102 121H101V118H100ZM181 117H182V118H181ZM25 118H26V117H25ZM35 118H37V119H35ZM90 118H92V117H90ZM111 118H112V117H111ZM122 118H124V117H122ZM171 118H173V119H171ZM251 118H252V119H251ZM258 118L261 119V122H262V123H259L260 120H258ZM262 118H263V119H262ZM8 119H9V118H8ZM26 119H27V118H26ZM29 119H30V116H29ZM170 119L172 120V122L170 121ZM177 119H178L179 121H176ZM249 119H250V120H249ZM256 119H257V122H255ZM42 120H43V121H42ZM173 120H174V121H173ZM193 120H194V119H193ZM196 120H194V121H196ZM5 121H4V122H5ZM38 121H39V122H38ZM91 121H92V119H91ZM117 121H118V122H117ZM125 121H126V122L128 121V123H130V122H132L133 120L131 121V120H129V119H128V120H124V119H123V122H125ZM129 121H130V122H129ZM135 121H136V120H135ZM135 121H133L132 123H134V124H136V125L133 126V124H132L133 127L131 126V129H132V128L134 129V128L136 127L135 130H136L137 132H136V131H133V130H131V132H134V134L136 133L135 136L138 135V137L141 136V138L139 137L138 140H137V139L134 137V140L132 139V140H133V141H132L133 143L131 144V141H130V143L128 144V145H130V146L126 145L127 143L125 144V146H123V144H122L121 146L119 145L120 147H122V146L124 147V149H123V147H122V150H123L124 154H126V157H127V158H128L129 156H130V157L132 156L131 158H132V159L134 158L133 161H134V160L136 161V160H138V158H137L138 156L136 155V154H138V152H140V155H139V156L141 157V153H143V155H145V154L147 155L148 152L146 153V151H148V149H150V150H149L148 157H150L149 155H151L152 157H153V156L155 157V155L157 154L158 156L156 155V157H157L158 159H159V158H160V159L162 158L163 160H165L166 163H169L170 161L174 162V164H173L172 162H170L171 164L169 163V165L172 167V169H174L173 172H172V171H169V172H171V173H169V174L175 176V174H177V172L179 171V166H178L179 163L176 165V164H175L176 162H175L174 159H178V158H180V156L183 155V153L186 154V152H187V153H189V155H188L189 157H188V158H190V159L193 158V160H196V162L194 161V163H196V164L198 163L199 165H201V166H199L200 169H203L202 167H203L204 160H202V159L204 158L205 155H207L206 152H210V148L207 149V151L205 152L204 150H206V149H204V147H205V148H208V147H209L208 145H210V144H208V142L213 141V138H214V137L212 138L211 135L209 136L208 133L205 131L204 128H203L204 130H201L202 128H200V127H199L200 129H198V125L200 126L201 124H203V121H202V120H201V121H200V120L197 121L198 123L202 122L201 124H198L197 122H194V121H193V125L195 124L194 126H196V127H193V125H192V128H190L191 131H189V134H191V135H188V129H189V128L186 129V130H187V134L185 133V134H184L185 136H184L182 133L186 132V130L180 134V132H179V133L177 132V130H176L177 128L175 129L176 132L178 133V135L180 134V135H182V136L185 138V140H184V142L186 141V142H185V145H187V147H189V148H187V147L184 145V143H183V145L180 143V144L182 145V147H183V146L186 147L185 150H184L183 148H181L182 151H181V149L178 150V149H176V148H173V149H174V150H173L172 148H169V146L167 147L166 142H165V143H164V142L162 143L163 140H161V139H163V138H162L161 136H159V135H155L154 133H151V132H147L148 130H147V131H146V130H142L143 128H140V129H139V128H138V126H139L138 124H139V123H138V122L136 123ZM175 121H176V122H175ZM199 121H200V122H199ZM249 121H250V122H249ZM251 121H252L253 123H255V124H253ZM258 121H259V122H258ZM23 122H25V123L23 124ZM45 122H46L47 126H46V124L43 125V123H45ZM64 122H65V121H64ZM107 122H108V123H107ZM112 122H113L114 124H112ZM183 122H184V123H183ZM35 123H38V124H37L38 126H37ZM62 123H63V124H62ZM176 123H177V124H176ZM185 123H186V124H185ZM250 123H252L255 127H254L252 124H251V126H250ZM257 123H258V124H257ZM15 124H17V123H15ZM15 124H14V125H15ZM110 124H112V125L110 126ZM178 124H179V126H180L181 128H179ZM180 124H181V125H180ZM197 124H198V125H197ZM205 124H207V123H205ZM259 124H260V125L263 124V125L261 126V127H262V130H260L261 127H260ZM6 125H7V126H6ZM32 125H33V126H32ZM35 125H36V126H35ZM39 125H40V126H39ZM50 125H51V126H50ZM55 125H56V126H55ZM76 125H77V124H76ZM113 125H114L115 127H114ZM187 125H188V124H187ZM8 126H9L10 128H8ZM20 126H21V127H20ZM31 126H32V128H33L34 126H35L36 128H38V127L41 128V127L43 126V127H42V131H41L39 128H38V129L35 128V129H36L35 131L40 130V131H37V133L40 132V133H38V134H39V135H38V134H36V132H35V133L33 132L34 130L31 131V129H30ZM45 126H46V127H45ZM116 126H117V127H116ZM248 126H250L251 128L248 127ZM257 126L260 127V128H258ZM18 127H19V128H18ZM22 127H23L24 130H25V128H27L26 130H29V129H30L29 131H31L32 133H34V135L36 134L37 136L32 135L34 138H33L32 136L30 137V136H29V133H28L29 131H27V133H26V131L23 132ZM24 127H25V128H24ZM48 127H49V128L51 127L50 129H52V130H49ZM55 127H56V128H55ZM75 127H77V126H75ZM201 127H202V126H201ZM256 127H257L258 129H257ZM20 128H21V129H20ZM28 128H29V129H28ZM45 128H47V129H45ZM54 128H55V130H54ZM124 128H126V127H124ZM194 128H196L197 131H196ZM10 129H11V130H10ZM43 129H44V130H43ZM77 129H79V128H77ZM193 129H194V130H193ZM249 129H251L252 131H251V130L249 131ZM47 130H48V131H47ZM53 130H54V132H53ZM56 130H57L58 133H59V134L56 133V135H59V136H58V139H56V142H58V141L60 140V135H61V140H62V138H64V139H63V141H64L63 143H64V144H65V143L67 144V142H68V139H67V138H68L69 136H70V137H69L70 139L72 138L73 135L76 136V137H73V138H75V139L77 138V143H76V141H73V140H75V139H71V140L69 139V141H72V143L68 142V144H70V146H71V149H70V146H69L68 144H67V145H68L69 148L67 147V148H68V149H67L66 147H64V146H66V145L62 144V141H61V140H60L61 142L59 141V142L61 143L60 145H61V146L63 145L62 147L65 148L66 150H68V151L66 152V151L62 148V149H63V153H64V155H63V153H62V149H57V148H61V146L59 145V142L57 143V148H56V146H55L56 144L52 145L53 143H56V142H54V141L51 140V139L57 138L56 136H54L55 134H53V133L56 132ZM61 130H60V131H61ZM115 130H114V131H115ZM140 130H142V131L140 132ZM199 130H200L201 132L204 131L203 133H204V135L206 134V136H202V135H201L202 133H200ZM44 131H45V132H44ZM51 131H52V132H51ZM117 131H118V130H117ZM129 131H130V130H129ZM138 131H139V132H138ZM143 131H144V132H143ZM192 131H193V132H192ZM253 131H254V132H253ZM258 131H261V132H258ZM18 132H19V134H18ZM31 132H30V135L32 134ZM50 132H51V133H50ZM146 132H147V133H146ZM194 132H195V133H194ZM196 132H199L200 134H198V133H196ZM205 132H206V133H205ZM208 132H209V130H208ZM210 132H211V131H210ZM244 132H243V134H244ZM248 132H249V133L251 132V133L248 134ZM262 132H263V133H262ZM8 133H9V135H7ZM12 133H13V134H12ZM25 133H26V134H25ZM43 133H44V135H43ZM45 133H46V135H45ZM47 133H48V134H47ZM64 133H65V134H64ZM72 133H73V135H71ZM74 133H75V134H74ZM138 133H139V134H138ZM141 133H142V134H141ZM148 133H149V134H148ZM192 133H193V134H197V135H195V136L193 135V138H192V137H191V136H192ZM253 133H254V134H253ZM21 134H22V135H21ZM24 134H25V135H24ZM40 134H41V135H40ZM49 134H50V135H49ZM63 134H64V135H63ZM66 134H67V135H66ZM245 134H244V135H245ZM258 134H259V135H258ZM260 134H261L262 136H261ZM11 135H12V136H11ZM27 135H28V136H27ZM47 135H48V136H47ZM51 135L54 136V137H52ZM62 135H63V136H62ZM145 135H146V136H145ZM151 135H154L155 137H154V136H151ZM180 135H179V136H180ZM199 135H201V136L199 137ZM249 135L252 137L251 140H249V139H250V136H249ZM254 135H255V136H254ZM18 136H19V137H18ZM38 136H39V137H38ZM46 136H47V137H46ZM49 136H50V137H49ZM65 136H66V140H67V142H66V140H65ZM131 136H132V135H131ZM142 136H144V137H142ZM148 136H149V137H148ZM157 136H159V137H157ZM186 136L190 137L191 139L188 138V137L186 138ZM196 136H198V137H196ZM207 136H208V137H207ZM248 136H249V137H248ZM20 137H21V138H20ZM22 137H23V138H22ZM28 137H30V138H28ZM41 137H43L42 139H44V141L41 139ZM132 137H133V136H132ZM147 137H148V138H147ZM160 137H161V139H160ZM183 137H182V138H183ZM195 137H196V138H195ZM201 137H202V139H201ZM204 137L206 138L205 140H204ZM210 137L212 138L211 140H210ZM257 137H258V138H257ZM11 138H12V140H11ZM25 138H26V141H25ZM27 138H28V139H27ZM31 138H33V139H31ZM47 138H49V139L47 140ZM50 138H51V139H50ZM142 138H143V139H142ZM157 138H158V139H157ZM184 138H183V139H184ZM197 138H200L201 141H198V140H200V139L197 140ZM207 138H208V140H207ZM223 138H224V137H223ZM223 138H222V139H223ZM253 138H254V140H255V138H257V139H256L255 141H252ZM262 138H263V139H262ZM20 139H21V140H20ZM29 139H31L32 142H34V141H35V142L32 143L31 140L29 141ZM34 139H35V140H34ZM139 139H140V140H139ZM159 139H160L161 141H160ZM189 139H190V140H194V139H195V140H194V142H193V141H190V143H189ZM224 139H226V138H224ZM18 140H20V141L18 142ZM22 140L25 141L26 143H25V142H21ZM27 140H28L29 142H31L32 144L30 145V143H29ZM33 140H34V141H33ZM49 140H51V141H50L51 143H49ZM57 140H58V141H57ZM145 140H146V141H145ZM148 140H150V141H148ZM180 140H181V142L183 141V140L181 139V136H180ZM202 140L205 141V142L203 141V144L201 143ZM226 140H227V139H226ZM247 140H248V141H247ZM5 141H6V142H5ZM36 141H37V142H39V141L41 142V141H42L43 143H44V142L47 143V144L44 143V144L46 145V147H42V144H43V143H41V144L39 145V143L37 144ZM92 141H93V140H92ZM134 141H135V142L137 141V145H135L136 143H134ZM141 141H142V142H141ZM143 141H144V142H143ZM206 141H207V144H208V145L206 144ZM228 141H229V140H228ZM246 141H247V144H248V147H249L248 149H247V146H246L247 144H245ZM249 141H250L251 143H250ZM11 142H12V143H11ZM20 142H21V144H20ZM52 142H53V143H52ZM73 142L76 143V144L73 145ZM89 142L91 143V145H90V143H87V144H85L84 146H82V148L85 147L86 145H87V147H85L84 150L81 148L79 151H80V152L82 151L83 154H84V153L87 154V152H88V151H92L91 149H93V148H94L93 150H96V148L99 149L97 143H95V142H91V139H90ZM140 142H141V143H140ZM150 142H151V144H148V143H150ZM157 142H159V143H157ZM195 142H196V143H195ZM198 142H199V143H198ZM18 143H19V144H18ZM24 143H25V144H24ZM35 143H36V144H35ZM85 143H86V142H85ZM93 143H94L95 145H94ZM138 143H140L141 145L138 144ZM146 143H147V144H146ZM154 143H157L158 145H159V144H160V145H159L158 147H157V146L155 147V145H157V144L154 145ZM187 143H189V144H187ZM193 143H194V144H193ZM11 144H13V145H11ZM14 144H15V145H14ZM26 144H27V145H30V146H28L29 148H28L27 146H25ZM33 144H34L35 146H37V145L40 146V147L37 146V147H39V149H37V148L34 147L35 151H38V152H36V153H35V151L32 150L33 148L31 149V146H33ZM44 144H43V145H44ZM49 144H50V145H49ZM162 144H163V145H162ZM164 144H165V146H164ZM191 144H192V146H191ZM195 144H196V148L194 147ZM199 144H200L201 147L199 146ZM6 145H7V146H6ZM18 145H19V146H18ZM23 145H24V146H23ZM45 145H44V146H45ZM89 145H90V146H89ZM133 145H134V147H133ZM152 145H153V146H152ZM161 145H162L163 147H162ZM204 145H205V146H204ZM211 145H213V143H212ZM211 145H210V146H211ZM244 145H245V146H244ZM250 145H251V146H250ZM5 146H6V147H5ZM9 146H10V147H9ZM53 146H54V147H53ZM59 146H60V147H59ZM77 146H78V145H77ZM88 146H89V147H88ZM131 146H132V147H131ZM138 146H139V147H138ZM143 146H144V147H143ZM145 146H147V147L145 148ZM190 146H191V147H190ZM198 146H199V149L197 148ZM239 146H241V147H239ZM261 146L263 147V145H261ZM8 147H9V148H8ZM24 147H27V148H24ZM41 147H42V148H41ZM47 147H49V148H47ZM51 147H53V148L51 149ZM127 147H128L129 149H128ZM130 147H131V149H130ZM160 147H161V148H160ZM164 147L166 148V151H164V149H165ZM192 147L194 148L193 151H192V149H191ZM245 147H246V148H245ZM7 148L10 149V150L8 151ZM13 148H14V149H13ZM44 148H45V151H46L47 149H48L49 152L51 151L50 154H49V153H44V152H45V151H44ZM54 148L56 149V152H55V149H54ZM88 148H91V149L89 150ZM134 148H136V149H134ZM141 148H143V149H141ZM147 148H148V149H147ZM151 148H152V149H151ZM154 148H156L157 151L160 149L161 154H162L163 157H161V154H158V153H160V151L157 152L156 149H154ZM167 148L170 149V150H168ZM200 148H203L204 150H203V149H200ZM240 148L242 149V150H241L242 152L240 151ZM15 149H16V150H15ZM20 149H21V150H20ZM28 149H31V150H32V151H30V152L33 154V157L36 156V157L38 158V157H39L38 154L40 155V157H39L40 159L38 158L39 161L37 160V158H36L37 161H36V162L34 161L35 164H34L33 161L30 159V161H32V164H33L31 168H30V167H28V168L25 167V166H26V163H28V164L30 163V162H28V161H29L28 157H26V155L28 156V153H29V150H28ZM36 149H37V150H36ZM40 149H41L43 152H41ZM49 149H51V150H49ZM53 149H54V150H53ZM86 149H88V150H86ZM138 149H139V151H137ZM189 149H190V151H189ZM243 149H244V150L247 149L250 153L248 152V154H247V156H246L245 153H246L247 151H243ZM5 150H6V151H5ZM14 150H15V152H14ZM17 150H18V151H17ZM19 150H20V151H23V152H22V155H20L21 152H20ZM39 150H40V151H39ZM70 150H72V151H70ZM85 150H86V151H85ZM125 150H126V151H125ZM127 150H128V151H127ZM140 150H141V151H140ZM142 150H145V153H144V151L142 152ZM162 150H163L164 152H163ZM167 150H168L169 152H172V154H174V153H175V154L172 156V154L170 153V154H171V155H170L169 152H168ZM172 150H173L174 152H173ZM183 150H184V151H183ZM211 150H213V146L211 147ZM228 150H229V152H228ZM250 150H251V151H250ZM52 151H53V152H52ZM136 151H137V152H136ZM153 151H154V152H153ZM176 151H178V152H176ZM185 151H186V152H185ZM191 151L194 152V154H193ZM226 151H227V152H226ZM6 152H7V153H6ZM10 152H11V153H10ZM54 152H55V153H54ZM57 152H58L59 154H62L63 157H64L65 155L68 156V158L65 156V157H66V159H65L66 161L64 160V158H61V155L57 154ZM65 152L68 153V154H66ZM71 152H72L73 154H71ZM80 152H79V153H80ZM82 152H81V154H82ZM127 152H128V153H127ZM129 152H131V153H129ZM132 152H133V153H132ZM150 152H153V154H151ZM165 152H167L168 154H167V153L165 154ZM179 152H180V153L182 152L180 156L178 155V154H180ZM200 152H201V153H200ZM236 152H238V153H236ZM240 152H241V154H239ZM34 153H35L36 155H35ZM42 153H43V154H42ZM69 153H70V154H69ZM74 153H75V154H74ZM135 153H136V154H135ZM155 153H156V154H155ZM191 153H192L193 155H192ZM199 153H200V154H199ZM203 153H204V154H203ZM230 153H233V154L231 155ZM253 153L255 154V156L252 155ZM7 154H9V155L7 156ZM23 154H26V155H25V158H27L28 160L25 159V158L23 157V156H24ZM29 154H30V153H29ZM44 154H45V157H44ZM47 154H48V157H47ZM52 154H53V155H52ZM54 154H55L56 156H55ZM129 154H130V155H129ZM154 154H155V155H154ZM190 154H191V155H190ZM196 154H199V155H196ZM202 154H203L204 156H203ZM225 154H226V155H225ZM227 154H228V156H227ZM236 154H237L238 156H237ZM250 154H251L252 156L255 157V161L252 159V158H254V157H252ZM263 154H264V153H263ZM57 155L60 156V157H57ZM72 155H73V156H72ZM134 155H136V156L134 157ZM177 155H178L179 157H178ZM186 155H187V154H186ZM195 155L198 156V158H197ZM234 155H235V156H234ZM256 155H257V156H256ZM258 155H261V157H259V158H258L259 160L256 161ZM9 156H10V158H8ZM21 156H22L23 158H22ZM49 156H50V157H49ZM69 156H70V157H69ZM71 156L74 157V158H72ZM84 156H85V155H84ZM84 156H83V157H84ZM166 156H167V158H169V157L172 156L171 158H169V159H171L169 162H168L169 159L167 160V159H166ZM190 156H191V157L194 156L195 158H194V157L191 158ZM201 156H202V157H201ZM226 156H227L228 158H226ZM244 156H246V159H247V160H244V158H245ZM249 156H250L251 158H249ZM263 156H264V155H263ZM14 157H15V156H14ZM14 157H13V158H14ZM17 157H15V158H17ZM31 157H32V155H31ZM31 157H30V158H31ZM33 157H32V159H34ZM56 157H57V158H61V159H57ZM130 157H129V158H130ZM174 157H177V158H174ZM199 157L202 158V159H200ZM229 157H231V158H229ZM232 157H234V159H235V157H236L237 162H239V164H240V162H241V164H240V165H236L237 162H236V160L232 159ZM237 157H238V158H237ZM243 157H244V158H243ZM43 158H44V159H43ZM91 158H92V157H91ZM131 158H130V159H131ZM164 158H165V159H164ZM196 158H197L198 160H197ZM239 158H240V159H239ZM241 158L244 160V162H242V159H241ZM263 158H264V157H263ZM3 159H4V158H3ZM23 159H24V160H23ZM62 159H63V160H62ZM70 159H72L73 161L70 160ZM77 159H78V158H77ZM93 159H94V157H93ZM93 159H91L90 161H92ZM172 159H173V160H172ZM226 159H227V160L229 159L230 161H229V160L227 161ZM248 159H249V160H248ZM250 159H252V160H250ZM11 160H12V161H11ZM22 160H23V162H22ZM26 160H27V162H26ZM57 160H58V162L61 161V163H63V166H65V167L63 168L62 164L60 165V164H59L60 162L58 163ZM69 160H70V162H72V163H70V162H68V163H70V164L66 163V162L69 161ZM166 160H167V161H166ZM239 160H240V161H239ZM93 161H94V160H93ZM176 161H177V160H176ZM197 161H199V162H197ZM200 161L203 162V163H200ZM232 161H233V162H232ZM234 161H235V162H234ZM245 161H246V162H245ZM247 161H248V163H247ZM250 161H251V162H250ZM262 161H263V162H262ZM18 162H19V163H18ZM44 162H43V163H44ZM81 162H78V163H81ZM177 162H179V161H177ZM255 162H256L257 164H255ZM258 162H260V163H258ZM20 163H21V164H20ZM22 163H24L25 165H22ZM38 163H37V165H38ZM54 163H55V164H54ZM113 163H114V162H113ZM232 163H233V164H232ZM234 163H235V164H234ZM243 163H244V164H243ZM4 164H5V161H4ZM28 164H27V165H28ZM56 164L59 165V166L57 165L58 168H57ZM67 164H68V168L66 167ZM71 164H73V165L75 164V165L73 166V167H74L73 170L69 171V170L72 168V167H71V166H72ZM84 164H85L87 167H85ZM114 164H115V163H114ZM116 164H117V163H116ZM134 164H136V163H134ZM142 164H141L140 166H142ZM198 164H197V165H198ZM231 164H232V165H231ZM20 165L23 166V167H21V169L19 168ZM76 165H77V167H76ZM83 165H84V167H83ZM92 165H93V166H92ZM118 165H119V164H118ZM144 165H145V164H143V166H142L141 168H143ZM174 165H175V166H174ZM197 165H196V166H197ZM230 165L232 166L231 168H230ZM233 165H234V166H233ZM248 165H249V167H248ZM261 165H260V166H261ZM5 166H6V167H5ZM28 166H31V165H28ZM51 166H50V167H51ZM60 166H62V168H63L64 171H62V168H61ZM145 166H146V165H145ZM170 166H169V167H170ZM177 166H178V168H177L178 171H177L176 168H173V167H177ZM237 166H240V167L238 168ZM242 166L245 168V170H244L243 168H241ZM251 166H252V167H251ZM253 166H254V167H253ZM256 166H257V167H256ZM59 167H60V168H59ZM120 167H121V168H120ZM124 167H123V168H124ZM199 167H197L198 170H200ZM234 167H235V168H234ZM33 168H34V167H33ZM52 168H53V166H52ZM84 168H85V169H84ZM86 168H87V169H86ZM102 168H103L104 170H103ZM119 168L123 171V174H121V173L119 174V172H122ZM141 168H140V169H141ZM233 168H234V169H233ZM237 168H238V169H237ZM248 168H249V170H248ZM254 168H255V169H254ZM18 169H19V170H18ZM67 169H69V170H67ZM116 169H119V172H118V173H117L118 170L116 171ZM143 169H145V170H143ZM143 169H142V170L145 172V174H146L148 171H150V170H147V172H146V169H150V168H143ZM169 169H170V168H169ZM242 169H243V172H242ZM250 169H252V170H254V171L256 170V171L254 172V171H252V170H250ZM258 169H259L260 171H258ZM55 170H53V171H55ZM60 170H61V171H60ZM65 170H66V171H65ZM74 170H75V173H74ZM86 170H88V171H86ZM108 170H109V171H108ZM113 170H114V171H113ZM137 170H139V169L137 168ZM175 170H176L177 172H176ZM261 170H263V171H261ZM67 171H68V172H67ZM76 171H78L79 174L82 173V175H81V174L79 175ZM83 171L85 172L84 174L86 175L84 179L82 178V177H84ZM101 171H103V172H101ZM107 171H108L109 173H108ZM111 171H112V172H111ZM115 171H116V172H115ZM139 171H140V170H139ZM139 171H138V172H135V173H138L137 175H139V174H140V175H141V174H144V173H139ZM151 171L153 172V171H155V170H154V169H153V170L151 169ZM157 171H158V172H157ZM159 171H160V170L157 169L155 172L158 174ZM174 171H175V172H174ZM247 171H249V172H247ZM46 172H47V173H46ZM64 172H66L67 174L64 173ZM86 172H88V173H86ZM99 172H100L101 174H102V173H103V174L101 175V174H99ZM113 172H115V174H113ZM133 172H132V174H133ZM140 172H141V171H140ZM198 172H199V171H198ZM200 172H201V171H200ZM202 172H203V171H202ZM202 172H201V173H202ZM231 172H232V171H230V174H231ZM245 172H246V173H245ZM257 172H258V173H257ZM259 172H261V173H259ZM33 173H34V172H33ZM33 173L31 174V178L33 177V178L35 179V177H37V175H36V172L34 173L35 175H34ZM51 173H52V172H51ZM54 173H58V174L55 175ZM59 173H60V175H59ZM61 173H62V174H61ZM72 173H73V175H72ZM76 173L78 174L79 178L77 177V174H76ZM93 173H94V174H93ZM107 173H108V174H107ZM149 173H151V172H148V173H147V174L149 175L148 178H147V176H148L147 174H146V175L144 174L143 176H146L145 179H149V180L151 181V183H150L149 180H148L149 182H148L147 180H145L143 176H142V177H143L142 180L139 179V178H142L141 176H139V177L137 176L138 179H139V180H137V181H140V182H139L140 184H143V183L146 181L147 183H149L148 185L151 186L152 183H153L154 181H156V184H157V182H159V179H160V182L158 183V185H161V186H158V185H157V186H158V188H157V186H155L156 184L154 185L155 182L153 183L152 186H153V187L155 186L154 189L157 188L158 190H161V187L163 186L162 183L164 182V180L161 181V178H162V176H161V178H160L161 173H160V175L158 174V175H159V176H158L159 179H157V175H156V173H153L152 176H150L151 174H149ZM173 173H175V174H173ZM228 173H229V172H228ZM46 174H48V175H47L48 177L53 178L52 180H54V177H56L57 175H59V176H57L56 179L59 177V180H64V179H66L67 177H69V179L67 178L66 180H67V182H68V181H70V182H68L69 184H67L66 181L62 182V184H63V186H62V184L60 183V181H59V180L57 181V180L55 179L57 182H56L55 180H54L53 182H55L56 185H55V183L50 182V184H51V183L54 184V187H53L52 184H51V185H50V184L48 185V182H47L46 180L49 181L50 179H48V178L45 177ZM89 174H90V175H89ZM95 174H96V175H95ZM98 174H99V175H98ZM110 174H112V175L110 176ZM116 174H118V175H116ZM124 174L129 175V177L126 176V177H128L127 179H126L125 176H124L125 178L122 177L121 175H124ZM167 174H168V173H167ZM199 174H200V173H199ZM13 175H14V174H13ZM18 175H17V176H18ZM32 175H34V176H32ZM43 175H45V176H43ZM61 175H62V176H61ZM64 175H65V176H64ZM66 175H68V176H66ZM103 175H104V176H103ZM105 175H106V176H105ZM134 175H135V174H133V176L131 175L132 178H133V181H132V178H131V181H132V182H135V180H136V179L134 178V177H135ZM171 175H169V176L166 175V176H167V177H170ZM63 176H64V177H63ZM80 176H81V177H80ZM87 176H89V177H88V180H90V178L92 177V178H91L92 182H90L91 180L88 181V180L86 179ZM93 176H94V177H93ZM95 176H96V177H95ZM100 176H102V177L100 178ZM113 176H114V177H113ZM116 176H117L118 178H116ZM120 176H121L125 181H122L123 179H122L121 181H119ZM154 176L156 177V179H155ZM176 176H177V175H176ZM199 176H200V175H198V178H199ZM201 176H203V175H201ZM228 176H229V178H230L231 180L227 177V182L230 180V182H229L230 184H231L232 182H234V181H235V182L237 181L235 177H234V179H235V180H234V179L232 178L233 176H230V175H228ZM234 176H235V175H234ZM249 176H250V175H249ZM252 176L250 177L251 179H252ZM42 177H43V178H42ZM60 177H61V178H60ZM62 177H63V178H62ZM73 177H75V178H73ZM106 177H108V178H110V179H108V178H106ZM111 177H112V178H111ZM151 177H153V178H151ZM171 177H172V176H171ZM15 178H16V177H15ZM33 178H32V179H33ZM45 178H46V179H45ZM77 178H78V179H77ZM98 178H99V179H98ZM103 178H104V179H103ZM113 178H115V179H113ZM254 178H253V179H254ZM256 178L254 179V181L256 180ZM36 179H35V183H36ZM40 179H42V181H39ZM74 179H77V180L80 179V181L78 182V184L80 183V187L78 186L79 188L76 190V192L74 191L76 188L72 190V187L74 188V186L77 187V185H78V184L76 185L77 182L75 183V180H74ZM85 179H86V180H85ZM93 179H95V180H93ZM100 179H101V180H100ZM105 179H106V182H105ZM112 179H113L114 181H113ZM134 179H135V180H134ZM162 179H163V178H162ZM168 179L170 180V178H167V180H168ZM175 179H176L175 177H174V179L171 178L172 181L175 180ZM15 180H16V179H15ZM43 180L46 182V187H45V184H43V183H45ZM72 180H73V181H72ZM83 180H85V181H87V182H85V181H83ZM103 180H104V182H102ZM115 180H116V181L118 180L119 182H118V181L116 182ZM144 180H145V181H144ZM153 180H154V181H153ZM157 180H158V181H157ZM171 180H170V181H171ZM201 180H202V178L200 177V179H199L200 182L198 181V179H197L195 182L198 181V183H203L202 181H203L204 179H203L202 181H201ZM233 180H234V181H233ZM261 180H260V181H261ZM16 181H17V180H16ZM16 181H13V182H16ZM50 181H51V180H50ZM71 181H72V182H71ZM93 181H94V182H93ZM95 181H96V182H95ZM107 181H108V182H107ZM111 181H112V183L109 184V187H111V186L113 185V186H112V188H113L112 191H111V188H109V187H108V184H107V183H110ZM142 181H143V182H142ZM260 181H259V182H260ZM33 182H34V181H33ZM81 182H83V183H85V184L87 183L86 185L84 184V186H87L86 188H88V187L90 188V190H91L90 192H91V193L93 192V194H94V195L91 194L93 197H92L89 193H87V192H89V190H88L89 188L86 189V188L82 185L83 183H81ZM88 182H90L91 184H89ZM128 182L131 183L130 181H128ZM128 182H127V183H128ZM141 182H142V183H141ZM161 182H162V183H161ZM195 182H194V184H195ZM255 182H258V181L256 180ZM255 182H254V184H255ZM73 183H75V184H73ZM94 183H95V184H94ZM96 183H97V184H98V183H99V184L101 183L100 185H99V184H98V185H99V187L103 185V186H102L103 189H101L102 187H100V188L97 187V189H96L95 186H98ZM103 183H104V184H103ZM113 183L116 184L115 187H114V184H113ZM117 183H118V185H117ZM129 183H128V184H129ZM135 183H136V182H135ZM139 183H136V185L139 184ZM160 183H161V184H160ZM170 183H171V182H170ZM229 183H227V185H229ZM260 183H261V182H260ZM263 183H264V181L262 182V184H263ZM39 184H40V183H39ZM59 184H60V185H59ZM71 184H72V185H71ZM93 184H94L95 186H94ZM105 184H107V185H105ZM128 184H127V185H128ZM133 184H134V183H131V184H129V185L132 186ZM168 184H169V183H168ZM173 184L175 185V181H174L170 186H171V187H172V186L174 187ZM194 184H193V185H194ZM64 185H65V186H64ZM66 185H67V186H66ZM73 185H74V186H73ZM127 185H126V186H123V187H126V188L128 187V188H127V192H128V190H129V188H131V186L129 187V186H127ZM134 185H135V184H134ZM136 185L134 186V188H136ZM144 185H145V183H144ZM148 185H147V186H148ZM164 185H165V184H164ZM232 185H234V183H233ZM263 185H264V184H263ZM49 186H50V187L52 186V187H51V188H48ZM55 186H57V187L60 186V187H59L60 189L56 188ZM69 186H70V187H69ZM71 186H72V187H71ZM90 186H92V187L94 186V187L92 188V187H90ZM142 186H143V185H142ZM196 186H197V183H196L195 187H196ZM199 186H200V187H199ZM202 186H203V185H202ZM16 187H18V185H16ZM63 187H65V189H64ZM66 187H67V188H66ZM68 187H69V188H68ZM81 187L84 189L83 191H82V188H81ZM104 187H105L107 190H108V188H109V190H108V191H109V192H108L109 195L112 193V195H110V196H111L110 199H111V200L113 199L112 201L115 202L114 204L112 203L113 205L110 204V203L112 202L110 199H109V200H110V203H107V204H106V202H104L105 199H108V198L110 197V196H109L108 198H105L108 194H107V190H106ZM120 187H119V188H120ZM123 187L120 188L121 190L118 191L119 193L122 192ZM144 187H145V186H144ZM159 187H160V188H159ZM163 187H164V186H163ZM193 187H194V186H193ZM198 187H199V188H198ZM198 187H196L197 189L193 188V190L195 189L194 192H195L196 190H198V189L200 190V188H201L200 191H202V192L204 191V192H205V190L203 189L204 187H201L200 184H198ZM255 187H256V186H255ZM45 188H46V189H45ZM52 188H53V189H52ZM54 188H55V190H54ZM114 188H116V189H114ZM119 188H118V189H119ZM68 189H71V190H70L71 192L68 193V191H69ZM79 189H81V190L79 191ZM92 189H93V190H92ZM95 189H96L97 191H96ZM99 189H100V190H99ZM104 189H105V190H104ZM118 189H117V190H118ZM136 189H137V188H136ZM202 189H203V190H202ZM44 190H45V191H44ZM49 190H50V191H49ZM53 190L55 191V193L52 192ZM56 190H58V191L61 190V191L58 192V193H60V195L56 192ZM85 190H86V191H85ZM87 190H88V191H87ZM101 190H102V191H101ZM117 190H116V191H117ZM123 190H126V189L124 188ZM131 190H132V189H131ZM131 190H129V191H131ZM46 191H48V192H46ZM62 191H64V192L62 193ZM66 191H67V192H66ZM73 191H74V192H73ZM77 191H79V192H77ZM81 191L83 192V196H82ZM95 191H96V192H95ZM99 191H100V192H99ZM103 191H104V192H103ZM105 191H106V192H105ZM200 191H199V192L197 191V193L195 192L196 194H195L194 192H193V193H194L195 195L198 194V197L201 198V199H200L201 201H199V198H197V199H198V200H197L198 203H197V201H196V203L198 204V207H201V206H202V207H204V208H202V207H201V208H198L199 210L196 209V211H198L199 213L201 212L200 214H203V213L207 210V208L205 207L206 204H210L211 200L209 199L210 201H209V203H207L208 200H206V201H207V202H206V201L203 199V197H204L203 195L208 196V194H206V193H205V194H204V193H201V194H203V195H201V196H203V197H201V196H199ZM40 192H41L42 194H40ZM50 192H51V193H50ZM72 192H73V194H71ZM84 192H85V193H84ZM98 192H99V193H98ZM101 192H102V193H101ZM110 192H111V193H110ZM124 192H125V191H124ZM135 192L137 193V190H136ZM43 193H45V194H43ZM47 193H50L51 196H52L53 194H54V195H53V197H52L51 199L48 200V198L50 197V196H48V195H50V194H47ZM65 193H66V194L68 193V194L66 195ZM76 193H80L79 196L84 197V199H83L82 197H81V198H78L79 196L77 197L78 194L76 195ZM96 193H97V194H96ZM103 193H104L105 195H104ZM39 194H40V195H39ZM56 194H57L58 196H60V197H58ZM64 194H65V195H64ZM74 194H75L76 196H75ZM115 194H116V193H115ZM117 194H118V193H117ZM117 194H116V195H117ZM120 194H121V193H120ZM223 194H224V193H223ZM228 194H229V193H228ZM230 194H231V192H230ZM255 194H256V193H255ZM35 195H36L37 197H36ZM46 195H47L48 197H46L47 199L44 198V199H45V200H44L42 197H44V196H46ZM84 195H85V196H84ZM95 195H97V196H95ZM98 195H99V196H98ZM101 195H103V196H101ZM136 195H138L137 198H136ZM41 196H42V197H41ZM54 196H55V198H54ZM56 196H57V197H56ZM62 196H63V197H62ZM64 196H65V197H64ZM70 196H71V197H70ZM74 196H75V197H74ZM129 196H130V198H129ZM131 196H132V197H131ZM140 196H141V198H140ZM206 196H205V199H206ZM209 196H210V195H209ZM61 197H62V198H61ZM67 197H68V198H67ZM76 197H77V198H76ZM94 197L98 198V199L95 200V202L92 200V198H94ZM100 197H102V198H100ZM114 197H115V196H114ZM210 197H211V196H210ZM230 197H231V195H230V196L228 195V197H224V195L222 196V198H223L224 200L226 199L225 201L223 200V204H224V202H226V204H224V207H222L223 205H222V206H219L218 209H219V211H221V212L217 211L218 209L216 210L217 212H219V215L217 216V219H218V220H217L215 217H214V218H211V219H213V220H211V219L209 220V219H208V218H210V217L208 216L209 213H207V212H208V210H209V212H210V209H208V210L205 212V214L208 216V217H206V219H208V220H207L208 222H207V221L205 222V224H207V226H206L205 224H204V225H205L206 227H208V228H205V226L201 223V221H202L201 219H202V218L205 219V217H203V215H200L199 213H198L199 215H197V212H196L197 219H200L201 221H199V220L196 221V220H195V216H196V215L194 216V212H195V209H194V208H197V207H196L197 205L195 206L194 203H193L194 208H191L192 205H191L190 203H187V202H189V201H188L189 199H185V200L187 201V202H185V203L188 204V205L186 204L187 207L189 208V204L191 205V206H190L191 210H190V208L187 209V213H188L189 215H190V213H193L191 216L194 217V220H193V217L187 215V218L189 217L188 220L192 218V220H193L195 223H196V222L198 223V221H199L200 224H199V223H198V224L201 225L203 228L206 229V230L204 229V231H203V232L206 234V235H205V234L203 233V234L206 236V238H205V237L203 236V234H201V233H202L201 231L203 230V228H202L201 226H200V228H201L202 230H201L200 233H199L198 231L200 230V228L197 229L198 226H197L196 224H194L193 221H192V223H193V228H192V229L194 230V229H195L194 226L196 225V227H197L196 229L198 230L197 232L199 233V234H198L196 231H191V230H192V229L190 228V227H191V221L188 222V221L186 220L185 224H187V225L189 224V226H190V227H189V226L186 225V227H187V228H190V229H187V228L185 227V224H184V227L186 228V230L184 229L185 231H184V230H183V231L186 232V233H183V234L186 235V236L184 235V237H186V238L184 239V243L186 242V241H185L186 239L188 240V241H187L188 243H190V241H192V243H190V244H188V243L186 242V243H187L186 245H187V246L189 245L188 248H190V246H191V248H190L189 250L193 249V248L196 246L195 248H198V249H200V250H198V249L196 250V249L194 248L192 251H195V253H196L197 251H198V253L203 252V254H204V249H205V252H206L205 254H206V255L204 254V257H211V255H214V254H211V253H212V250H210V249H211V247L214 246V244H215L216 246H214V248H212V249L214 250L213 253H214V252H215V253H216V252L218 253V252L220 251V250H219L220 248H218V246H220L221 244L218 243V240L221 238V241H220V240H219V241L222 242V238H223V236H224V235H223V234H224L223 232H224L225 230H226V231H229V232H233V229H234V231H236L235 228H236V227L239 228V225L243 224L244 220H245V219L248 217V215H249L248 213H245V212H247V210H248V209H247V208H248V207H247V202H244L245 200L242 201V200H241L240 198H238V197H237L238 199L235 200L236 196H235V197L233 196V197H232L233 199L230 200ZM36 198L41 199L42 202L39 201V200L36 199ZM57 198H58V200H57ZM63 198H64V199H63ZM71 198H72L73 200H72ZM103 198H105V199L103 200ZM128 198H129V199H128ZM188 198H189V196H188ZM207 198H208V197H207ZM227 198H228V199H227ZM68 199H69V201H67V202H68L69 204H68V203H65L66 200H68ZM77 199H79V201H77ZM80 199H82V200L80 201ZM86 199H87V201H86ZM90 199H91V200H90ZM99 199H100V202H98ZM131 199H132L133 201H132ZM136 199H137V200H136ZM156 199H157V197H156ZM239 199H240V200H239ZM3 200H4V201H3ZM43 200H44V201H43ZM51 200H52V201H51ZM60 200H62V201H60ZM75 200H76V202H75ZM83 200H84L85 202L82 203ZM88 200H90V201H88ZM140 200H141V201H140ZM157 200H158V201L155 200V202H156L155 204H156V205H159V204L161 205L160 202H163V201H164V197H163V195H162V197L160 196V198H159V196H158V199H157ZM202 200H203V201H202ZM238 200H239V203H237ZM9 201H10V202H9ZM17 201H20V203H19V202L17 203ZM22 201H24V202H22ZM32 201L37 202L38 204H37V203H33ZM48 201H49V202H48ZM58 201H59V202H58ZM73 201H74L75 203H74ZM128 201H129V202H128ZM138 201H139V202H138ZM204 201H205V202H204ZM234 201H236V202H234ZM12 202H13V203H12ZM29 202H30V203H29ZM31 202H32V204H31ZM70 202H71V204H70ZM107 202H109V201L107 200ZM124 202H125V203H124ZM132 202H133V203H132ZM143 202H144V203H143ZM150 202H151V204H150ZM165 202H166V201H165ZM165 202H163V203L166 204ZM190 202H191V200H190ZM200 202H202V203H204V204L201 205ZM227 202H228V203L230 202V203L228 204V206H227ZM231 202H232V203H231ZM242 202H244V203H242ZM2 203H3V204H2ZM8 203H9V204H8ZM16 203H17V204H16ZM44 203H45V204H44ZM49 203H50V204H49ZM60 203H62V204H60ZM72 203H73V204H72ZM80 203L84 204L85 207H84V208H83V207H77ZM89 203H91V204H89ZM98 203H99V204H98ZM136 203H137V204H136ZM141 203H142V204H145V205L142 207V204H141ZM196 203H195V204H196ZM234 203H235V204H234ZM236 203H237V204H236ZM241 203H242V205H241ZM21 204H22V205H21ZM30 204H31V205H30ZM33 204H34V205H33ZM35 204H36V205H35ZM40 204H41V206H40ZM46 204H47V205H46ZM56 204H57V205H56ZM65 204H66V205H65ZM86 204H88V207H89V205H90L89 209L91 208V210H94V209H97V210H98V208H101V209L98 210L99 212H98V211L96 212V210H95V217L93 216L94 211H92L93 213H92V212L90 213V211H89V212L87 211L88 213H90V216H88V215H87L88 213L86 212V210L88 209V207H87L86 210H84V209L86 208ZM93 204L96 205L95 208L93 207ZM102 204H103L104 206H105V204H106L107 206H105V207H107V208H108V206H111V208L114 207V209H110V208H108L109 210H111V212L109 211L110 214L112 213V214L114 215V213L116 214L117 212H118V213L121 212V214H117V215L120 216V218H121L122 220H121L118 216H117V217L119 218L120 221L125 222L126 224H125V223H122V222L119 223V222H118V221H119L118 218H117V217L115 218V217L113 216L114 219L117 220V222H116L115 220H113V218L111 217L112 215H110V214H109L110 216H108V217L110 218L109 220H110V221L112 220L113 222H112V221H111V222L108 221V217L106 216V214H107V213H106V210H108V209L105 210V208H102V207H103ZM121 204L124 205V207H123ZM127 204H128L129 206H128ZM164 204L161 206V208L163 207L162 209H164V207H165ZM231 204H233L234 207H236V206H238V207L234 208L233 205L231 206ZM244 204L246 205L247 208H245V205H244ZM32 205H33V206H32ZM48 205L50 206V208H49ZM52 205H55V206H54L55 208L52 207ZM60 205H61V206H60ZM64 205H65V207H66V210H65V211L62 210V209H65V208H64ZM91 205H92V206H91ZM99 205H100V206H99ZM101 205H102V206H101ZM114 205H116L117 207L114 206ZM199 205H200V206H199ZM210 205H211V204H210ZM210 205H208V207H209ZM229 205H230V206H229ZM243 205H244V207H243ZM8 206H9V207H8ZM17 206H18V207H17ZM34 206H35V207H34ZM57 206H58V207H57ZM62 206H63V208H62ZM67 206H69V207H67ZM80 206H82V205L80 204ZM127 206H128V207H127ZM134 206H135L136 208H135ZM140 206L142 207V210H141V207H140ZM166 206H167V205H166ZM193 206H192V207H193ZM25 207H26V208H25ZM32 207H33V208H32ZM45 207H47V208H45ZM56 207H57V208H56ZM60 207H61V210H62V211L59 209ZM92 207H93V208H92ZM97 207H98V208H97ZM122 207H123V209H121ZM129 207H132L131 210H129V209H130ZM158 207H159V206H158ZM220 207H221V209H220ZM226 207H230V208L227 209ZM231 207H232L233 211L230 212ZM239 207H240V208H239ZM242 207H243V208H242ZM1 208H3V209H1ZM37 208H38V209H37ZM68 208H73V209H71V210H70V209L67 210ZM79 208H80V209H83L87 214H84V212H83V210H82V211H81V212H82V215H83V216H82V215L80 214L81 212L79 211V210H80ZM119 208H120L121 210H119ZM128 208H129V209H128ZM161 208H159V209H161ZM167 208H168V206H167ZM169 208H170V207H169ZM222 208H223V209H222ZM237 208H238V209H237ZM18 209H20V210H18ZM36 209H37V210H36ZM39 209H40V210H39ZM42 209H43L44 211H43ZM89 209H88V210H89ZM103 209H104V210H103ZM115 209H116V210H115ZM117 209H118V211H117ZM139 209H140V210H139ZM192 209H194V210H192ZM201 209H202V211L204 210L203 213H202ZM242 209H243V210H242ZM14 210H15V211H14ZM34 210H35V211H34ZM53 210H54V211H53ZM72 210H73V212H72ZM112 210H114V212H112ZM122 210H123V211H122ZM132 210H133V211H132ZM136 210H137V212H136ZM165 210H166V209H165ZM170 210H171V209H170ZM170 210H169V212H170ZM188 210L191 211V212L189 213ZM225 210H226V211H225ZM234 210H235V211H234ZM236 210L238 211V214H237V211H236ZM244 210H246V211L244 212ZM4 211H5V212H4ZM42 211L45 212V213H43ZM47 211H48V212H47ZM51 211H52V213H51ZM74 211H75L76 213H77V211H78V213L80 214V215L77 214L76 216H77V217L80 216V217L75 218V219H77V222L80 220V222L78 223L79 225H81L80 227H86V226H87V229L85 228L86 231H88V226H91L90 223H92V224L94 223V224H93V227H94V225L97 224V223H95V222H98V221L101 219V220L99 221V225H96L98 228L94 227V228H96V231H94L95 229L92 231L91 228H93V227L91 226V228H90V230L88 231V233L85 232L86 235H85V234H81L82 237H84V236L88 237V235H90V234L93 236V234H95V236H98L99 238H100V237L104 238V239L102 240V238L99 239L98 237L95 238V236H94V237H91V235H90L89 237H90L92 240L88 239V240H90L89 242H91V243L93 242V243L95 244V246L98 244V245L101 247V249H100L99 246H96V247L93 246V247H95L94 249H93L92 246H89V250H88V248H87V250H88V252H89V253H88V252H86V250H84V249H85L84 247H85L86 245H87V246L89 245V243H88V244H85V243L88 242V241H87V238L85 237V238L83 239V241H84L85 243L82 241L81 238H78V239H81L80 241L84 243V245H83V246H84L83 249H82V247L80 246L81 250H84V252H82V251L80 250L79 246H78V245H82V244H81V242H78V241H79L78 239H76L77 236H79L78 234L80 233V232L78 233L77 231L74 232V234L78 233L77 236H76V235H75V236L73 235V236L75 237V239H76V241H75V239H74V244H73V239H71V242H70V241L66 238V235H67V233H68L67 231L72 230V229H73L72 226L75 228L74 224H73L71 227H70L68 224H72V222H75V224H77L76 221H74L75 219L71 218L72 216H74V215L76 214ZM101 211H102V212H101ZM192 211H193V212H192ZM228 211H229V212H228ZM239 211H240L241 213H239ZM2 212H3V213H2ZM19 212H21V213H19ZM24 212H25V215H24ZM27 212H28V213H27ZM33 212H34V214H33ZM53 212H54L55 214H54ZM61 212L64 213V214H62ZM68 212H69V215L65 216V214H68ZM100 212H101L102 214H103V212H104L103 215H105V219L103 218L104 216H103ZM107 212H108V211H107ZM129 212H130V213L133 212V214L131 213L132 215H129V214H130ZM217 212H216V214H218ZM223 212H224V213H223ZM243 212H244V213H243ZM15 213H16V214H15ZM40 213H41V214H40ZM42 213H43V214H42ZM71 213H72V214H71ZM99 213H100V215H101L102 217H100V215H99L98 218H97L96 214L98 215ZM122 213H123L124 215H123ZM171 213H172V211H171ZM171 213H169V214H171ZM222 213H223V217H224V219H225V220L227 219V220L225 221V220H221V219H220L221 222L224 221V222L221 223V222L219 221V218H218V217L223 218L222 215H220V214H222ZM227 213H228L229 215H230V213H231V215H230L231 217H230L229 215H228V217H227ZM235 213H236L237 215H236ZM3 214H4V215H3ZM14 214H15V215H14ZM29 214H30L31 216H30ZM35 214H36V215H35ZM37 214H38V215H37ZM46 214H47V215H46ZM50 214H51V215H50ZM52 214H54V215H52ZM60 214H61V215H60ZM73 214H74V215H73ZM138 214H136V216H139V215H140V214H139V215H138ZM232 214H233V218H232ZM239 214H240V215H239ZM13 215H14V216H13ZM19 215H20V217H19ZM27 215L30 216V217H28ZM40 215H41L42 217H41ZM44 215H45V216H44ZM63 215H64V216H63ZM71 215H72V216H71ZM84 215H87V216H84ZM91 215L93 216L94 219L92 218ZM107 215H108V214H107ZM172 215H173V214H172ZM224 215H225V216H224ZM241 215H242V216H241ZM244 215H245L246 218H245V217L242 218ZM246 215H247V216H246ZM257 215H258V214H257ZM257 215H256V219H258L259 217L261 218V215H258L259 217H258ZM7 216H8V217H7ZM23 216H24V217H23ZM37 216H38V217H37ZM47 216H48V217H47ZM61 216H62V217H61ZM69 216H70V217H69ZM76 216H74V217H76ZM124 216H125V218H124ZM142 216H143V215H142ZM198 216H199V218H198ZM200 216H202V217L200 218ZM238 216H240L241 218L238 217ZM11 217H12V218H11ZM31 217H32V218H31ZM51 217H52V218H51ZM58 217H60L61 219L58 218ZM64 217H65V218H64ZM67 217H68V222L70 221V219H71L72 222L70 221L71 223H67V222H66V223L63 224V222L65 221V219L67 220ZM82 217H85V218H84L85 220L88 219L87 221H89V222L86 221L87 224L84 223L85 220L82 222V220H83ZM87 217H88V218H87ZM139 217H140V216H139ZM143 217H144V216H143ZM190 217H191V218H190ZM257 217H258V218H257ZM1 218H2V219H1ZM21 218H22V219H21ZM33 218H34V219H33ZM37 218L39 219L38 222L40 223V222L42 221V223L37 224L38 222H35V219H37ZM50 218H51V220H50ZM57 218H58L59 223H58V221L56 220ZM62 218H63V219H62ZM86 218H87V219H86ZM89 218H91V219L89 220ZM129 218H130V217H128V220H129ZM131 218H132V217H131ZM131 218H130V220H129V221H131V222H128V221H127L128 224H129V226H131L132 221L134 222V220H132L133 218H132V219H131ZM136 218H137V221H140L141 219H144V218H138V217H136ZM235 218H236V219H235ZM260 218H259V219H260ZM5 219H6L8 225H6V221H5ZM7 219H8V220H7ZM31 219H32V220H31ZM40 219H41V221H40ZM44 219H46V220H44ZM59 219L62 220V223L60 222ZM78 219H79V220H78ZM102 219H103V220H102ZM106 219H107L106 222H107V223L109 222V223L106 224V225H103V224L105 223L104 220H106ZM206 219H205V220H206ZM215 219H216V222H217V223L220 222V223H218L219 225L215 223ZM228 219H229V220H228ZM233 219H234V220H233ZM241 219H242V220H241ZM2 220H3V221H2ZM30 220H31V221H30ZM33 220H34V221H33ZM43 220H44V222H43ZM53 220H54V221H53ZM55 220H56V221H55ZM91 220H92V221H91ZM123 220H125V221H123ZM135 220H136V219H135ZM153 220H154V219H153ZM173 220H174V219H171V221H173ZM175 220H176V219H175ZM175 220H174V223L176 222ZM205 220H204V221H205ZM232 220H233L234 222H231ZM236 220H237V221H236ZM238 220H239V221H238ZM248 220H249V217H248V219H246L245 221H248ZM4 221H5V222H4ZM25 221H26V224H27V225L25 224ZM28 221H29V222H28ZM51 221H52V222H51ZM103 221H104V223H102ZM146 221H147V220L144 221L145 224H147ZM155 221H157V220H154L153 223H154ZM158 221H159V220H158ZM158 221L156 222V226H154L155 223H154V224L152 223V226L156 228V227H158V226H160V225L162 224L161 226H163L164 230H165V231L167 230V231L169 232V236H168V237H169V240H168V242L172 244V241H173V244H179V243H177V241L179 240V239L177 238V235L174 236V237H172L173 235H175V232H176V231H175V230H176V227H174V226H176V224L174 225V223L170 221L171 224L173 225V226H172V225L170 224V222H168V221H169V219H168V220H167V223H168V224L166 223V226L164 227L165 223L162 222V221H161L162 223H161V222L159 223ZM164 221L166 222L165 219H164ZM209 221H210V222L212 221L211 223H213V224H215V225L210 224ZM228 221H229L230 223H229ZM241 221H242V222H241ZM259 221H260V220H259ZM259 221H258V222H259ZM34 222H35V224H34ZM54 222H56V224H54ZM81 222L84 223V224H81ZM100 222H101L102 224H101ZM115 222H116V223H115ZM140 222H142V220H141ZM151 222H152V220H151ZM151 222H150L149 219H148V224H150V226H147V227H146L145 224L143 223V224H144V227H145V228H148V229H144V227H143V229H144L145 231H148V230H149V232H150V230L152 231L153 227H152V229H150V228H151ZM187 222H188V223H187ZM202 222H203V221H202ZM236 222H237V223H236ZM10 223H11V224H10ZM28 223H29V224H28ZM43 223H44V224H43ZM57 223H58V225H57ZM113 223H115V224H118V223H119V226L116 225V226H118L119 228H120V226H121V227H124V228H120V229H119L118 227H117V228H114V229H117V230L119 229V231H118L119 234L117 233V230L115 231V230L112 229V227H116ZM121 223H122V224H121ZM157 223H159V224L157 225ZM163 223H164V225H163ZM203 223H204V222H203ZM228 223H229V224H228ZM232 223H233V224H232ZM234 223H235V224H234ZM240 223H241V224H240ZM4 224H5V225H4ZM32 224H34V225H32ZM42 224H43V226H42ZM53 224H54V225H53ZM59 224H60V225H59ZM61 224H62L63 226H62ZM66 224H67V225H66ZM88 224H89V225H88ZM109 224H110V226H109ZM112 224H113V225H112ZM123 224H124L125 226H122ZM137 224H138V222H137ZM141 224H142V223H141ZM148 224H147V225H148ZM221 224H223V225H221ZM227 224H228V225H227ZM236 224H237V226H235ZM258 224H259V223H258ZM28 225H29V226H28ZM37 225H38V226H37ZM40 225H41V226H40ZM46 225H47V226H46ZM65 225H66V229L64 228ZM79 225H76V226H77L78 228H80ZM82 225H84V226H82ZM85 225H86V226H85ZM133 225H135V224L133 223L132 226H133ZM169 225H170V226H169ZM208 225H209V226H208ZM217 225H218V226H217ZM220 225H221V226H220ZM231 225H233L234 227L231 228L232 230H229L230 227H232ZM31 226H33V227H31ZM39 226H40L41 228H40ZM54 226H56V228H55ZM59 226H60V227H59ZM101 226H102V227L104 226L105 228L103 227V228L101 229ZM108 226H109V227L112 226L111 229H110ZM136 226H137V225H136ZM136 226H135V227H136ZM142 226H143V225H142ZM142 226L140 225V228H141ZM210 226H212L213 228L210 227ZM216 226H217V227H216ZM224 226H226V228H227V226H228L229 229L227 230ZM229 226H230V227H229ZM8 227H9V228H8ZM35 227H36V228H35ZM49 227H50V228H49ZM52 227H54L55 229L52 228ZM107 227H108V231H110V232L112 233V235H113V232H114V231L116 232V233L114 232V233L116 234V235L114 234L116 237H115L114 235H113V237H112L111 233L107 231ZM149 227H150V228H149ZM172 227H173L174 229H173ZM209 227H210V228H209ZM219 227H221V228H219ZM3 228H4V229H3ZM47 228H48V229H47ZM61 228H62V229H61ZM70 228H72V229H70ZM128 228L131 229L132 227H131V228H130V227H127L126 229H128ZM136 228H137V227H136ZM138 228H139V227H138ZM161 228H162V227H161ZM163 228H162V230H163ZM165 228H167V229H165ZM168 228H169V229L171 228V229H173V230L170 229V231H169ZM238 228H236V229H238ZM45 229H46V230H45ZM51 229H52V230H51ZM56 229H57V230H56ZM68 229H69V230H68ZM80 229L83 230L82 228H80ZM97 229H98V230H97ZM103 229H105V230H104L105 232H104V231H103V232L101 231V230H103ZM109 229H110V230H109ZM132 229H133V228H132ZM134 229H135V228H134ZM134 229H133V230H134ZM196 229H195V230H196ZM207 229H208L209 231H207ZM210 229H212V230H210ZM246 229H247V228H246ZM248 229H249V228H248ZM6 230H8V231H7L8 233L6 232ZM13 230H14V229H13ZM47 230H48V233H47ZM61 230H63V231H61ZM75 230H76V228L73 229V231H75ZM77 230H79V229H77ZM85 230H83V231H85ZM99 230H100V231H99ZM112 230H113V231H112ZM124 230H125V229H124ZM124 230H123V231H124ZM138 230L140 231L141 229H137V230H134V231H137V234H138V232H139ZM144 230H143V232L145 233ZM164 230H163V233H166L167 231L165 232ZM214 230H217V232H219V235H220V236H216V234H217L216 231H215L216 234H215V235H212V234H213L212 231L214 232ZM220 230H221V232H220ZM250 230H251V231H256V233H257V230L259 231V229H255V230H254V229H253V230L250 229ZM9 231H10V232L12 231L11 234H10ZM43 231H44V233H43ZM51 231H52V232H51ZM90 231H91V232H90ZM97 231H98L99 233H98ZM153 231H154V229H153ZM153 231H152V232H153ZM174 231H175V232H174ZM205 231H206V232H205ZM222 231H223V232H222ZM226 231H225V232H226ZM4 232H5V233H4ZM13 232H14V233H13ZM53 232H55V233H53ZM56 232H57V233H56ZM58 232H59V233H58ZM60 232H61V234H60ZM106 232H107L108 236H107ZM124 232H125V231H124ZM124 232H123V233H124ZM130 232H133V231L130 230ZM140 232H141V233H140ZM140 232H139L140 234H144L142 231H140ZM149 232H148V234H149ZM170 232H171V234H173V235L170 236ZM173 232H174V233H173ZM192 232H195V233H197V234L195 235V234L193 233V234H194V235H193ZM208 232H210V233H208ZM12 233H13V234H12ZM30 233H31V232H30ZM51 233H52V234H51ZM65 233H66V235H65ZM81 233H82V231H81ZM92 233H93V234H92ZM100 233H101V234H100ZM133 233H134V232H133ZM150 233H151V232H150ZM153 233H154V238H156V237H155V232H153ZM188 233H189V234H188ZM190 233H191V234H190ZM207 233H208V234H207ZM220 233H222V234H220ZM251 233H252V232H251ZM256 233H255V234L253 233L252 235H254V236H255V235H258V233H257V234H256ZM7 234L12 235V236L14 237V240H13V237H12V236H11V237H12V238H11L10 235L7 236ZM32 234H33V233H32ZM44 234H46V235H44ZM55 234H56V235H55ZM87 234H88V235H87ZM99 234H100V235H99ZM103 234L106 235V238L103 237V236H104ZM127 234H128V235H127ZM127 234H124V235L129 236V230H128V233H127ZM145 234H146V233H145ZM176 234H177V232H176ZM200 234H201L202 237L205 238V241H206V239L209 237V238H208L209 240L207 239V241H206L207 243H206L205 241H202V240H204V238H202V239L200 238V239H201V240H200L199 237H196L197 235L199 236ZM210 234H211V236L214 238V240L216 239L215 241L213 240V238H212L211 236H209ZM247 234H248V233H247ZM40 235H38V236H40ZM135 235H136V234H133V235L131 234V237H130V238H132L133 236H134L135 238H137ZM138 235H139V234H138ZM138 235H137V236H138ZM150 235L152 236V234H149V237H151ZM167 235H168V234L166 233V236H167ZM207 235H208V236H207ZM222 235H223V236H222ZM4 236H6V237H4ZM31 236H32V235H31ZM61 236H63L64 239H63ZM67 236H68V237H69V236H72V235H71V231H70L69 235H67ZM81 236H80V237H81ZM109 236H110V237H109ZM127 236H123V235H122V236H120V237H127ZM166 236H165V237H166ZM191 236H192V238H193L194 240H193L192 238H190V240H189V237H191ZM194 236L196 237V241H195ZM248 236H249V234H248ZM254 236H253V237H254ZM1 237H2V238H1ZM7 237H9V238H7ZM42 237H40V239H43ZM50 237H51V238H50ZM74 237H73V238H74ZM138 237H140V236H138ZM143 237H144V235H143ZM171 237H172V239L175 238L174 240H176V239H177V240H176V241L171 240V239H170ZM210 237H211V239H212L213 241L210 239ZM215 237H216V238H215ZM4 238H5V239H4ZM61 238H62V239H61ZM65 238H66L67 240H66ZM93 238H95L97 241H96L95 239H93ZM117 238H119V237H117ZM117 238H116V239H117ZM128 238H129V237H128ZM145 238H148V236H145ZM152 238H153V236L151 237V239H152ZM154 238H153V240H154ZM197 238H198L199 240H197ZM11 239H12L13 241H11ZM16 239L19 240V242L16 241ZM51 239H52V240H51ZM60 239H61V240H60ZM98 239H99L101 242H104V241L106 242V243L103 244L104 247H102L103 245H100V244H102V243H100V244L97 243V242L99 241ZM132 239H133V238H132ZM137 239H138V238H137ZM137 239L135 240V244H134V246H132V249H131V250L137 251V249H133V247H135L136 243H137L138 246H140V245L142 244V243H141V244L139 243V244H140V245H139L138 242H137ZM139 239L143 240L144 238L141 237V238H139ZM149 239H150V238H148V240H149ZM167 239H168V238H167ZM8 240H10L11 242L8 241ZM55 240H56L58 243H56ZM64 240H66V241H64ZM93 240H94V241H93ZM119 240H120V241H119ZM123 240H124V241H123ZM129 240H131V239H129ZM144 240H146V241H142V242H144V244L147 243L148 240H147V239H144ZM157 240H158V239H157ZM159 240H160V239H159ZM159 240H158V241H159ZM170 240H171V241H170ZM210 240H211V242H213V243H211ZM241 240H242V239H241ZM2 241H3V242H2ZM42 241H43V240H42ZM49 241H50V242H49ZM51 241H52V242H53V241L55 242V243L53 242L54 245H53V243H52ZM61 241H64V242H61ZM86 241H87V242H86ZM100 241H99V242H100ZM154 241H155V243H156V240H154ZM158 241H157V244H159ZM179 241H180V240H179ZM194 241H195V242H194ZM198 241H199V244L201 243V244L203 245L202 247H204V246H205L204 244L206 243V248L204 247V248L202 249V247H201V248H200V247H197V246H200L199 244L194 246V244H197L196 242H198ZM208 241H209V243H210L211 245L208 244ZM243 241H244V240H242V242H243ZM4 242H5V243H4ZM39 242H41L40 244L43 243L44 245L42 244V246H40V245H39ZM68 242H70V244H69ZM77 242L80 243V244H78ZM95 242H96V243H95ZM125 242H124V243H121V244H123V246L126 244V246L128 245V246H130V247H131V245H133V244L129 245V241H127L128 244L125 243ZM151 242H152V243H151ZM151 242L149 241L148 244H149V245H150V244L152 245V244H153V241H151ZM160 242H161L160 245L162 246V245H163V244H162V241L160 240ZM175 242H176V243H175ZM7 243H8V244H7ZM11 243H13V244H11ZM17 243H18V245H17ZM65 243H66V244L68 243V244L66 245ZM131 243H134V239L132 240ZM193 243H194V244H193ZM203 243H204V244H203ZM19 244H20V245H19ZM34 244H33V245H34ZM45 244H46V245H45ZM48 244H50V245H48ZM55 244H56V245H55ZM59 244H60V245H59ZM64 244H65V245H64ZM71 244H72L73 246L76 245V244H78V245H76V246H78L79 249H77V250H79V251L76 252V249H75V248L70 247V248H72L73 250H75V251L73 252V250L70 249V250L72 251V252H71V251L69 250V246H68V245L71 246ZM144 244H143V245H144ZM157 244H155L154 246L156 247ZM171 244H168V245L165 244V245L168 246V248H170L169 246H170ZM173 244L171 245L172 249L170 248L171 251L175 252V249L178 251V249H179V248L177 249L178 245H177V247H176V245H173ZM212 244H213V245H212ZM218 244H219V245H218ZM252 244H253V243H252ZM3 245H4V246H3ZM52 245H53V247H52ZM57 245L60 247V249H62V248H63V249L60 250L59 247L56 249ZM90 245H91V244H90ZM92 245H93V244H92ZM113 245H112V247H113ZM143 245H141V246H143ZM160 245H158V247H159ZM208 245H209V246H208ZM35 246H34V247H35ZM50 246H51V248H49ZM55 246H56V247H55ZM62 246H63V247H62ZM67 246H68V249H67ZM76 246H75V247H76ZM87 246H86V247H87ZM138 246H137V248H138ZM144 246H146V245H144ZM161 246H160V247H161ZM166 246L163 245L162 248H163V247H164V248H167ZM173 246H175L176 248L174 249ZM14 247H13V248H14ZM42 247H43V248H42ZM45 247H46L47 249H46ZM65 247H66V248H65ZM91 247H92V248H91ZM105 247H106V248H105ZM114 247H113V249H111L112 251H110L109 254L118 255V249H117V254H114V253H116V251L114 250ZM121 247H122V246H121ZM121 247H120V248H121ZM149 247H150V246H147V247H144V248H143V247H142V248L140 247L139 250L141 249L142 252H143L144 250H145L146 252H150L151 250H149V251H147L148 249L146 250V248H149ZM155 247H153V248H155ZM160 247H159V248H160ZM207 247H208V248H207ZM209 247H210V249H209ZM9 248H10V247H9ZM53 248L56 249L57 251L53 250ZM76 248H77V247H76ZM90 248H91V250H90ZM96 248L98 249V252H96V250H97ZM122 248H123V250H125V247H122ZM135 248H136V247H135ZM159 248H158V251H159ZM164 248H163V249H164ZM216 248L218 249L217 251H216ZM32 249H33V246H32ZM44 249H45V250H44ZM48 249H49V250H48ZM64 249H65L66 251H65ZM92 249H93V250H92ZM99 249H100V251H99ZM126 249H128V247H127ZM151 249H152V248H151ZM156 249H157V247H156ZM156 249H155V250H156ZM160 249H161V248H160ZM163 249H162V250H163ZM240 249H241V247H240ZM16 250H17V249H16ZM39 250H40L42 253H41ZM113 250H114L115 252H114ZM119 250H121V249H119ZM201 250H203V251H201ZM206 250H208V251L210 250V251H211V252L209 251L210 254H207L208 251H206ZM5 251H7V249H6ZM44 251H45V252H44ZM61 251H62V253H61ZM102 251H104L105 253L102 252ZM121 251H122V250H121ZM121 251H119V252H121ZM126 251H127V252H130V251H128V250H125L124 252H126ZM160 251H161V250H160ZM160 251H159L158 253H160ZM192 251H191V252H192ZM199 251H200V252H199ZM3 252H4V251H3ZM38 252H39V254H38ZM47 252H48V253H47ZM69 252H70L71 254H70ZM79 252H80V253H79ZM81 252H82V253H81ZM85 252H86V254H87V253L89 254L88 256L86 255L88 258H87L86 256H82V255H84L83 253H85ZM99 252H100V253H99ZM111 252H114V253H111ZM122 252H123V251H122ZM122 252H121V253H122ZM127 252H126V253H127ZM131 252H133V251H131ZM239 252H242V251L240 250ZM40 253H41V254H40ZM44 253H47V254H44ZM51 253H52L53 255H52ZM64 253H66V254H64ZM77 253H78V254H82V255H78ZM91 253H92V254H91ZM192 253H193V252H192ZM4 254H5V255H4ZM49 254H50V255H49ZM75 254H76V255H75ZM93 254H94V255H93ZM119 254H120V253H119ZM200 254H201V253H200ZM203 254H202V255H203ZM1 255H2V256H0L1 264H10L11 262H12L11 264H16V261L14 260V258H13L10 254H7V255H6V252H4V253H2ZM40 255H41L43 258H42ZM92 255L95 256V257H92V259H91V258L89 259V257L92 256ZM113 255H111L112 258H115L116 256L113 257ZM238 255H239V253H238ZM240 255H241V254H240ZM10 256H11V257H10ZM46 256H49V257H46ZM72 256H74V257H72ZM75 256H76V257H75ZM98 256H99V257H98ZM118 256H119V255H118ZM118 256H117V257H118ZM241 256H242V255H241ZM241 256H239L240 259L242 258ZM3 257H4V258H3ZM44 257H45V258H44ZM78 257H79V258H78ZM104 257L107 258V260H108L107 254H106ZM117 257H116V258H117ZM2 258H3V259H2ZM7 258H8V259H7ZM9 258H10V259H9ZM40 258H41V259H40ZM65 258H66V260H64ZM68 258L70 259V261L68 260ZM80 258H81V261L79 260ZM94 258H95V259H94ZM96 258H97V259L99 258V259H98L99 261H98ZM112 258H111V261L114 260V259H112ZM11 259H12V260H11ZM77 259H78V260H77ZM101 259H102V260H101ZM7 260H8V261H7ZM43 260H44V262H43ZM63 260H64L65 262H63ZM71 260H72L73 262H72ZM100 260H101V261H100ZM5 261H6V262H5ZM54 261H55V262H54ZM57 261H58V262H57ZM97 261H98V262H97ZM4 262H5V263H4ZM48 262H49V263H48ZM81 262H82V263H81ZM105 262H106V261H105ZM105 262H104V263H105ZM104 263H103V264H104ZM107 263H108V261H107ZM107 263H106V264H107ZM93 264H94V263H93Z\"/></svg>","mask_w":264,"mask_h":264}]
</instances>
